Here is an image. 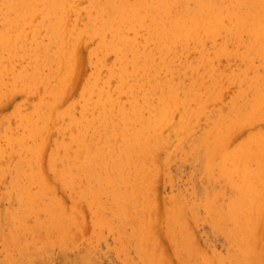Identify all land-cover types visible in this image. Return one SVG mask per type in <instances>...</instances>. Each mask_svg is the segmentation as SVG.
Listing matches in <instances>:
<instances>
[{"label":"rangeland","instance_id":"rangeland-1","mask_svg":"<svg viewBox=\"0 0 264 264\" xmlns=\"http://www.w3.org/2000/svg\"><path fill=\"white\" fill-rule=\"evenodd\" d=\"M9 1H11V2H9ZM0 0V8H1V6H2V8L0 9L1 11H0V17L2 18H0V24L1 25H6V24H3V22L5 23V21H12L13 19H11L12 17L14 18V16L13 15H16V11H18L19 9H20V6H21V8L23 9V11H24V9H25V11H24V13H25V18H23L22 17V15H20L21 14V12L23 13V11H20V14H18V12H17V14L18 15H16V18H17V16H21V17H19L20 18V25H21V30H22V32L20 31V34H22V35H24L25 33H26V37L23 39V37L25 36H21V35H19V36H21L22 38H20L19 40H20V44H21V46L22 47H19L20 48V50H21V53H20V50H19V53H17V55H19L20 54V56H16L15 57V59L16 60H14V61H12L11 62V65L13 66V69H12V66H11V70L13 71V74L12 75H14V74H18V72H20L21 70H23L24 69V67H25V71L26 72H35V71H38V70H40V71H38V73H39V75H48L47 77H48V79H46V78H44V77H42V78H44L45 80L43 81V82H41L40 81V79H38L39 80V82L41 83V86H43L44 87V90H43V88L40 86V83L38 82V80H37V84H39V86H38V90L37 91H35L36 89H34V91H33V89H32V87L30 88V86H29V88H30V91L32 90L33 92H30L29 91V89L27 88L26 89V87L24 86V91L23 90H21L20 88H23L22 86V84H24V83H22L21 84V86H19V84L20 83H18V82H15V89H16V87H17V89H16V91L14 90V88H13V86H11V84L13 83L12 82V80L11 79H9V76H10V72H8V74L9 75H6V77L4 76L3 77V83H5L7 80H8V83H9V81H10V83L8 84L7 82L5 83V84H1L0 85V87H1V91H2V93H1V91H0V99H1V96H2V99L0 100V106H1V104H2V106L0 107V224L2 225L3 224V227L2 228H0V230L1 229H3V230H1L0 231V264H92L93 262H95V263H93V264H208L209 262V264H239L240 262H241V264H245L248 260H249V262H247L246 264H250V263H252L253 262V264H259V262H260V264H264V262H263V260H264V245H262L263 243H264V234H262V231H264V191H263V189H264V182H263V180L262 179H259V180H257L256 178H257V175H258V178H262V177H264V171H262V170H260V169H263L264 168V144H262V142H264V139H262L261 141H259L258 139H260V138H258V136H260L259 135V133L258 134H255V133H252V134H254V136H256V137H252L251 138V133L250 132H258V131H260V133H261V136L260 137H262V138H264V134H263V130H264V111H262V113H261V115L259 116V112L258 111H256V110H254V107H253V109H251V106H252V102H255V100L258 98V93H259V91H260V89H261V87L262 86H264V65H263V63H264V54H261L263 51H264V49L263 48H261L260 49V47H262V43L261 44H259L258 43V39H260V40H262V36H260V37H258L257 35H256V32H258L256 29V24L254 25L255 26V33H254V30L252 29V28H254V26L252 27V25H251V27H250V25L249 24H251V23H247L248 25L246 26V22H245V24H244V22L242 21V23L243 24H239V28H238V25L236 24V21H234V23H232L231 21L232 20H234L232 17H230L229 19L231 20V18H232V20L230 21V20H228V16H226V14H227V11H228V13H230L231 12V14L230 15H232V11L233 10H235L236 12L237 11H239L237 8H238V6L236 7V9H235V7H233L234 6V4L235 5H239L240 4V6L242 5V8L241 9H245V7H246V9L247 10H249V6L247 5L246 6V4H245V6H244V8H243V1L244 0H240L239 2V4H236L237 2H236V0L235 1H232V0H230L231 2H232V4H231V2H229V0H222L223 2L221 3L220 2V0H215L216 2H214V1H210L209 3H213L214 5H215V9L216 10H218L219 8H217L218 6H220V5H222V6H224V7H222L221 6V8L219 9V13L222 15H220L219 13H216V14H218L219 15V19H221V17H222V25H223V22H224V25H225V27H220V28H218L217 30V32H215L214 34H212L211 35V37L209 36V37H204L203 36V40L201 39V38H199V39H191L190 38V40L188 41H185L184 40V42H182L183 41V38H182V40H179L180 42H178V43H180V45L178 44V43H175V40H174V36L173 35H171V33H168V34H170L172 37V39L174 40V44H176V45H173V40H171V41H167L166 40V38L165 37H169V35L167 36H165L164 37V39H165V41H164V39H162V38H158V37H156V41H154V42H152L153 41V38L152 37H148V36H146V35H148V34H152V29H151V33L150 32H146L145 33V31H148V26H149V30H150V28H151V23H150V25H148L149 24V20H150V16L151 15H153V14H155V13H160V9L157 7L158 5H155L154 7L151 5V6H149V9H148V6L146 7V6H144V5H147V4H143L145 1L144 0H127V2L124 0H121V2H120V0H117L118 2H120L121 3V5H124V7L123 6H121L118 2H116L117 4H118V6H115V5H117V4H115V2H114V0L112 1L113 3H114V6H112L113 4L111 3V1L110 0H101V1H99V2H95L99 7H98V9H97V5L96 4H94L93 3V5L94 6H92V7H90L91 6V4H92V1L91 0H76V2L74 1V3H78V4H73V2H69V0H67V5H69L68 7L70 8V9H67L66 10V8H65V11L67 12L68 10H71V11H68V13L69 14H67L66 12H64V9H63V7H61V9L63 10V12L61 11V9L59 10V8L57 9L58 11H57V13H59V14H57V15H54V14H56L55 13V10H56V8L53 10V9H51L50 8V10H51V12L50 11H47V10H49V8L46 10V8H42V6L41 5H43V3L41 2V0H36L35 2H34V0H29V1H27V0H24L25 1V3H24V1H20L21 2V4L22 5H20V3L18 2V4L17 5H19V8H17V9H15L16 11H15V13L13 12V10H14V8L15 7H11V5H8V4H10V3H12V0ZM15 0H13V2H14ZM71 1H73V0H71ZM79 1V2H78ZM80 1H82L81 3H80ZM93 1H98V0H93ZM107 1V2H106ZM110 1V3L112 4L111 5V7H110V3L106 6L105 5V3H108ZM116 1V0H115ZM132 1H136V2H134V3H137V5L139 6H135V4H134V6L132 5L133 3H132ZM142 1H144V2H142ZM167 0H165V2H166ZM172 0H168L167 1V5L166 6H168L169 5V7H167V11H166V13L164 14V15H166V16H168V18H170V20L172 19V15L174 16V18H176L177 17V15L179 14V12H180V14L184 11V10H186V9H189L191 6H193V8L194 9H196V10H199V8L198 7H200V5H201V3H202V1L203 0H196V2L198 3V1L200 2L201 1V3H200V5H199V3L197 4V3H195V5H196V7H195V5H193V0L191 1V0H189V1H187L186 0V2H188V5H189V7L187 8V3L185 2V0H176V1H172V5L170 6V2H171ZM183 1V2H182ZM249 0H247V1H245V3H247ZM9 2V3H8ZM16 2H17V0H16ZM102 2V3H101ZM125 2V3H124ZM129 2H131V3H129ZM139 2H141V3H139ZM146 2L148 3V1L146 0ZM175 2V3H174ZM195 2V1H194ZM203 2H205V1H203ZM206 2H207V0H206ZM217 2H220L219 4L217 3ZM226 2H228V3H226ZM2 3L3 4H5V5H2ZM69 3H71V4H69ZM83 3H86L85 5L83 4ZM127 3V4H126ZM129 3V4H128ZM186 3V4H185ZM226 3V4H225ZM230 3V4H229ZM249 3V2H248ZM13 4V3H12ZM14 4H15V2H14ZM33 4V5H32ZM126 4V5H125ZM140 4L141 5H143L142 7L140 6ZM164 4H166V3H164ZM176 4V5H175ZM180 4L181 5H184L185 4V6H180ZM216 4H218V5H216ZM228 4V5H227ZM7 5V6H6ZM30 5H31V7H30ZM67 5H66V7H67ZM73 5H74V7H73ZM75 5H79L78 7H81V9L82 10H80L78 7L76 8L75 7ZM83 5V6H82ZM88 5V6H87ZM119 5H120V7L122 8L123 7V11H124V8L126 9L127 8V10H125L126 12L125 13H127L126 15H125V13H124V15L126 16V19L125 18H123V19H125V20H123L122 21V17H125L121 12L119 13V14H121V15H123L122 17H120V18H118L122 23L121 24H118V23H120V21H118L117 20V15H118V12H119ZM129 5V6H128ZM175 5V6H174ZM199 5V6H198ZM233 5V6H232ZM6 6V7H5ZM14 6V5H13ZM16 6V5H15ZM23 6H26V7H23ZM44 6V5H43ZM71 6V7H70ZM131 6H133V8L134 9H132L131 8ZM174 6V7H173ZM177 6V7H176ZM178 6H180L179 8H178ZM217 6V7H216ZM232 6V7H231ZM9 7H11V9H13V10H11ZM41 7V8H40ZM129 7H130V9L131 10H129L128 11V9H129ZM156 7V8H155ZM174 9H173V8ZM204 7V6H203ZM228 7V8H227ZM7 9V10H5V9ZM72 8H75V10L76 9H79V11L78 10H76V11H73V9ZM86 9V12L84 11L85 9ZM87 8H89V10L90 11H88V9ZM102 8V9H101ZM112 8V9H111ZM137 8V12L135 11V13L138 15V12H139V16H140V14H141V16H143L144 17V19H145V25H144V23L142 22V24H141V27H140V23H141V21H142V17H140L141 18V21L140 22H138L139 20H137L136 19V21H135V17H133V15H131L133 18H131L133 21H131V22H129L130 20L128 19L129 17H127L129 14V12L131 11V13H132V11L133 10H135ZM146 8V9H145ZM151 8H153V9H151ZM185 8V9H184ZM232 8H234L233 10H232ZM84 9V10H83ZM97 9V11H96V13H95V10ZM99 9H101V13H103V12H105V13H103L102 15H101V13L99 12L100 10ZM110 9V10H109ZM114 9V10H113ZM145 10V12H144V10ZM154 9L156 10V12L154 13ZM168 9L170 10V11H172V9H173V14H170L171 12L169 11L168 12ZM180 9V10H179ZM183 9V10H182ZM191 9L192 8H190V10L188 11V13L189 12H191ZM228 9V10H227ZM245 9V12H247V10ZM9 10H10V12H9ZM43 10V11H42ZM104 10H106V11H104ZM122 10H120V11H122ZM150 11V13H151V15H150V13H149V15H148V12ZM159 10V11H158ZM174 10H175V13H174ZM177 10H179V12L177 11ZM193 10V9H192ZM196 10H193V12H191L192 14H194V12H196ZM225 10V11H224ZM232 10V11H231ZM5 11V12H4ZM8 11V14L6 13ZM122 11V12H123ZM141 11V12H140ZM148 11V12H147ZM153 11V12H152ZM158 11V12H157ZM200 11V10H199ZM222 11V12H221ZM241 11V10H240ZM251 11V10H250ZM63 14H62V13ZM77 12V13H76ZM79 12V13H78ZM81 12V13H80ZM187 12V11H186ZM234 12V11H233ZM244 11H242V13H243ZM4 13H5V15H4ZM52 13H54V14H52ZM66 15H65V14ZM73 13V14H72ZM84 13H86V14H84ZM87 13H90V14H87ZM143 13V14H142ZM145 13V14H144ZM162 13V12H161ZM160 13V14H161ZM169 13V14H168ZM185 13V12H184ZM183 13V14H184ZM191 13H189V15L191 14ZM225 13V14H224ZM250 13V12H249ZM64 15L65 17V19L63 20L64 21V24L67 22L66 20H69V22H68V26L67 27H65L64 25H63V27H65V29H71L72 31H74V29L76 28H78V30H76L75 29V31H74V34L72 33V31H71V34L72 35H70L71 37L69 38V40L67 41L66 40V42H64V40H60V39H58V40H60L59 42H57V46L56 45H54L53 43H49L50 42V39H48L47 41H49V42H47L46 41V38H49V36L50 35H52L50 32V26H52L51 24L53 23V21H56L55 23H59L60 25H61V22H63V21H61L62 20V15ZM94 14V15H93ZM117 14V15H116ZM133 14H134V11H133ZM168 14V15H167ZM178 15V19H180V17H181V15ZM236 14H240L241 15V13L240 12H237ZM244 14L245 13H243V16H244ZM4 17H3V16ZM7 15V16H6ZM8 15L11 17H8ZM12 15V16H11ZM46 15H47V18H46ZM50 15V16H49ZM54 15V17H52ZM69 15V17H67ZM79 15V16H78ZM88 15H90V17L88 18ZM108 17H107V16ZM170 15H171V17H170ZM176 15V16H175ZM184 15H187L186 13L184 14ZM184 15H182L183 17H184ZM217 15V16H218ZM228 15V14H227ZM247 15H250V14H247ZM247 15H246V17H247ZM24 16V15H23ZM72 16V17H71ZM78 16V17H77ZM96 16V17H95ZM105 16H106V18H105ZM110 16H111V19L113 20H111V19H108V20H110V22H112V24L110 23V29L112 28V25L114 26V24H118V25H115L116 27H115V29L114 30H116L117 28H120V29H118L121 33L123 32V35H124V39H125V42L126 41H132L131 43L129 42L128 44H126V43H124L123 42V44H122V41L120 42L119 41V39L117 40V41H115V42H117V44L115 43V42H113V39L114 40H116V38L112 35L113 34V30H112V32H109L110 30H108V29H106V28H108L107 26H108V24H109V22H108V24H107V22L106 23H104V21L106 20V21H108L107 20V18H110ZM148 17V19H147V17ZM180 16V17H179ZM51 17L53 18V19H51ZM60 17H62V18H59ZM70 17H71V19H70ZM77 17V23L79 24L78 26L76 25L75 27H74V29L72 28V26H74L75 25V23H76V20H75V18ZM79 17H80V19H79ZM112 17H116V19H113ZM119 17V16H118ZM146 17V18H145ZM183 17H181V18H183ZM245 17V16H244ZM18 18V19H19ZM21 18H23L22 20H21ZM46 18V19H45ZM173 18V19H174ZM227 18V19H226ZM49 19V20H48ZM58 19V20H57ZM93 19V20H92ZM96 19V20H95ZM98 19H100V20H98ZM103 19V20H102ZM228 21H226V20ZM239 19V18H238ZM42 20H43V22H42ZM72 20V21H71ZM75 20V21H74ZM114 20H117V21H115L114 22ZM128 20V21H127ZM146 20L148 21V22H146ZM165 20H168L169 21V19H167V17L165 18ZM177 19H175V20H173V22L174 21H176ZM245 20H247V19H245ZM244 20V21H245ZM57 21H59V22H57ZM81 21V23H79ZM90 21H91V23H90ZM95 21V22H94ZM125 21V22H124ZM167 21V22H168ZM230 21V22H229ZM241 21V20H240ZM13 22H15V21H13ZM45 22V23H44ZM75 22V23H74ZM49 23V24H48ZM76 23V24H77ZM96 23V24H95ZM99 23H100V26H99ZM132 23V24H131ZM136 23V24H135ZM229 25H233V27L234 28H236L237 29V31H238V36L236 35V31H233V30H235L232 26H229V27H227L228 26V24ZM8 24H9V22H8ZM63 24V23H62ZM102 24H104L105 25V27H103L104 25H102ZM134 24V25H133ZM166 24H168V23H166ZM226 24H227V26H226ZM235 24L237 25V26H235ZM263 24L264 23H262V24H259L260 26L262 25V27H259V29H263L264 30V28H263ZM40 25V26H39ZM42 25V26H41ZM47 25V26H46ZM50 25V26H49ZM81 25V26H80ZM124 25V26H123ZM245 25V27H243V26ZM258 25V24H257ZM258 25V26H259ZM38 26H39V28H38ZM86 26H88L87 27V29H86V31L85 30H83ZM129 28H128V27ZM134 26V27H133ZM136 26H138L139 27V29H138V27H136ZM240 26H241V29H242V27H243V29L246 31V30H248V31H252L251 33L253 34V36H254V38L253 37H251L252 36V34L249 32L248 33V31L247 32H245L244 30H239L240 29ZM257 26V27H258ZM1 27V26H0ZM37 27V28H36ZM40 27H43L42 29L40 28ZM45 27V28H44ZM227 27V28H226ZM232 27V28H231ZM248 27H250V29L248 28ZM24 28V29H23ZM96 28V29H95ZM127 28V29H126ZM142 28H145L144 29V31H143V29ZM1 29V28H0ZM36 29V30H35ZM47 29V30H46ZM61 29H62V25H61ZM64 29V30H65ZM103 29H105V30H103ZM123 29H124V31L126 32V34L124 33V31H123ZM132 29V30H131ZM136 29V30H135ZM140 29H141V31H140ZM252 29V30H251ZM43 30V31H42ZM63 30V29H62ZM61 30V31H62ZM88 30V31H87ZM106 30H108V31H106ZM130 30V31H129ZM138 30V31H137ZM228 30V31H227ZM230 30H232L233 32H232V34H230L231 32H230ZM19 31V30H18ZM46 31H48V33L46 32ZM66 31V30H65ZM68 32L66 33V34H69V30H67ZM99 33H98V32ZM103 31V32H102ZM128 31V32H127ZM135 31V32H134ZM244 31V33H241V32H243ZM38 32V33H37ZM64 32V31H63ZM80 33V35H79V37H80V39H81V37L82 36H84V37H82V40L81 41H83V42H81L78 38H76V37H78V36H76L77 34L76 33ZM86 32V33H85ZM115 32V31H114ZM132 32L134 33L133 35H132ZM143 34H142V33ZM220 32V33H219ZM222 32V33H221ZM224 32H226V35H223V33ZM241 34H240V33ZM261 32H264V31H261ZM34 33L35 34H37V36H35L34 35ZM50 33V34H49ZM91 33V34H90ZM103 33H105L104 35H103ZM110 33V34H109ZM135 33H139V37H137L138 35L136 34L135 35ZM141 33V34H140ZM228 33V34H227ZM233 33H235V35H236V38H235V35L233 34ZM247 33V34H246ZM41 34V35H40ZM47 34V35H46ZM85 34H87V35H85ZM109 34V35H108ZM128 34V35H127ZM221 34V35H220ZM225 34V33H224ZM250 34V35H249ZM28 35V36H27ZM42 35L44 36V35H46L45 37H42ZM91 35V36H90ZM135 35V36H134ZM141 35H143V36H141ZM231 35H233L232 37H233V39L235 40H233L232 39V37H231ZM240 35H241V37H240ZM69 36V35H68ZM67 35L65 36V33H64V36L61 38V39H63L64 37L65 38H67L68 37ZM97 36V37H96ZM141 36V37H140ZM151 36V35H150ZM152 36H154L153 34H152ZM217 36V37H216ZM229 36V38H227ZM258 37V39H256L255 40V37ZM43 38V40H42V38ZM90 39H89V38ZM91 37H94V38H92V40H94V41H92L91 40ZM113 39H112V38ZM143 37V38H142ZM148 37V38H147ZM215 37V38H214ZM221 37V38H220ZM225 37V38H224ZM247 39H246V38ZM252 38V40H251V38ZM19 38V37H18ZM32 38H33V42H32ZM35 38V39H34ZM41 38V39H40ZM64 38V39H65ZM75 38V39H74ZM104 40H103V39ZM129 38H131V39H129ZM135 38H137L136 40H138L139 41V43H138V41H136L135 40ZM142 38V39H141ZM152 38V39H151ZM158 38V39H157ZM176 38V40H178V38L177 37H175ZM210 39V41H209V39ZM241 38V39H240ZM242 38H243V41H242ZM38 39H40L39 41H36V40H38ZM87 41H86V40ZM106 39V40H105ZM111 40V46H110V40ZM128 39V40H127ZM133 39V40H132ZM144 39H147V41L146 40H144ZM152 41H151V40ZM180 39V38H179ZM201 39V40H200ZM223 39V40H222ZM225 39H227V40H225ZM236 39L238 40L237 41V43H236ZM25 40V41H24ZM28 40V41H27ZM74 40H75V43H74ZM79 40V41H78ZM90 40V41H89ZM141 40V41H140ZM159 40H162V42L161 41H159ZM168 40H170V37H169V39ZM194 40V41H193ZM215 40L216 41H218V42H215ZM221 40V41H220ZM228 40H230L229 42H228ZM240 40L242 41V44L240 43ZM257 41V42H255V41ZM259 40V41H260ZM27 41V42H26ZM31 41V42H30ZM44 41V42H43ZM47 43H46V42ZM77 41V42H76ZM86 41V42H85ZM98 41H100L99 43H101V44H99L98 43ZM107 41H109V43L107 42ZM142 41H145L144 43L142 42ZM164 41V42H163ZM198 41H199V43H198ZM202 41V42H201ZM204 41V42H203ZM232 41V42H231ZM247 41H248V44H250L249 46H248V44H247ZM251 41V42H250ZM40 42V43H39ZM43 42V43H42ZM68 42H70V44H68ZM80 44H79V43ZM94 42H96V43H94ZM135 42H137L136 43V45H132V44H135ZM141 42V43H140ZM166 42H167V45H164V43L166 44ZM172 43V44H169V43ZM201 42V43H200ZM214 42V43H213ZM227 42V43H226ZM244 42V43H243ZM253 42V43H252ZM29 43V44H28ZM65 43V45L63 46V44ZM84 43V44H83ZM115 43V45H113ZM153 43V44H152ZM154 43H155V45H154ZM157 43V44H156ZM165 46V48L167 49H164V51L167 53L169 50V52L167 53V54H165V52L163 51V48H164V46L162 45V44ZM184 43H188V45H190V46H188L187 44L185 45ZM190 43V44H189ZM202 43H204V44H202ZM211 43V44H210ZM218 43V44H217ZM236 43V44H235ZM23 44V45H22ZM34 44V46H31V45H33ZM51 44H53V46L51 45ZM74 44V45H73ZM78 44V45H77ZM95 44H96V46H95ZM106 44H109V45H106ZM118 44H120L119 46H118V49L115 47L116 45H118ZM147 44V45H146ZM150 44L152 45V46H150ZM184 44V45H183ZM199 44V45H198ZM201 44L203 45V46H201ZM214 46H213V45ZM227 44V45H226ZM255 44V45H254ZM260 46H259V45ZM42 45H44L45 47L44 48H47L46 46H48L49 47V49L47 48L46 50H50L49 52L50 53H52V52H58V50H59V57H57V61H56V58H53V57H51V59H52V61H51V59H50V61H47V60H45L44 58V56L42 55V52H43V47H42ZM60 45V46H59ZM62 45V46H61ZM68 45H70V46H68ZM77 45V57H75L74 55H75V52H76V50L74 49V47ZM80 45V46H79ZM103 45V48L101 47ZM138 45V46H137ZM144 45H146V46H144ZM149 45V46H148ZM169 45H172V46H170V48L172 47V48H178V49H176V50H174V49H170L169 48ZM195 45H196V47H195ZM204 45L206 46V47H204ZM208 45V46H207ZM211 45V46H210ZM216 45V46H215ZM237 45H238V47H237ZM246 45V46H245ZM257 45V46H256ZM20 46V45H19ZM24 46V47H23ZM36 46V47H35ZM39 48H38V47ZM94 46V47H93ZM110 46V47H109ZM122 46V47H121ZM128 46H129V48H128ZM132 46V47H131ZM143 46V47H142ZM148 46V47H147ZM155 46V47H154ZM157 46V47H156ZM162 46H163V48H162ZM184 46H186V47H188V48H184ZM201 48H200V47ZM218 46V48H216ZM220 46V47H219ZM242 46H244V47H242ZM25 47H26V49L27 50H25ZM28 47V48H27ZM51 47V48H50ZM55 47H58L57 49H54ZM61 47V48H60ZM63 47V48H62ZM67 49L66 51H68V52H66V54L64 53V54H62L63 53V50L65 51V48ZM69 47H70V49H69ZM97 47V48H96ZM152 47V48H151ZM159 47V48H158ZM204 47V48H203ZM232 48V50H231V48ZM18 48V49H19ZM32 48V49H31ZM76 48V47H75ZM95 48V49H94ZM139 48V49H138ZM144 48V49H143ZM151 48V49H150ZM155 48L157 49V51L155 50ZM182 48V49H181ZM191 48H193V50H195V51H193V50H191L190 52H189V50L191 49ZM195 48H198V50H196ZM230 48V49H229ZM237 48V49H236ZM242 48H243V50L245 51H243L242 50ZM245 48V49H244ZM257 48H259L260 50L259 51H261V53L260 52H258V53H256V51H258V49ZM23 49V50H22ZM41 49V50H40ZM52 49V50H51ZM63 49V50H62ZM91 49L93 50V51H91ZM103 51H102V50ZM116 49V50H115ZM119 49H120V52H119ZM124 49V50H123ZM129 49H131V51L129 50ZM141 49H143V50H141ZM153 49V50H152ZM169 49V50H168ZM185 49V50H184ZM201 49H203V50H201ZM219 49V50H218ZM227 49V51H225ZM237 51H236V50ZM241 49V50H240ZM248 49V50H247ZM251 49H253V50H251ZM257 49V50H256ZM33 50V51H32ZM61 50H62V52H61ZM69 50H70V52H69ZM74 50H75V52H74ZM122 50H123V52L124 53H122ZM138 52H137V51ZM141 50V51H140ZM151 52H150V51ZM173 50V53H171V51ZM209 50V51H208ZM214 50H217V52L215 51L214 52ZM238 50L240 51V52H238ZM34 52V53H32V52ZM106 51V52H105ZM115 51H116V53H115ZM134 53H133V52ZM135 51H136V53H135ZM145 51H147L146 52V54H145ZM152 51H153V54H152ZM159 51V52H158ZM174 51H177V52H175L174 53ZM198 51H200V53L198 52ZM234 51V52H233ZM253 51V52H252ZM18 52V51H17ZM22 52H23V54H22ZM25 52V53H24ZM30 52V53H29ZM89 52V53H88ZM92 52V53H91ZM99 52H100V54H99ZM108 52V53H107ZM112 52V53H111ZM126 52V53H125ZM141 52H143V53H141ZM149 52V53H148ZM158 52V53H157ZM184 52V53H183ZM205 52V53H204ZM219 52V53H218ZM224 52H226V54L224 55ZM231 52V53H230ZM236 52V53H235ZM242 52H243V54H242ZM30 54V55H28V54ZM94 53V54H93ZM104 53H106V54H104ZM122 53V54H121ZM133 53V54H132ZM137 53H138V55H140V57L141 58H139V60H138V57H137ZM148 53V54H147ZM160 53V54H159ZM169 53H170V55H169ZM183 54V56L185 57L186 55V57H185V59L183 58V56L182 55H179V54ZM216 53H218L217 55H216ZM228 53V54H227ZM239 53V54H238ZM245 53L247 54L248 53V57L245 55ZM251 53H253V56H254V54H255V56L253 57L252 56V54ZM28 56H27V55ZM62 54V55H61ZM70 54V55H69ZM80 56H79V55ZM135 54H136V56H135ZM144 54V55H143ZM150 54V55H149ZM159 54V55H158ZM171 54H173L174 56H172ZM213 54V55H212ZM221 54V55H220ZM223 54V55H222ZM235 54H238V55H236L235 56ZM251 54V55H250ZM258 56H257V55ZM259 54H260V56H259ZM89 55V57H87ZM95 55V56H94ZM108 55H109V59L108 60H106V57L108 58ZM117 55H118V58H117ZM121 55H123V56H120ZM124 55H125V58H123L124 57ZM126 55H127V57H126ZM131 57H130V56ZM146 55V56H145ZM153 55V56H152ZM155 55V56H154ZM178 55V56H177ZM205 55V57L204 58H202L203 56ZM228 56V58H226L227 56ZM239 55H240V57H239ZM4 56V55H3ZM36 56V57H35ZM69 56V57H68ZM150 58H149V57ZM152 56V57H151ZM199 56H201V59L199 60ZM215 56V58H213ZM224 56V57H223ZM226 56V57H225ZM242 56V57H241ZM245 56H246V58H245ZM86 57H87V59H86ZM105 57V58H104ZM134 57V58H133ZM137 57V58H136ZM153 57H155L154 58V60H153ZM174 57H176L175 59H174ZM179 57L181 58V59H179ZM216 57H217V59H216ZM251 57V58H250ZM256 57H258L257 59H256ZM39 58V60H37ZM64 58V59H63ZM70 58V59H69ZM74 58H76V59H74ZM94 58V59H93ZM121 58H122V60H121ZM136 58V59H135ZM145 58H148L147 60L145 59ZM174 59L173 61H172V59ZM206 58H207V60H206ZM245 58V61L243 60V59ZM253 58V59H252ZM32 59H36V60H32ZM60 59H63V61H65V62H62V64L60 65V62L59 61H61ZM67 59V60H66ZM71 60V63H69V64H67V62L69 61V60ZM105 59V60H104ZM113 59V60H112ZM124 59H126V61L124 60ZM128 59L130 60L129 61V63L127 64V61H128ZM134 59H135V61H137V63L138 64H135V61H134ZM150 59V60H149ZM159 59V61H157ZM170 59H171V61H172V63H171V61H170ZM213 59V60H212ZM247 59H249V61H247ZM19 60H21V61H19ZM73 60H74V62H73ZM90 60H92V61H90ZM96 60V61H95ZM124 60V61H123ZM142 60V61H141ZM148 60H149V62H148ZM199 60V61H198ZM216 60V61H215ZM228 60H229V62H231V63H229L228 62ZM8 61V60H7ZM25 61V62H24ZM35 61H36V63H35ZM41 61V62H40ZM89 61V62H88ZM98 61V62H97ZM123 61V62H122ZM131 61H132V63H131ZM144 61V62H143ZM178 61V62H177ZM188 62V64L186 63V62ZM206 61L208 62V63H206ZM213 61V62H212ZM243 63H242V62ZM253 61V62H252ZM259 61V62H258ZM263 61V62H262ZM32 62H33V64L34 65H32ZM38 62V63H37ZM53 62H58V64L56 63H53ZM77 64H76V63ZM97 62V63H96ZM142 62V63H141ZM152 62V63H151ZM155 62V63H154ZM159 62V63H158ZM182 62H184V63H182ZM202 62H204V63H202ZM248 62V63H247ZM17 63V64H16ZM41 65H40V64ZM114 63V64H113ZM175 65H174V64ZM178 63H179V65H178ZM180 63H182V64H180ZM193 63H194V65H193ZM200 63H202L201 65H200ZM226 63H227V65H228V63H229V66H227L226 65ZM237 63V64H236ZM245 63V64H244ZM254 63V65L253 66H251L252 64ZM260 63V64H259ZM10 64V63H9ZM14 64V65H13ZM20 66H19V65ZM26 64V65H25ZM38 64V65H37ZM63 64H64V67H63ZM71 64H75L74 65V71H73V69H72V66L73 65H71ZM106 64V65H105ZM118 64V65H117ZM120 64V65H119ZM122 64V65H121ZM126 64V65H125ZM130 64V65H129ZM141 64H143V65H140ZM146 64V65H145ZM151 64V65H150ZM154 64H156V65H154ZM191 64V66L189 67V65ZM43 65V66H42ZM46 65V66H45ZM51 65V66H50ZM54 65V66H53ZM68 65V66H67ZM77 65V66H76ZM105 65V66H104ZM129 65V66H128ZM149 65V66H148ZM174 66V70L172 69L173 68V66ZM181 65L183 66V68L181 67ZM201 67H200V66ZM212 65H214V66H212ZM218 67H217V66ZM238 65H240V66H238ZM248 66V69H247V67L246 66ZM258 65H260V66H258ZM19 66V67H18ZM58 66V67H57ZM69 66L71 67V68H69ZM126 66V67H125ZM131 66V67H130ZM146 66V67H145ZM150 66H152L151 68H150ZM177 66H178V68H177ZM194 66V67H193ZM199 66V67H198ZM207 66H209L208 67V69H207ZM227 66V67H226ZM235 66H236V68H238L237 69V71H236V68H235ZM98 68V69H95V68ZM111 67H113V68H111ZM123 67V68H122ZM136 67V68H135ZM145 67V68H144ZM158 67V68H157ZM187 67H188V69H187ZM221 67V68H220ZM242 67V68H241ZM244 67V68H243ZM257 67V68H256ZM263 67V68H262ZM102 68V70L100 71V69ZM109 68V69H108ZM111 68V69H110ZM128 68H130V70H128ZM134 68V71L136 70V72H135V74H134V71H132V69ZM148 68V69H147ZM190 68V69H189ZM202 68V69H201ZM211 70H210V69ZM214 68V69H213ZM216 68H217V70H216ZM239 68H241V69H239ZM250 68V69H249ZM14 69H16V71H18V72H16ZM28 69V70H27ZM63 69V70H62ZM123 69H124V71H123ZM125 69H127L128 70V72H127V70L125 71ZM141 69V70H140ZM143 69H145V70H143ZM178 69H180V70H178ZM198 69V70H197ZM232 69H233V71H232ZM35 70V71H34ZM53 70V71H52ZM55 70H56V72H55ZM59 70H60V72H59ZM100 71V73L99 72H97V71ZM111 70V71H110ZM113 70V71H112ZM137 70L139 71V72H137ZM176 70V71H175ZM185 70V71H184ZM193 70V71H192ZM209 70V73L207 72ZM215 70V71H214ZM221 70V71H220ZM228 70V71H227ZM236 72H235V71ZM241 70H243V71H241ZM258 72H257V71ZM52 71V72H51ZM78 71V75L77 76H75L76 75V72ZM110 71V72H109ZM117 71H119V72H117ZM122 71V72H121ZM192 71V72H191ZM195 71V72H194ZM197 71H198V73H197ZM213 71V72H212ZM252 71V72H251ZM54 72V73H53ZM59 72V74H56V73H58ZM68 72H71L70 73V76H69V73ZM73 72V73H72ZM82 72V73H81ZM107 72V73H106ZM117 72V73H116ZM122 73V75H123V78L120 76V74L119 73ZM148 72L150 73V74H148ZM181 72V73H180ZM184 72H186V73H184ZM207 72V73H206ZM223 72V73H222ZM227 72V73H226ZM240 72V73H239ZM262 73V76H261V73ZM41 73V74H40ZM75 73V74H74ZM97 73V75H93V74H96ZM99 73V74H98ZM114 73V74H113ZM125 73V74H124ZM225 73V75L226 76H228V78L224 75H222V74H224ZM239 73V74H238ZM56 74V75H55ZM71 74H73L72 76H71ZM101 74V77H99L98 75H100ZM103 74V75H102ZM131 74H133V75H131ZM145 74V75H144ZM213 74V75H212ZM228 74V75H227ZM232 74V75H231ZM233 74H235V77H237L236 78V80H235V77L233 76ZM254 74V75H253ZM255 74H257V75H255ZM38 75V74H37ZM37 75H34V76H36L35 78H39V75L37 76ZM67 75V77H68V79H67V77L66 78H63V77H65V76ZM105 75V76H104ZM108 75V76H107ZM117 77H116V76ZM126 75V76H125ZM129 75H131V76H129ZM135 75V76H134ZM142 75V76H141ZM147 75V76H146ZM172 75V76H171ZM212 75V76H211ZM240 75V76H239ZM259 75H260V78H258L259 77ZM55 76V77H54ZM61 76V77H60ZM80 76H81V78H80ZM90 76V77H89ZM99 77V79L97 78V77ZM139 76V77H138ZM144 79L145 78V81L141 78V77ZM200 76V77H199ZM222 76V77H221ZM231 76V77H230ZM239 76V77H238ZM245 76L247 77V78H249L248 80H247V78L245 79ZM17 77H19V75L17 76ZM70 77H72L73 79L75 78L76 79V77L78 78V79H76V81H74V82H70L69 80H70ZM113 77H114V79H113ZM131 77H132V79H131ZM180 77V78H179ZM216 77H218V79L220 78V81L217 79V81H215V79H216ZM244 79H243V78ZM6 78H8V79H6ZM11 78V77H10ZM63 78V79H62ZM71 78V79H72ZM89 78V79H88ZM96 78V79H95ZM102 78V79H101ZM105 78V79H104ZM116 78H118V79H116ZM123 80H122V79ZM130 78V79H129ZM153 78V79H152ZM225 78H227V79H225ZM231 78V79H230ZM233 78V79H232ZM66 79L69 81V82H67L66 81ZM74 79V80H75ZM81 79V80H80ZM103 79H104V81H103ZM110 79L112 80L113 79V82L111 81L110 82ZM119 79H121V80H119ZM212 79V80H211ZM222 79H224L223 80V82H222ZM251 79H252V81H251ZM49 80H50V83L51 84H49ZM53 80V81H52ZM55 80V81H54ZM60 80V81H59ZM93 80V81H92ZM95 80H97V81H95ZM116 80H118V81H116ZM138 80V81H137ZM142 80V81H141ZM205 80V81H204ZM227 80V81H226ZM231 80H235V81H232L231 82V84H230V81ZM72 81V80H71ZM87 81V82H86ZM101 81H103V82H101ZM133 81V82H132ZM140 81V82H139ZM143 81H144V84H143V86H141L142 85V83H143ZM178 81V82H177ZM215 81V82H217V83H213V82ZM219 81V82H218ZM243 82V85L241 84L242 82ZM244 81H245V83L247 84V86H245V83H244ZM261 81V83L263 84L262 86L260 85V89L258 88V86L257 85H259V84H257V82H260ZM12 82V83H11ZM46 82H48V83H46ZM61 84H60V83ZM95 82H96V84L97 85H95ZM99 82V83H98ZM111 84H110V83ZM123 82H125V83H123ZM132 82V83H131ZM136 82V83H135ZM137 82L139 83V84H137ZM213 83V85H212V83ZM54 83V84H53ZM69 85H68V84ZM71 83L73 84V85H71ZM74 83H75V85H74ZM103 83H106V84H103ZM146 83H148V84H146ZM152 84V86L154 87H150V85ZM179 83V84H178ZM194 83V84H193ZM196 83V84H195ZM220 83H221V86H223V88L220 86ZM234 83V84H233ZM254 83V84H253ZM26 84V83H25ZM45 84L47 85V86H45ZM65 84H66V86H65ZM100 84V85H99ZM110 84V85H109ZM115 84V85H114ZM117 84V85H116ZM176 84H178V86H180L178 89H177V85ZM182 84V85H181ZM192 84L194 85V86H192ZM223 84V85H222ZM251 84V85H250ZM255 84H256V86H255ZM6 85H7V87H6ZM8 85H10V86H8ZM13 85H14V83H13ZM50 85V86H49ZM59 85L60 86H62V88L61 87H59ZM71 85V86H70ZM120 85V86H119ZM145 85H147L146 87H145ZM155 85H156V87H155ZM209 85H210V87H209ZM217 85V86H216ZM227 85H228V87H227ZM240 85V86H239ZM255 87H254V86ZM4 86V87H3ZM64 86H65V88L67 87V88H69L68 90H67V88H66V91H68V92H66L65 91V88H64ZM69 86V87H68ZM88 86H91V89H90V87H88ZM103 86H104V89H103ZM177 86V87H176ZM213 86V87H212ZM214 86H216V88L214 87ZM10 87H12V89H10ZM20 87V88H19ZM36 86H34V88H35ZM48 88V90L46 89V88ZM54 88L55 87V91H52V89L51 88ZM57 87H59V89L57 88ZM72 87V88H71ZM85 87V88H84ZM93 87H94V89H93ZM111 87V88H110ZM113 87V88H112ZM133 87H135V88H133ZM160 87H162V88H160ZM188 87V88H187ZM194 87V88H193ZM199 89H198V88ZM212 87V88H211ZM225 87V88H224ZM241 87L243 88H245V90L244 89H242L241 90ZM249 87H250V89H249ZM37 88V87H36ZM86 88H88V89H86ZM107 88H109V89H107ZM130 88H131V90H130ZM141 88V90H139ZM144 88V89H143ZM148 88H150V89H148ZM192 88H193V90H195L194 92L195 93H197L196 94V96H193V98L191 97L193 94H194V92L193 93H191V90H192ZM195 88H197V89H195ZM207 88H208V90H207ZM214 88V89H213ZM218 88H219V90H218ZM228 88V89H227ZM239 88V89H238ZM257 88L259 89V91L257 92ZM64 89V90H63ZM90 89V90H89ZM99 89V90H98ZM143 89V90H142ZM164 91V92H162L161 93V91L162 90ZM222 89V90H221ZM224 89V90H223ZM225 89H226V92H225ZM247 89V90H246ZM253 89V90H252ZM5 90V91H4ZM7 90V91H6ZM41 90L42 91H45V90H47V95L50 93V95H49V97L47 96V95H44V93L43 94H41ZM59 90V91H58ZM85 90V91H84ZM88 90L89 91H91V93H92V95L91 94H89L90 92H88ZM95 90H97L96 92H95ZM103 90V91H102ZM108 90H109V92H108ZM114 90V91H113ZM136 90H138V91H136ZM159 90V91H158ZM213 92H212V91ZM239 90H240V92H239ZM13 91H15V92H19V93H16V94H14L13 95V93H15V92H13ZM93 91V92H92ZM101 91V92H100ZM118 91V92H117ZM121 91V92H120ZM136 91V92H135ZM156 91V92H155ZM212 93H214V94H212ZM216 91H218V92H216ZM220 91V92H219ZM228 91V92H227ZM246 91H247V93H246ZM24 93V94H22V93ZM27 92H28V94H27ZM36 92H37V95H36ZM65 92L67 93L66 95H65ZM100 92V93H99ZM106 92H108V93H106ZM113 92V93H112ZM126 92V93H125ZM134 92V93H133ZM152 92V93H151ZM199 92V93H198ZM207 92H210L212 95H213V97L214 96H216L217 98L219 97V96H221L220 97V100H219V98L218 99H214V102H212V100H213V98H206L207 96H208V94H207ZM242 92V94H240ZM253 94H252V93ZM254 92H255V94H254ZM256 92H257V94H256ZM26 93V94H25ZM34 93V94H33ZM55 95H57V93L59 94V96H58V101L55 99V96H54V94ZM87 93L89 94V95H91V96H89V95H87ZM104 93V94H103ZM110 93V94H109ZM118 93V94H117ZM132 93V94H131ZM158 95V96H156V94ZM204 94V95H201V94ZM216 93V94H215ZM217 93H219V94H217ZM222 93V95H220ZM226 93V94H225ZM239 93V94H238ZM11 94H12V96H11ZM62 94V95H61ZM98 94H99V96H98ZM102 94V95H101ZM121 94H122V96H121ZM141 94V95H140ZM165 94H168L169 96H170V94L171 95H173L172 96V98H173V101H176L175 103H177V104H175L176 105V109L177 110H175V108H174V106L172 107V112H170V113H172V114H170L169 113V115L170 116H168L169 118H171L170 119V121L172 122V123H168V117L167 118H164V120L162 121V122H164V124H168V125H170L171 127H169L168 125H167V127H165V126H162L161 124H160V126L158 127V128H155V127H148L149 125L150 126H152V124H154L153 122L155 121L154 119H155V117H153V114L155 113V111H157V109H158V104L159 103H157V102H160V100H159V98L161 99L162 97H164V95ZM238 94V95H237ZM244 94V95H243ZM246 94H247V96H246ZM251 94V95H250ZM6 97V98H4V96ZM8 95V96H7ZM35 95V96H34ZM43 95H44V97H46V98H44L43 99ZM61 95V96H60ZM83 95V96H82ZM96 95V97H97V99H96V97H94ZM153 95H155L154 97H153ZM197 95H200L199 97L200 98H197L198 96ZM234 95V96H233ZM240 98H238L237 96ZM243 95V96H242ZM9 96H11V99H9L10 97ZM62 96H63V99H62ZM104 96V97H103ZM119 96H121L120 98H119ZM137 98H136V97ZM152 96V97H151ZM166 96V95H165ZM205 98H204V97ZM211 96V95H210ZM255 96H257V97H255ZM8 97V98H7ZM39 97H41V98H39ZM51 97V98H50ZM60 97H61V100H63V101H61V100H59L60 99ZM116 97H117V99H116ZM148 97V98H147ZM151 97V98H150ZM234 97H236V98H234ZM246 97H248V98H246ZM249 97L251 98V99H249ZM254 97V99H252ZM38 98V99H37ZM49 98V99H48ZM92 98L94 99V101L92 100ZM107 98H110V99H107ZM114 98H115V100H120V101H118L119 103H116V107L113 109V104H110L109 102H114L115 100H114ZM144 98V99H143ZM147 98V99H146ZM234 98V99H233ZM241 98H244L243 100H242V102L243 101H245V103H243V106H244V104L246 105V106H241L240 105V101H241ZM43 99V100H42ZM106 99V100H105ZM122 99V100H121ZM152 99V100H151ZM195 99V100H194ZM223 101H222V100ZM233 99V100H232ZM246 99H247V101L249 100V102H247L246 101ZM41 100V101H40ZM55 100H56V102H55ZM92 100V101H91ZM108 100H111V101H108ZM132 100V101H131ZM147 100V101H146ZM156 100V101H155ZM158 100V101H157ZM172 100V99H171ZM197 100V101H196ZM216 100H219V101H216ZM228 102H227V101ZM251 100H253V101H251ZM8 101V102H7ZM50 101H51V104H52V106H50ZM61 101V102H60ZM91 101V102H90ZM102 101H105V102H102ZM135 101V103H133ZM149 101V102H148ZM153 101V102H152ZM172 101V102H173ZM196 101V102H195ZM207 101H208V103H207ZM215 101H216V103H215ZM223 102V104H222V102ZM226 101V102H225ZM229 101H233V102H229ZM234 101L236 102V103H234ZM239 102V105H238V102ZM5 102V103H4ZM40 103V102H46V104H47V106H46V104L44 105L46 108H45V110H46V112L48 113V119L46 120V126H47V124H48V126L50 125V128L48 127L47 129H49V131L48 130H46V126H45V130L47 131V133H44L43 135H47L46 137H45V139L43 138V135L42 136H39V137H35L36 139H37V141L38 142H36V141H34V140H36V139H33V141H31L32 140V137H31V139L30 138H28V137H30L31 135V133L33 134V131H32V126L35 124L36 125V121H33V120H30V115H32L33 113H34V107L33 106H35L36 105V103ZM48 102V103H47ZM58 102H60V103H58ZM88 102V103H87ZM115 102H117V101H115ZM145 102V103H144ZM211 102V103H210ZM87 103V104H86ZM131 103V104H130ZM148 103V104H147ZM152 103H154V104H152ZM157 103V104H156ZM181 103V104H180ZM210 103V104H209ZM224 103H228L227 105L228 106H230L231 107V109H230V107H228L227 108V106H225L226 104H224ZM234 103V104H233ZM4 104V105H3ZM53 104H55V105H57V106H55L54 108H52L54 105ZM95 104L97 105L96 107H95ZM104 104H106V108L105 109H107L106 111H104V107L105 106H102V105H104ZM110 104V105H109ZM119 104H121L120 106H118L117 107V105H119ZM134 104H136V105H134ZM150 104L152 105V106H150ZM229 104H231V105H229ZM251 104V105H250ZM38 105V104H37ZM36 105V106H37ZM123 105V106H122ZM131 105H134V106H132V109H131ZM147 105V106H146ZM177 105H180V107H178ZM234 105H236V106H234ZM85 106V107H84ZM91 106H92V108H91ZM103 108H102V107ZM145 106V107H144ZM153 106H155V110H154V107ZM158 106V107H157ZM232 106H234V108H232ZM250 106V107H249ZM33 107V108H32ZM88 107V108H87ZM89 107H90V111H89ZM124 107H125V109H124ZM150 107V108H149ZM184 109H183V108ZM235 107L237 108V107H240V108H237V109H241L240 111H237V112H239V114H237L236 113V109H235ZM20 108V109H19ZM49 108V109H48ZM99 109V111H98V109ZM110 108H112V109H110ZM123 108V109H122ZM129 108V109H128ZM149 110H148V109ZM151 108H153V110L151 109ZM179 108H181V110H179ZM220 108V109H219ZM244 108V109H243ZM17 109V110H16ZM87 110V112H88V115H89V117H88V115L85 117V115H86V111L85 110ZM91 109H93L94 110V113H93V110H91ZM120 109H121V113L120 112H118V110L120 111ZM127 109V110H126ZM145 109V110H144ZM183 109V110H182ZM194 112V113H192V114H195L194 116L196 117V122H191V123H193V125L191 124V123H189V121H195L194 119H191L190 117H192L193 115L192 114H190L191 113V110ZM210 111H209V110ZM233 109H235V112H234V110ZM21 110V111H20ZM53 110V111H52ZM103 110L104 111V114H103V112H102V114L103 115H101L100 113L98 114V112H101V111ZM117 110V111H116ZM126 110V111H125ZM129 110V111H128ZM219 110V111H218ZM220 110H222L221 111V113L224 115V118H225V116L226 115H229L228 117L230 118V117H233V118H230L231 119V121L233 122L232 124H231V122H230V126H229V128L231 127V131H230V129L229 128H227L228 129V132H227V137L226 138H223L224 137V134H226V133H224L225 131L224 130H227L226 129V127H225V129L223 130V128H221L220 129V127L222 126V125H220L219 127H218V129H219V132H220V130H223L224 132H223V135H221V132H220V138H217V140H219V139H221V137L223 138V139H227L226 141H227V144L224 142V140L223 139H221V140H219L220 142L223 140V143H225L226 144V146H225V148L227 149V148H229V150H231V153L229 152V150L227 151L226 149H222L221 147H222V144L219 142V141H216L218 144H216V145H218V148L220 147L219 146V144L221 145V147H220V149H222L223 151L224 150H226L227 152H229L228 154H230V157L229 158H227V157H223L225 154H227V152L224 154L223 152H222V150H219L218 148H217V150L216 151H220L221 152V154L223 155V156H221V154H219L218 152V154L216 153V155H215V153L213 154V150L211 149L212 148V146L214 145V142H213V140H211V137H212V139H214V137L213 136H217V134H219V132L217 131V134H215V132H213V130H214V128H215V120H217V119H215L216 118V114L219 112V116H217V118H218V120L220 121L221 119H220V116H222V115H220L221 113H220ZM229 110V111H228ZM233 110V111H232ZM92 111V112H91ZM111 111H113V112H111ZM151 111V112H150ZM180 111L181 112V114H182V111H183V116L182 115H180V112L178 113V112ZM213 111H214V113H213ZM218 111V112H217ZM232 111V112H231ZM105 112H109V114L111 115H106L105 114ZM124 112V114H122ZM126 112V113H125ZM184 112H187L188 114H190L189 116H188V114L187 113H184ZM209 112V113H208ZM217 112V113H216ZM227 114H226V113ZM245 113V114H243V113ZM257 112V113H256ZM81 113H83V114H81ZM90 113V114H89ZM95 114V116H90L91 114ZM119 113V114H118ZM130 113V114H129ZM142 114V117H139V116H141L140 114ZM150 113H153L152 115L150 114ZM179 114V117L180 116H182V117H184V119H185V115L184 114H187L186 116H188V118L186 117V120L184 121L183 119H182V117H180L179 119H182L184 122L183 123H186L185 125H187V124H190V125H188V126H182L183 125V123H182V125L180 126V129H179V131L178 130H175V132L176 131H178L179 133H177V136H173V134L174 133H172L171 132V130H172V128L174 127V128H179V127H177L176 126V124L178 125V121H180V120H176L177 118V116L176 115H178ZM216 113V114H215ZM231 113H233V115L236 113L237 115H232ZM254 113H255V115H257L256 117H258V118H256L255 117V115H254ZM51 114H52V117H51ZM62 114V115H61ZM115 114H117L116 116L117 117H115ZM125 114H128L129 115V117H125ZM150 114V115H149ZM156 114V113H155ZM252 114V115H251ZM263 114V115H262ZM26 115H28V117H26ZM50 115V116H49ZM81 115H83L85 118H80V117H82ZM100 115V116H99ZM113 115H114V117H113ZM133 116L132 117V119L130 118L131 116ZM192 115V116H191ZM243 115H245V116H248V117H245V116H243ZM254 115V116H253ZM58 116V117H57ZM72 116V117H71ZM97 116H99L100 118H102V120L100 119V120H98L99 118H97ZM102 116V117H101ZM106 116H107V118H106ZM121 116H122V118L123 119H125V118H130V120H127V121H125V124H122V123H124V122H122L123 120L121 119ZM239 116V117H238ZM241 116V117H240ZM23 117V119L22 120H20L21 118ZM24 117H26V118H24ZM91 117H94V118H96L95 120L94 119H91ZM125 117V118H124ZM152 117H153V120H152ZM235 117V118H234ZM237 117V118H236ZM242 117L244 118V119H242ZM254 117H255V119H254ZM259 117H261V118H259ZM55 118H57V120H55ZM59 118V119H58ZM72 118H74V119H72ZM76 118V119H75ZM79 118V119H78ZM86 118L88 119V122H91V121H94V123L92 122V124L90 125L87 121H86ZM110 118V119H109ZM120 118V119H119ZM142 118H143V121H142ZM150 118V119H149ZM223 118V117H222ZM224 118H223V120H224ZM229 118H227V116H226V120H221L219 123L220 124H224L225 122L226 123H228L229 122ZM246 118H253V119H250L251 121L253 120V122H250V120L249 119H246ZM90 119V120H89ZM104 119H107V120H104ZM112 119V120H111ZM141 119V120H140ZM165 119H166V122H165ZM175 119V120H174ZM188 119H191V120H189L188 121ZM213 119H215L214 120V124H213ZM232 119H234V120H232ZM238 119V120H237ZM261 120V121H259V120ZM25 120V121H24ZM27 120H29L28 122H26ZM104 120V122H102ZM109 120L111 121V122H109ZM114 120V121H113ZM118 121V123H117V125H119L120 123H121V125H123V126H121L120 127V125H119V128H118V126L116 127V129H115V131H117V133H119V134H116L117 135V137L119 136L120 138V140H121V136H120V134H123V132H124V128H125V134L127 135V136H124L125 134H123V136H122V138L123 137H125L126 139L124 140V141H130L131 143H134L135 144V142H136V144L137 143H140L139 141H137V140H139L140 139V141H142L141 142V144H140V146H139V144H135L134 145V147H133V144L131 145V143L130 142H124V141H120L119 139L117 140V142H115V143H117V144H114L113 143V145H112V143H111V141H116V136H115V134H109V133H115V132H111L112 130H113V128H115V123ZM126 120V119H125ZM149 120H152V121H149ZM168 120V121H167ZM208 120L210 121V123L212 124H210L209 122H208ZM240 120V121H239ZM241 120H242V122L244 123H242L241 122ZM257 120V121H256ZM21 121L22 122H26V125L23 123H21ZM76 121V122H75ZM98 121V122H97ZM108 121V122H107ZM169 121V122H170ZM174 121H176V122H174ZM234 121H238V123H237V125H236V123L234 124ZM255 121V122H254ZM96 122V123H95ZM127 122V123H126ZM133 122V123H132ZM180 122H182V121H180ZM224 122V123H223ZM250 122V123H249ZM29 125H28V124ZM50 123V124H49ZM77 123H79V124H77ZM98 123H100V124H98ZM108 123H110L109 125H107ZM111 123H113V128H111L112 130H108V128H110L109 126H111ZM131 125H130V124ZM217 123V122H216ZM241 123V124H240ZM248 123H249V127H248ZM20 124L23 126L22 128H20ZM86 124V125H85ZM94 124H95V126H94ZM137 124H139V125H137ZM163 124V125H164ZM174 126H173V125ZM233 124L234 125H236V126H234L233 127ZM243 124V125H242ZM252 124V125H251ZM17 125V126H16ZM98 125V126H97ZM107 125V126H106ZM128 125H130V126H128ZM144 125H146V126H144ZM180 125V124H179ZM214 125V126H213ZM217 125H219L218 123H217ZM227 126L229 125V124H226ZM225 124H224V126H226ZM240 127H239V126ZM19 126V127H18ZM27 126L31 129V131H30V129L29 128H27ZM77 126V127H76ZM81 126V127H80ZM94 126V127H93ZM97 126V127H96ZM126 126H127V128H126ZM141 126V127H140ZM146 127V130H145V128L144 127ZM154 126V125H153ZM162 126V127H161ZM173 126V127H172ZM176 126V127H175ZM95 127L97 128V130H98V127H100V131H102V134H100V135H104L103 137H105V135H108L107 136V138L108 137H110V138H112L111 137V135L113 136V138H116V139H114L113 140V138L111 139V141H109V139L110 138H106V141L105 140H101L102 138H101V136H100V140H99V143H98V141L96 142L95 140L96 139H98L99 138V133L98 134H96V133H94L93 132V130L92 129H94L95 130ZM108 127V128H107ZM112 127V126H111ZM147 127H148V129H147ZM190 128V129H188V130H186L185 128ZM206 127V128H205ZM211 129V131L209 130V128ZM239 127V128H238ZM80 128V129H79ZM101 128H103V130L101 129ZM104 128H106V130L104 129ZM140 130H139V129ZM161 128H162V131H161ZM163 128H164V130H163ZM167 128H169V130H170V132H169V130L167 129ZM208 128V129H207ZM217 128V127H216ZM234 128H237V130H235ZM25 129L27 130V131H25ZM78 129H79V131H82V130H86L85 132H83L84 134H85V136L87 137V140H86V144L88 145L89 143H88V140L90 141V136H94V138L93 139H91V141H90V145L89 146H91V149L89 148V147H87V149H86V146H84L83 147V145H79V143L80 142H78L79 141V138L80 137H78V135H82V132H81V134L79 133V131H78ZM127 129H129V130H127ZM137 131H136V130ZM156 130V131H152V130ZM160 131H159V130ZM166 129L168 130V132H169V138H168V132L166 133ZM204 129V130H203ZM208 130V133H209V131H210V135H211V137H209L210 138V141L209 142H211L210 143V146H209V142L207 141V139H208V137H207V134L208 133H206V135L204 134L205 132H207V131H205V130ZM21 130V131H20ZM25 131V133H24V131ZM91 130H92V132L95 134V135H93V134H90V133H92L91 132ZM97 130H95V131H97ZM109 131L107 134L105 133V131ZM119 130V131H118ZM123 132H122V131ZM144 130V131H143ZM158 130V131H157ZM191 130V131H190ZM257 130V131H256ZM99 131V132H100ZM103 131H104V133L105 134H103ZM114 131V130H113ZM148 131V132H147ZM121 132V133H120ZM138 132H140V133H138ZM149 132H152V134H153V137L157 134V136L159 137V136H161L160 138L163 140L164 138H162V137H164L165 135H166V139H169L170 141H169V143H166V142H164V140H163V142H159V140L158 139H156V141H153L152 139H151V136H150V139L148 138L147 139V137H149L148 135H149ZM161 132V133H160ZM212 132V133H211ZM236 132V133H235ZM77 133H78V135H77ZM129 133H131V134H129ZM143 133V134H142ZM146 133H147V135H146ZM163 133H164V136H163ZM187 133V134H186ZM250 133V134H249ZM90 134V135H89ZM140 134V135H139ZM151 134V133H150ZM162 134V135H161ZM179 134V135H178ZM233 134H236L235 136L236 137H233V136H231V135ZM30 135V136H29ZM72 135V136H71ZM89 135V136H88ZM170 135H171V137H170ZM175 135V134H174ZM203 135H204V142H203V140H202V143H201V141H200V139H203L202 137H203ZM210 135H208V136H210ZM230 135V136H229ZM26 136V137H25ZM28 136V137H27ZM74 136V137H73ZM75 136H77L78 137V141H76V137ZM95 136H97L98 138H95ZM147 136V137H146ZM172 136H173V138H172ZM202 136V137H201ZM206 136V137H205ZM226 136V135H225ZM247 136H249L250 137V140H249V138H246ZM73 137V138H72ZM89 137V138H88ZM128 137V138H127ZM152 137V138H153ZM201 137V138H200ZM75 138V139H74ZM139 138V139H138ZM207 138V139H206ZM253 138H258L257 139V141H258V143L256 142V140L255 139H253ZM12 139H13V141H12ZM27 139V140H26ZM56 139V142H60V140H61V145H63L62 143H64L65 144V146L66 147H71L70 148V150H69V148H66V147H62L61 145L60 146H58V143H56L54 140ZM72 139H74V141L72 140ZM104 139V138H103ZM124 139V138H123ZM128 139V140H127ZM142 139V140H141ZM145 139H147L146 140V144H149V140L150 141H153V143L154 142H156V144H158V146L157 145H155L154 147H157L158 149H156V150H158V151H154V149L155 148H153L152 146L153 145H151V146H147L146 144H145ZM216 139V138H215ZM228 139H229V141H228ZM248 139V140H247ZM10 140H11V142H10ZM23 140V141H22ZM24 140H26L25 142H24ZM58 140V141H57ZM242 140V141H241ZM31 143H29V142ZM46 141V142H45ZM56 143V144H54V142ZM63 141V142H62ZM93 141H94V143H96V145L95 146H93V145H91V142H92V144H93ZM102 141H103V144L104 143H106V142H108L109 143V145L106 143L105 144V146H101V144H102ZM105 141V142H104ZM143 141H144V143H143ZM173 141V142H172ZM197 141H200V145L202 146V148L200 147V145H198V143L199 142H197ZM243 141H245V142H247V143H249V144H246V143H244ZM21 142H23V143H25V145H23V143H21ZM32 142H35V143H32ZM73 142V143H72ZM101 142V143H100ZM121 143L122 142V144H119V143ZM123 142H124V144H126V146L124 145V147L122 146V148L125 150V149H127V150H129V151H127L126 150V152H124V150L122 149V148H120L121 147V145H123ZM158 142V143H157ZM167 142H168V140H167ZM172 142V143H171ZM197 143L196 145H195V143ZM239 142H241V143H239ZM243 142V143H242ZM259 142H261L260 144H261V146H259L258 144H259ZM10 143V144H9ZM19 144V145H17V144ZM44 143V144H43ZM76 143V144H75ZM130 143V144H129ZM152 143V142H151ZM152 143V144H153ZM166 143V144H165ZM203 143H204V146H205V144H208V146L206 145V147L207 148H209V149H207L206 147H203ZM213 143V145H211ZM241 144L242 146L244 145L245 147H246V149H245V147L243 146H241V145H239V144ZM257 143V144H256ZM27 144H29V145H27ZM33 144H34V146H35V144H36V148L33 146ZM55 146H54V145ZM67 144V145H66ZM77 144H78V146H80V149H79V147L77 146ZM81 144V143H80ZM100 145V148L102 149H100L99 148V145ZM119 144V149H117L118 148V145ZM155 144V143H154ZM165 144V145H164ZM169 144V145H168ZM246 144V145H245ZM23 145V146H22ZM33 146L34 147V149H32V147H30V148H26L27 146ZM69 145V146H68ZM128 145L130 146H132V150H131V148H128ZM144 145H145V147H144ZM150 145V144H149ZM164 145V146H163ZM192 145L193 146H195L194 148L192 147ZM230 145H231V148H230ZM235 145H237L238 147H232V146H235ZM247 145H251V146H248L247 147ZM23 147L22 149L20 148V147ZM39 146V147H38ZM42 146V147H41ZM107 146V147H106ZM108 146H110V147H108ZM112 146L113 147H115V150L112 148ZM147 146V147H146ZM163 146V147H162ZM240 146L242 147L241 149H240ZM5 147V148H4ZM60 147V148H59ZM62 147V148H61ZM83 147V148H82ZM117 147V148H116ZM149 147V148H148ZM223 147H224V145H223ZM250 147H251V149H252V151H253V154L256 152L255 150H258L257 152H256V154H252V152H251V150H250ZM257 147H259V149L257 148ZM263 148V149H260V148ZM25 148H26V150H27V152H26V150H25ZM38 148V149H37ZM42 148H43V150H42ZM64 148H66V149H64ZM107 148H111L112 149V151L113 152H111L110 150H108ZM138 148H140L139 150H144L142 153L143 154H145L144 155V157L146 156V158H147V155L148 156H154V157H149L150 159H148V161H147V159L145 160L144 159V161H143V159H141L142 158V154L140 153V156H138L139 155V150H138ZM141 148H143V149H141ZM153 148V149H152ZM244 148V149H243ZM248 148V149H247ZM257 148V149H256ZM5 149L6 150H8V151H5ZM29 149H32V151H34L35 149H36V153L37 154H35V153H33L32 151H30ZM56 149H59V150H56ZM82 149V150H81ZM95 149V150H94ZM108 150V151H105V150ZM134 149V150H133ZM146 149H148V150H146ZM153 151H152V150ZM193 149H194V151H193ZM199 149V150H198ZM204 149H207V150H204ZM235 149V150H234ZM238 149H240V150H243V151H241V153H245V152H249V150H250V152H251V154H250V152H249V156H251V157H249V156H245V158H247L246 160L244 159L243 160V158H244V156H243V154L240 156H238V154H241L239 151L240 150H238ZM40 150V151H39ZM53 150V151H52ZM61 150V151H60ZM196 150V151H195ZM234 150V151H233ZM237 150V151H236ZM244 150H245V152H244ZM247 150V151H246ZM6 153H4V152ZM28 151H30V152H28ZM42 151V152H41ZM59 151V154H57V152ZM67 151H68V153H67ZM71 151V152H70ZM77 151V152H76ZM82 151V152H81ZM87 151H88V153H87ZM94 151V152H93ZM116 151V152H115ZM119 151V152H118ZM131 151V152H130ZM132 151H133V153H132ZM137 151V152H136ZM150 151V152H149ZM197 151H198V153H197ZM207 151V152H206ZM261 151V152H260ZM262 151H263V153H262ZM15 152V153H14ZM25 152V153H24ZM52 152V153H51ZM65 152V153H64ZM69 152H70V154H71V156L69 155ZM104 152V153H103ZM109 152V153H108ZM141 152V151H140ZM152 152L154 153V155H152ZM209 152H212L211 154H212V156L213 155H215L214 157H211L210 156V159H211V161L212 160H215L213 163L215 164H213L212 166H211V161H209L208 159H209V155H210V153ZM234 152L236 153V155L237 156H235V154H234ZM248 152H247V155H248ZM14 153V154H13ZM77 154V157L75 156H73V154ZM90 153H91V155H92V153H93V155L92 156H90ZM96 153H98L97 155H96ZM99 153H103V154H105V155H103L102 156V158L105 156V159H101V161L99 160L100 159V155H102V154H99ZM147 153H149V154H147ZM157 153V154H156ZM262 155H261V154ZM3 154H5V155H3ZM9 154V155H8ZM10 154L12 155V156H10ZM20 154H22V155H20ZM25 154V155H24ZM51 154V155H50ZM60 154H61V157H59L60 156ZM63 154H65L64 156H63ZM95 154V155H94ZM109 154V156H108V158L109 159H107L106 160V158H107V155ZM120 154V155H119ZM138 154V155H137ZM147 154V155H146ZM234 154V155H233ZM258 154H260L259 156H257ZM7 155H8V158H7ZM30 155L34 158L33 160H31V158L32 157H30ZM39 156V159L37 158L38 156ZM40 155H42V157H40ZM71 157H69V156ZM134 155H136V157L134 156ZM157 155V156H156ZM220 155V156H219ZM231 155H233V162L235 163V165H232L233 163H230V162H228L229 161V159H231ZM24 158V160L22 159V157ZM27 156V157H26ZM29 156V157H28ZM49 156V157H48ZM85 156V157H84ZM93 156H95V157H93ZM97 156V157H96ZM137 156L139 157V159H140V161H141V163H143V165H141V163H140V161H137ZM226 156H228V155H226ZM236 158H235V157ZM243 156V157H242ZM253 156V157H252ZM254 156H256L255 158H254ZM62 157H64V158H62ZM68 157V158H67ZM94 158V161L95 160H97V162L96 163H93L92 161H93V158ZM124 160V164L122 163V159ZM135 157L136 159H133V158ZM143 157V158H144ZM220 157L222 158V159H220ZM241 157V158H240ZM259 157H260V159H259ZM11 158V159H10ZM29 158V159H28ZM52 158V159H51ZM70 158V159H69ZM81 158V159H80ZM84 158L85 159H88V158H90V159H88V162L90 163V164H88V162H87V160L85 161L84 160ZM111 158V159H110ZM128 158V159H127ZM131 158H132V160H133V163L135 164H132V163H130V160H131ZM153 159V161H151L152 159ZM207 158V159H206ZM212 158H214V159H212ZM227 158V160L225 161V159ZM240 158V159H239ZM249 158H251V159H249ZM252 158H253V161H252ZM36 159H38L37 161H39L40 162V160H41V165H42V168H44V169H41V167H40V163H38V164H36ZM53 159L55 160V162L56 163H54L55 164V169L56 170H54L53 171V169H52V166L54 165L53 164ZM68 159V160H67ZM78 159V160H77ZM119 160V165H118V160ZM138 159V160H139ZM156 159V160H155ZM220 159V160H219ZM236 159V160H235ZM29 160V161H28ZM46 160H47V162H46ZM63 160V161H62ZM74 160L75 161H77V162H74ZM82 160V161H81ZM84 160V161H83ZM92 160V161H91ZM99 160V161H98ZM103 160H106L105 162H107L106 164H109L110 166H108L107 165V169H108V173H107V171H105V168L106 167H104L103 166V164L104 165H106L105 164V162L103 161ZM132 160H131V162H132ZM218 160V161H217ZM221 160H222V162H221ZM232 160V159H231ZM249 160H250V162H249ZM258 160V161H257ZM30 162L31 161V163H29L28 164V162ZM67 161H69V162H67ZM80 163H79V162ZM91 161V162H90ZM121 161V162H120ZM128 161V163H126ZM138 162V163H136V162ZM208 161V162H207ZM240 161V162H239ZM244 161H246V162H244ZM12 162V163H11ZM44 162V163H43ZM73 162V163H72ZM86 162V163H85ZM146 162V163H145ZM218 162V163H217ZM227 162V163H226ZM236 162H238L237 163V165H241V163H244V164H242L241 166L243 167L242 168V170H239L240 169V166H238V170L237 169H235V167L237 168V166H236ZM248 162H249V164H248ZM259 162V163H258ZM261 162V163H260ZM34 163H35V165H34ZM76 163H77V165H78V167L76 166ZM85 163V164H84ZM99 163V165H97ZM101 163H103V164H101ZM145 163V164H144ZM150 163V167L148 166V164ZM155 163V164H154ZM222 163V164H221ZM247 163V164H246ZM258 163V164H257ZM84 164V165H83ZM92 164V165H91ZM95 164V165H94ZM100 164H101V167H100ZM130 164V165H129ZM137 164H139L140 165V167L142 166V168H139L138 169V165ZM157 164V165H156ZM207 164V165H206ZM209 164H210V166H209ZM258 165V166H256V165ZM259 164L261 165V166H259ZM263 164V165H262ZM28 165H30L32 168H30V166H28ZM50 165V166H49ZM66 165V166H65ZM80 165H82V167H80ZM89 165V166H88ZM120 165H122V167H124L123 169H122V167H120ZM130 167H129V166ZM154 165H156L155 166V169H156V171L155 170H153L154 169ZM221 165V166H220ZM246 165H248V166H246ZM251 167H250V166ZM254 165L256 166V168H252V167H254ZM37 166V167H36ZM44 166V167H43ZM63 166V167H62ZM68 166V167H67ZM132 166H135V168L134 167H132ZM147 166V167H146ZM153 168H152V167ZM213 166H215V167H213ZM219 168V167H221V169L219 168V169H217V167ZM223 166V167H222ZM228 166H229V168H228ZM230 166H232L233 167V169H232V167H230ZM245 166V167H244ZM62 167V168H61ZM65 167V169L66 170H64L63 168ZM72 169V170H70V168ZM84 167H85V169H84ZM89 167H91V168H89ZM95 167V168H94ZM99 167V168H98ZM109 167V168H108ZM145 167H146V169H145ZM158 167V168H157ZM209 167V168H208ZM213 167V168H212ZM247 167H248V169H247ZM260 168V169H258V172H257V168ZM15 168V169H14ZM23 170H22V169ZM35 168H39V170L38 169H35ZM80 168V169H79ZM97 168V169H96ZM100 168L101 169H103L102 171L100 170ZM129 168H131V169H129ZM144 168V170L142 171L141 169H143ZM227 168V169H226ZM232 170H231V169ZM244 168H246V169H244ZM249 168H252V170L254 171L253 173L254 174H252L251 172V169L249 170ZM30 169H32V170H30ZM33 169H35V170H33ZM87 169V170H86ZM90 169H92V170H90ZM106 169V170H107ZM136 170L135 172H134V170ZM151 169V170H150ZM209 169H211V170H209ZM223 169H226V171L224 170L223 171ZM244 169V170H243ZM90 170V171H89ZM100 170V171H99ZM130 170V171H129ZM141 170V173L139 172V171ZM148 170V171H147ZM150 170V171H149ZM204 170V171H203ZM218 170V171H217ZM229 170H231V171H229ZM236 170V171H235ZM247 170H249V174H250V178L252 179V176L254 177V179L252 180V181H254L255 180V182H253V185H252V181H251V187L253 186L254 187V185H256L257 186V189L255 188V190L254 189H252V191L254 192H251V189H249L250 191L248 192V196L246 197V195H245V190H243L242 188H240L239 189V187H241L242 186V184L243 183H241V181H240V176L244 179V177H245V175H241L240 173H242L241 171H243V172H245L246 173V171ZM41 171H43L44 173H42ZM66 171L68 172V173H66ZM70 171V172H69ZM80 171V173H78L77 174V172H79ZM84 171H88V172H85V174H84ZM130 172V174H129V172ZM132 171V172H131ZM137 171H138V174H137ZM146 172V173H143V172ZM207 171H208V174H206L207 173ZM215 171V172H214ZM235 171L236 172V175L237 174H239V176L237 175V177L235 176V174H233V172ZM261 171V172H260ZM17 172V173H16ZM19 172V173H18ZM32 172V173H31ZM36 172H37V175H36ZM38 172H40V173H38ZM54 172H55V175H54ZM66 173V174H64V173ZM92 172V173H91ZM99 172H101V173H99ZM127 172V173H126ZM133 172H134V174H133ZM150 174H149V173ZM152 172V173H151ZM155 172V173H154ZM203 172V173H202ZM212 172L214 173V174H212ZM223 172V173H222ZM227 172H228V174H227ZM229 172H232V174H233V176H232V174H230ZM234 172V173H235ZM257 172V173H256ZM60 173L62 174V175H60ZM70 173H71V176H72V174H73V176L72 177H74V178H69V176H66V175H70ZM117 173V174H116ZM126 173V174H125ZM220 173H222V174H224V173H226V174H224V175H222L221 174V176H224V179H222V178H218V179H216L217 177H221L220 176ZM255 173H256V175H255ZM258 173H260V175L258 174ZM80 174H82V175H80ZM90 174V176L88 177V175ZM106 174V175H105ZM107 174H109L108 176H107ZM123 175L124 177H129L128 178V180L130 181H128L127 180V182H126V180H124L123 181V177L122 176H120V175ZM125 174V175H124ZM132 174V175H131ZM135 174H137V176H135L136 178H140V179H142L143 180V182L142 181H140V182H137L136 180H138V179H135L134 178V181H133V177H134V175ZM152 174V175H151ZM248 174V171H247V173H246V175H249ZM252 174V175H251ZM17 175V176H16ZM21 175V176H20ZM64 175V176H63ZM80 175V176H79ZM113 175H115V176H117V177H115V179L117 180L118 179V176H119V178L120 179H118V182L120 183H122V181L125 183V184H118V182H117V187L115 186V184H116V180H114V179H112V180H114V182H112V180H111V178H113L112 176ZM127 175V176H126ZM129 175H131V177L129 176ZM139 175H141L140 177H138ZM207 175L209 176V178L210 179H208L207 178ZM228 175V176H227ZM262 175V176H261ZM36 176V177H35ZM44 176V179H40V178H42ZM66 176V177H65ZM84 176V177H83ZM95 176V177H94ZM99 176H100V178H99ZM150 176H152V177H150ZM215 176V177H214ZM234 177V178H232V177ZM260 176V177H259ZM17 177V178H16ZM38 177V178H37ZM82 177V178H81ZM92 178V181H90L91 180V178ZM106 177V178H105ZM109 177H111L110 178V180H108L107 178H109ZM148 177V178H147ZM231 177V178H230ZM239 177V178H238ZM19 178V179H18ZM34 178V179H33ZM84 178V179H83ZM85 178L88 180V181H86L85 180ZM89 178V179H88ZM102 178V179H101ZM242 178H241V180H242ZM95 179H97V180H95ZM101 179V180H100ZM132 179V180H131ZM139 179V180H140ZM18 180H19V182H18ZM81 180V181H80ZM122 180V181H121ZM210 180V181H209ZM214 180V181H213ZM232 182H231V181ZM236 181V183H234V181ZM256 180L258 181V183L256 184ZM263 182H261V181ZM33 181H35V182H33ZM84 181H85V183H84ZM110 181V182H109ZM239 183H238V182ZM37 182H39V185H38V183ZM83 182V183H82ZM90 182V183H89ZM128 182L129 183H132L131 185L130 184H128ZM225 182V183H224ZM231 184H230V183ZM243 182V181H242ZM114 183V184H113ZM140 185H139V184ZM236 184L235 185V187L237 188H235L234 187V184ZM238 183V184H237ZM255 183V184H254ZM262 183V184H261ZM30 184H32V185H30ZM90 184V185H89ZM97 184L98 185H100L99 187L97 186ZM127 184V185H126ZM140 187H142L143 189H140V190H138L139 189V187L137 186V185ZM144 184V185H143ZM230 184V185H229ZM85 185H86V187H85ZM89 185V186H88ZM124 185H126L125 187H124ZM143 185V186H142ZM241 185V186H240ZM42 186H44V187H42ZM83 186H84V188H83ZM131 186V187H130ZM27 187V188H26ZM91 187V188H90ZM119 187V188H118ZM123 187H124V189H123ZM243 188H244V185L242 186ZM252 187V188H253ZM21 188V189H20ZM23 188V189H22ZM86 188V189H85ZM95 188V191L93 190ZM96 188L98 189V190H96ZM99 188H100V191H99ZM125 188H127L128 189V193H132L131 194V197H130V194H129V196L126 194V192L125 191H127ZM131 188V190H132V188H134L133 190L135 191V193H137L136 195L139 197V199H138V201H136V200H134V196H136L133 192L134 191H132V192H129V189ZM247 187H245V189H246ZM260 188V189H259ZM37 189V190H36ZM40 191H39V190ZM41 189H44V190H42L45 194H47V197H45L46 195L44 194L43 195V192H41ZM52 190V193L53 192H55L56 194H51V190ZM85 189V190H84ZM92 189V190H91ZM124 191H123V190ZM145 189V190H144ZM148 189V190H147ZM149 189H150V191H149ZM30 191V193L29 194H31V195H29L28 194V192L27 191ZM56 190V191H55ZM103 190V193L101 192ZM116 190V191H115ZM119 190H121L123 193H124V195H123V193L120 191L119 192ZM130 190V191H131ZM145 192H144V191ZM244 191V193L242 192V191ZM247 190V189H246ZM35 191H36V193H35ZM38 191V192H37ZM85 191H87V192H85ZM93 192V194H92V192ZM141 191H143V193L141 192ZM239 191H241V192H239ZM248 191V190H247ZM246 191V192H247ZM98 194H97V193ZM101 192V193H100ZM115 192V193H114ZM28 194L29 196H27V195H25L24 196V194ZM42 193V194H41ZM77 193V194H76ZM112 193H114V194H112ZM118 193H122V195L120 194H118ZM145 193V194H144ZM240 193V194H239ZM34 194V195H33ZM37 194H39L38 196H37ZM51 194V195H50ZM118 194V195H117ZM125 194L128 196V198L125 196ZM247 194V193H246ZM252 194V195H251ZM257 194V195H256ZM33 195V196H32ZM58 195V197L56 198V196ZM86 195H88V196H86ZM97 195V196H96ZM105 195V196H104ZM112 195H113V197H112ZM155 197H154V196ZM241 195V196H240ZM245 195V197H246V199H245V197H243ZM256 195V196H255ZM27 196V199H25V197ZM42 196V197H41ZM126 197L124 200H123V198L124 197ZM151 196V197H150ZM240 196V197H239ZM252 197L255 201H253V199L251 198L250 199V197ZM22 197V198H21ZM30 197H33V198H30ZM53 197L55 198V199H53ZM77 197V198H76ZM112 197V198H111ZM117 197L118 198H121L120 200L119 199H117ZM148 197H150V198H148ZM153 197V198H152ZM243 197V198H242ZM256 197V198H255ZM258 197V198H257ZM48 198V199H47ZM71 198H73V200L71 199ZM74 198H76V199H74ZM89 198H91L90 200H89ZM97 198V199H96ZM103 198H105V199H103ZM112 200H111V199ZM114 198H116V200L114 199ZM147 198V199H146ZM155 198H157V199H155ZM240 198V199H239ZM31 199H33L34 201L31 203L30 201H31ZM36 199V200H35ZM51 199H52V201H51ZM58 199V200H57ZM92 199H94V201L92 200ZM115 201H114V200ZM135 199H137V197H135ZM145 199V200H144ZM152 199H153V202H152ZM241 199H245V200H247L249 203H250V200H251V203H254V204H249V206L250 205H252L251 206V211H252V209H253V211H256V213H257V215H256V213H254L253 211L251 212V211H247L246 209L247 208H249V206H248V203L246 202V204H244L245 202H243L242 203V201L243 200H241ZM42 200V201H41ZM53 203H51L50 201ZM76 200V201H75ZM78 200H80V202L78 201ZM100 200V202H102V203H100V202H98ZM104 202H103V201ZM108 200V201H107ZM119 200V202H116V201H118ZM133 200V201H132ZM145 202H144V201ZM149 200V201H148ZM239 200H241V202H239ZM258 202H257V201ZM262 200H263V204L261 203L260 205L261 206H259V203H260V201L262 202ZM26 201V202H25ZM46 201H47V203H46ZM57 203V204H55V202ZM60 201L61 202H63L62 204L60 203ZM72 201L74 202V204H72ZM78 201V202H77ZM89 201H90V203H91V205H90V203H89ZM34 202H36V204L34 203ZM95 202V203H94ZM134 202V203H133ZM135 202H136V204L138 203L139 205H136V207H138V209H136V210H139L140 211V213H139V211H136L134 208H135ZM154 202H156V203H154ZM257 202V203H256ZM27 203V204H26ZM29 203H31V205H28ZM43 203V204H42ZM118 203H119V205H118ZM123 204V206H122V204ZM132 203H133V206H134V208H133V206H132ZM144 203V205H142ZM153 203H154V206H156V208L155 207H153L152 205H153ZM240 203H241V205L242 204H244V205H242L241 207H240ZM39 206H38V205ZM45 204V205H44ZM141 204V205H140ZM256 204V205H255ZM55 207H54V206ZM58 205V206H57ZM61 205V206H60ZM101 205H103V206H101ZM110 205V206H109ZM117 205V206H116ZM149 205H151V206H149ZM237 205V206H236ZM247 205V206H246ZM263 205V206H262ZM26 206H28V207H26ZM43 206V207H42ZM98 206H99V208H98ZM119 206H122V207H124V209L121 211V212H119L118 210L121 208V207H119ZM128 208H127V207ZM167 206H169L171 209H172V211L170 210V209H168V207ZM244 206V207H243ZM255 206V207H254ZM258 207V209H257V207ZM38 207V208H37ZM48 207V208H47ZM93 207H95V208H93ZM129 210V212H128V214L127 215H124V213L126 214L127 212L126 211H124V210H126V208ZM147 207H150L149 209H147ZM152 207V208H151ZM159 207V208H158ZM167 207V208H166ZM237 207V208H236ZM261 207H263L262 208V210L261 209H259V208H261ZM30 208H31V210H30ZM44 208V209H43ZM93 210V212H94V214H93V212H92V210ZM96 208H98V209H96ZM111 208V209H110ZM113 208V209H112ZM119 208V209H118ZM142 208H144V210L142 209ZM146 208V209H145ZM154 208V209H153ZM160 209V210H158L157 212H159L158 214H157V212H155L156 210L155 209ZM240 208V209H239ZM246 208V209H245ZM150 209H152V212L150 213ZM164 209H166V210H169V211H166V210H164ZM241 209L243 210V209H245V211H243L244 213L243 214H245V216L247 217H242V212H241ZM250 209H248V210H250ZM11 210V211H10ZM12 210H14V212L12 211ZM39 210V211H38ZM142 210H143V212H142ZM145 210H148L147 212H149L150 213V217H148V214H147V212H146V214H145ZM164 210V211H163ZM236 210H240V212H239V214L241 215H239V218L240 219H242V221H243V218H246V219H249V218H251V216L252 215H254V217L253 218H251V220H249V222L248 223H251V221L253 220V226H251L252 224H248L249 226H251L252 227V230H250V227H249V230L251 231H249L250 232V234L249 235H252L253 237H250V238H252L253 239V241L252 240H250V239H248V241L250 240V242H247V240L245 241V240H243V238L245 239V237H246V239L248 238V234L246 233V232H248V231H242L241 229H239L240 228V226H239V228H238V225H239V223L241 224V222H236V221H234V220H236L238 217H237V215L238 214H236L235 216L237 217L236 219H234V220H232L233 218V215L235 214L234 213V211L235 212H237ZM258 210V211H257ZM259 210H260V213H263V214H260L259 213ZM17 211V212H16ZM25 211V212H24ZM27 211V212H26ZM32 213H31V212ZM46 211V212H45ZM153 211H154V214H155V216L153 215ZM172 212V213H170L171 214V216H170V214L169 215H167L169 212ZM10 212V213H9ZM34 212H35V214H34ZM112 212V213H111ZM124 212V213H123ZM162 212H163V214H162ZM165 212L167 213V214H165ZM246 212L248 213V212H250V213H248V214H246ZM8 213V214H7ZM24 213V214H23ZM28 213V214H27ZM70 213V214H69ZM73 213V214H72ZM129 213L130 214H132V218L130 217V216H128L129 215ZM144 214V219H145V221H143L144 219H143V214ZM252 213V214H251ZM5 214V215H4ZM6 214H7V216H6ZM10 214V215H9ZM18 214V216H16ZM22 214H23V219H25V220H23L22 219ZM66 214H67V217H68V219H67V217H66ZM69 214V215H68ZM157 214V215H156ZM159 214H160V216H159ZM260 214V215H259ZM9 215V216H8ZM14 215V216H13ZM57 215V216H56ZM61 215V217H62V219L59 221V219H58V217ZM73 216V218H72V216ZM74 215L76 216V218L74 219ZM147 215V216H146ZM165 215V216H164ZM248 215V216H247ZM259 215V220L258 219H256L255 217H257ZM3 216V218H1ZM4 216H6L9 220V223H11V225L8 223V228H7V222H4L5 220V218H4ZM13 216V217H12ZM125 216H126V218L127 219H125ZM128 216V217H127ZM139 216H141V217H139ZM162 216V217H161ZM167 216H170L171 217V219L170 218H168ZM173 216H176V218H174ZM232 216V217H231ZM250 216V217H249ZM260 216L262 217V218H260ZM15 217V218H14ZM25 217V218H24ZM61 217H59V218H61ZM138 217V218H137ZM153 217H157V220L159 221V222H157V221H154L153 220ZM166 217V218H165ZM177 217L181 220L182 219V222L179 220V221H175V220H173V218L174 219H177ZM181 217V218H180ZM221 217H225L224 219L225 220H223V219H221ZM7 218H6V220H7ZM17 218V219H16ZM134 218V221L135 220H137V221H133L132 219ZM137 218V219H136ZM149 218H151V219H149ZM165 218V219H164ZM235 218V217H234ZM58 219V220H57ZM131 220V222H130V220ZM139 219L140 220H142L143 221V223L145 222V225H147V222L146 221H148L149 223H150V225H151V230H150V228H149V224L146 226V228H148L147 230H146V228H145V233H143V230H144V224L141 222V226H139L138 225V223H140L139 222ZM155 220H156V218H154ZM169 219V220H168ZM221 219V220H220ZM256 219V220H255ZM260 219H262V220H260ZM2 220H3V222H2ZM21 220V221H20ZM57 221V222H55V223H53L54 221ZM64 220V221H63ZM69 220V221H68ZM163 220H165L166 222H164ZM169 221V223H167L168 221ZM245 220V219H244ZM73 221H74V223L75 224H73ZM152 221H154V222H157V223H155V226H154V224L152 225ZM161 221H162V223H161ZM171 221V222H170ZM224 221V222H223ZM233 221V222H232ZM258 221V222H257ZM14 222V223H13ZM19 222H20V224H19ZM27 222V223H26ZM174 222H175V224H174ZM244 222H246V221H243V223ZM256 222V223H255ZM259 222H261V224H259ZM26 223V224H25ZM63 223V224H62ZM135 223V224H134ZM136 223H137V225L140 227V230H139V232H142L144 235H145V237H147L146 236V233L148 232V231H150V232H148L147 234H148V236L150 235V236H152V238H150V236H149V238H150V240H147V239H149V238H147V239H145V237H144V235L142 234H140V233H136V231L138 230V226L136 227L135 225H136ZM178 225H180V226H178L179 228H182V230H179V228L177 227V224ZM235 223H237V225L235 224ZM243 223L241 224V227H242V225H243ZM13 224V225H12ZM133 224H134V226H135V228L137 229L136 231L134 230L135 228H134V226H133ZM159 224H160V226L161 227H159V229H156L155 227H157V226H159ZM222 224V225H221ZM235 224V225H234ZM245 225H246V223H244ZM25 225H26V228H25ZM43 225V226H42ZM54 225H56V226H54ZM172 225H174V226H172ZM262 225V226H261ZM10 227V228H9ZM12 227L14 228V229H12ZM50 227H52V228H50ZM233 227V228H232ZM236 227H237V229H236ZM243 227H245L244 225H243ZM242 227V228H243ZM253 227H256V228H254L253 229ZM257 227H259V229L257 228ZM17 228H19V229H17ZM153 228H155V234H154V236H153V234H151L152 232H153ZM235 228V229H234ZM11 229H12V231H11ZM225 229V230H224ZM239 229V230H238ZM247 229V227H245V229L244 230H246ZM9 232H8V231ZM20 231V233L21 234H17L19 237H17V235H15V231H16V233H17V231ZM21 230H23V231H21ZM158 230V231H157ZM183 230H185V231H183ZM224 230V231H223ZM231 230H233V232H230ZM257 230H259L258 232H257ZM261 230V231H260ZM14 231V232H13ZM18 231V232H19ZM135 231V232H134ZM147 231V232H146ZM235 231H236V233L238 234H234L235 233ZM239 231H242V233L240 234L239 233ZM2 232V233H1ZM6 233L4 236H3V234L4 233ZM49 232V233H48ZM188 233V234H186V233ZM248 232V233H249ZM252 232H254V233H252ZM70 233H72L71 235H70ZM226 233L228 234V236L226 235ZM232 233H233V237H236L237 236V239L236 238H234V241L232 240L233 239V237H232ZM264 233V232H263ZM13 234H14V236H13ZM49 234V235H48ZM63 234V235H62ZM66 234V235H65ZM158 234V235H157ZM230 234H231V236H230ZM242 234H244L245 235V237L242 235ZM258 234V235H257ZM263 236H262V235ZM8 235V236H7ZM48 235V236H47ZM188 235V236H187ZM243 237H242V236ZM256 235V236H255ZM259 235H260V237H259ZM2 236V237H1ZM62 236V237H61ZM134 236H138V237H134ZM144 238H143V237ZM239 236H241V237H239ZM261 236H262V238H261ZM5 237V238H4ZM13 237V238H12ZM16 237V238H15ZM21 237V238H20ZM48 237V238H47ZM64 237V238H63ZM139 237H142L143 238V240H142V238H141V240L143 241H139ZM157 239L156 241H155V238ZM160 237H161V239H160ZM191 237V238H190ZM228 237V238H227ZM232 237V238H231ZM51 238H52V240H51ZM55 238H56V240H55ZM63 238V239H62ZM154 238V239H153ZM184 238H186V239H184ZM187 238H188V241L186 242V244H188V245H186L185 244V242H184V240H187ZM230 238H231V240H230ZM240 238H241V241L243 240V242H247V243H250V245L251 246H253V247H251L250 245H249V247H251V249L250 248H248V250H246L247 249V245H244V244H242V249H241V246L239 245L240 243H239V241H240ZM255 238H256V241H255ZM15 241H14V240ZM19 239V240H18ZM47 239H49V241L47 240ZM62 239V240H61ZM138 239V240H137ZM172 239V240H171ZM239 239V240H238ZM258 239V240H257ZM260 239H261V241H260ZM12 240V241H11ZM17 240V241H16ZM144 240H147V243L149 244L148 246H146V244H144L145 243V241ZM154 240V241H153ZM63 241H65V242H63ZM149 241V242H148ZM151 241H153V242H151ZM157 241H159V242H157ZM171 241V242H170ZM173 241V242H172ZM233 241V242H232ZM237 241V242H236ZM252 241V242H251ZM262 242V243H258V242ZM155 242V243H154ZM156 242H157V244H156ZM161 242V243H160ZM254 242V243H253ZM4 243V244H3ZM14 243V244H13ZM15 243H17V244H15ZM64 243V244H63ZM158 243H160L159 245H158ZM232 245H231V244ZM236 243H238V244H236ZM257 243V244H256ZM152 244V245H151ZM156 244V245H155ZM162 244V245H161ZM229 244V245H228ZM236 244V245H235ZM246 244V243H245ZM259 244V245H258ZM9 245V246H8ZM258 245V246H257ZM261 245V247H259ZM153 246H155V247H153ZM162 246V247H161ZM188 246V247H187ZM238 246V247H237ZM245 246V247H244ZM254 246H255V248H254ZM157 247H158V249H157ZM160 247V248H159ZM243 248L247 251V253L249 254V253H251L250 255H249V257H247L248 256V254H246V252H243L245 255H241V251H243ZM252 248H253V250H252ZM154 249V250H153ZM161 249H162V251L164 252H162L161 253ZM228 251H227V250ZM249 249H250V251L251 252H249ZM259 249V250H258ZM157 250V251H156ZM231 250V251H230ZM235 250V251H234ZM244 250V251H245ZM230 251V252H229ZM233 251V252H232ZM239 253H238V252ZM254 251H255V253H254ZM235 252V253H234ZM259 252V253H258ZM151 253L155 256H158V257H156V260H157V258H158V260L156 261L155 260V258H154V256H152L151 255ZM158 255H157V254ZM229 253V254H228ZM237 253V254H236ZM150 254V255H149ZM162 254V255H161ZM233 254V255H232ZM257 254V255H256ZM261 254V255H260ZM167 257H166V256ZM211 255V256H210ZM214 255H215V257L216 258H214ZM232 255V256H231ZM234 255L236 256V258H234ZM253 255H256L255 257L253 256ZM263 255V256H262ZM150 256V257H149ZM239 256H241V257H239ZM262 256V257H261ZM152 257L154 258V259H152ZM218 257V258H217ZM237 257H238V261H236V259H237ZM243 257V258H242ZM244 257H246L247 259H245V260H247L245 263H243L242 262V259L244 260ZM254 257V258H253ZM261 257V258H260ZM242 258V259H241ZM161 259H162V261H161ZM206 259H208V262L206 261ZM211 259V260H210ZM221 259V260H220ZM223 259V260H222ZM234 259V260H233ZM241 259V261L239 262V260ZM256 259H260L259 261L258 260H256ZM86 260V261H85ZM91 262H89V261ZM210 260V261H209ZM244 260V261H245ZM4 261V262H3ZM88 261V262H87ZM220 261H221V263H220ZM257 261V262H256ZM6 262V263H5ZM239 262V263H238ZM262 262V263H261Z\"/></svg>","mask_w":264,"mask_h":264},{"label":"bare ground","instance_id":"bare-ground-1","mask_svg":"<svg viewBox=\"0 0 264 264\" xmlns=\"http://www.w3.org/2000/svg\"><path fill=\"white\" fill-rule=\"evenodd\" d=\"M1 1H2V0H1ZM8 1H9V0H8ZM20 1H21V0H17V2H16V0H15V1H14L15 4H14V2H13V0H12V3H13V4H12V3L8 4V5H11L12 8L15 7L14 10L11 9V7H9L11 10H13L14 13H15V11H16L15 9L19 8V5H17L18 2L20 3V5L23 4V3L21 4ZM22 1H24V0H22ZM27 1H29V0H27ZM35 1H36V0H34V2H35ZM74 1L76 2V0H73V1L69 0V2H73V4H78V3H74ZM82 1H83V0H82ZM82 1H80V3H81ZM85 1H86V0H85ZM91 1H92V4H91L90 7L94 6L93 3L96 4L95 2H99V1H101V0H98V1H93V0H91ZM110 1H111V3H112L113 5L110 3ZM110 1H109L108 3H105V5L107 6V5L110 3V4H109L110 7H111V5L114 6V3L112 2L113 0H110ZM123 1H124V0H123ZM125 1L127 2V0H125ZM144 1H145V2H144ZM144 1H142V2H144L143 4H147V5H144V6L147 7L148 5H149V6L152 5V6L154 7L155 5H158L157 7L161 10L160 13L162 12V13L160 14V13L158 12V11H159V10H158V11H157L158 13H155L156 10L154 9V13H155V14L151 15L150 11H149V10H148L149 12L147 11V12H148V15H149V13H150V15H151V16H150V17H151L150 20H149L148 17L146 16L147 19L150 21L148 25H150V23H151V28H150V30H149V26H148V31H145V33H146V32H147V33L150 32L151 29H152V34H153L154 36H152V34H148V35H146V36H148V37H152V38L154 37V38H153V41L151 40L152 38L150 39L152 42L156 41V40H155L156 37H158L159 39H160V38L164 39V37H165L166 35H167V36L169 35V37H170V40H168L169 37H165L167 41H171V40H173V39L171 38V37H172L171 35H173V36H174L175 43L180 42L179 40H182V38H183V41H182V42H184V40H185V41H187V40L189 41L190 38H191V39H199V38L202 37L201 39L203 40V36H204V37H209V36L211 37L212 34H214L215 32H217V31L219 30L218 28H220V27H221V28H222V27H225L224 22H223V25H222V23H221V22H222V21H221V20H222V17H221V19H219V18H220L219 15L216 14V13H219L218 11H219V9L221 8V6H222L223 4L220 5V6H218V7L216 6L217 8L220 7L218 10H216V9L214 8L215 5L213 4L214 2H216L215 0H212V1H214L213 3H209L211 0H207V2H206V0H203V1H205V2L202 1V3H201V1H200V2L198 1L199 5H200V3H201L200 7H198L200 11H199V10H196L197 8L194 9L193 6H191L190 8H192L193 10H196V12H194V14H192L191 12H193V10L191 9V12H189V13H191V14L189 15L188 11L190 10V8H189V9H186V10H184V11L181 13L182 15H184L185 13L187 14V15H184V17L180 14V12H179L180 9H179V10H177V11L179 12V14L181 15V17H183V18H181V17L179 16L180 19H178V18H177L178 15H179V14H178L176 18H174V16L172 15V19H171V20H170V18H168V16L164 15V14L166 13V11H167V7H169V5L166 6V5L169 3V2L167 3L168 0H167L166 2H165V0H147L148 3L146 2V0H144ZM172 1H173V0H172ZM172 1L170 2V6L172 5ZM174 1H176V0H174ZM187 1H189V0H187ZM191 1H192V0H191ZM194 1H195V2H194ZM212 1H211V2H212ZM223 1H224V0H223ZM223 1L220 0L221 3H222ZM232 1H235V0H232ZM239 1H240V0H236V2H237L236 4H239V3L241 2V1H240V2H239ZM245 1H247V0H244V1H243V3H244V4H243V8H244L245 4H246V6L248 5V6H249V10H247L246 7H245V9L247 10V12H245V9H241V8H242V5L240 6V4H239V5H235V4H234V6H233V5H232V6H233V7H235V6L237 7V6H238L237 9H238L239 11H237V12H240L241 15H240V14H236L237 12H236L235 10H233L234 8H232V10L234 11V12H233V11L231 10V11H232V15H230L231 12L228 13L229 10L227 9V10H228V11H227V14H228V15L226 14V16H228V20H230L229 18L232 17L234 20H232V18H231L232 21H231V20H230V21H231L232 23H234V21H236V24L238 25V28H239V24H240V23L243 24L242 21L244 22V24H245V22L247 21V22H246V26H247L249 23H251V24H249L250 27H251L252 24H253L252 27L256 24V25H255L256 28H257L256 30L258 31V32H256V35H257L258 37L262 36V40H260L261 38L258 39L257 36L255 37V40L258 39V43H259V44L262 43V47H260V49H261V48L264 49V32H261V31H264V30H263V29H259V27H262V25L260 26L259 24L264 23V0H249V1H248L249 3H248V2L245 3ZM9 2H11V1H9ZM9 2H8V3H9ZM41 2H42L43 5H44V6L41 5L42 8H43V7H44V8L47 7L46 10L49 8V10H47V11H50V12H51L50 8L53 9V10L56 8V10H55V13H56V14L52 13V14H54V15L59 14V13H57V11H58L57 9H58V8H59V10H60L61 7H63L64 12H66V11H65V8H66V10H67V9H70V8L68 7L69 5H67V0H41ZM78 2H79V1H78ZM106 2H107V1H106ZM114 2H115V4H117L116 2H118V1H117V0H116V1L114 0ZM120 2H121V0H120ZM120 2H118V3L121 5L122 2H121V3H120ZM134 2H136V1H132V3H133L132 5L134 6V4H135V6L137 7V6H138L137 3H134ZM182 2H183V1H182ZM185 2H186V0H185ZM189 2H190V1H189ZM220 2H217V3L219 4ZM229 2H231V1L229 0ZM24 3H25V1H24ZM99 3H100V2H99ZM101 3H102V2H101ZM124 3H125V2H124ZM129 3H131V2H129ZM129 3H128V4H129ZM139 3H141V2H139ZM164 3H166V4H164ZM174 3H175V2H174ZM186 3H187V4H186ZM186 3H185V4L187 5V8H188L190 4L188 5V2H186ZM195 3H197L196 0H193V5H195ZM198 3H197V4H198ZM221 3H220V4H221ZM226 3H228V2H226ZM226 3H225V4H226ZM25 4H26V3H25ZM69 4H71V3H69ZM83 4L85 5L86 3H83ZM126 4H127V3H126ZM126 4H125V5H126ZM185 4H184V5H181V4H180V6L183 7V6H185ZM197 4H196V5H197ZM218 4H216V5H218ZM229 4H230V3H229ZM231 4H232V2H231ZM2 5H5V4L2 3ZM13 5H14V6H13ZM15 5H16V6H15ZM32 5H33V4H32ZM66 5H67V7H66ZM96 5H97V4H96ZM120 5H119V8H120V9H119L118 15L116 14V15H117V20H118V21H120L118 18L122 17V16L124 15V13L126 12L125 10H127V8H126V9L124 8V11H123L122 9H123L124 5H121V6H123L122 8L120 7ZM175 5H176V4H175ZM175 5H174V6H175ZM196 5H195V7H196ZM199 5H198V6H199ZM227 5H228V4H227ZM6 6H7V5H6ZM6 6H5V7H6ZM78 6H79V5H75L76 8H77ZM82 6H83V5H82ZM87 6H88V5H87ZM115 6H118V4L115 5ZM128 6H129V5H128ZM133 6H131L132 9H134ZM140 6L142 7L143 5L140 4ZM149 6H148V9H149ZM174 6H173V7H174ZM180 6H178V8H179ZM203 6H204V7H203ZM232 6H231V7H232ZM16 7H17V8H16ZM23 7H26V6H23ZM30 7H31V5H30ZM70 7H71V6H70ZM73 7H74V5H73ZM96 7H97V9H98L99 6L97 5ZM138 7H139V6H138ZM173 7H172V8H173ZM176 7H177V6H176ZM222 7H224V6H222ZM236 7H235V9H236ZM1 8H2V6H1ZM1 8H0V9H1ZM40 8H41V7H40ZM78 8H79L80 10H82L81 7H78ZM92 8H93V7H92ZM92 8H91V9H92ZM99 8H100V7H99ZM155 8H156V7H155ZM169 8H170V7H169ZM227 8H228V7H227ZM4 9H5V8H4ZM20 9H21V10H20ZM20 9H19L20 11H23V9L21 8V6H20ZM72 9H73V11H76V10L79 11V9H76V10H75V8H72ZM84 9H85V8H84ZM84 9H83V10H84ZM87 9H88V11L91 10V9L89 10V8H87ZM93 9H94V8H93ZM97 9L95 10V13H96ZM101 9H102V8H101ZM101 9H99V10H100V11H99L100 13L102 12ZM111 9H112V8H111ZM145 9H146V8H145ZM151 9H153V8H151ZM173 9H174V8H173ZM173 9H172V11H170L171 9H170V10L168 9V12L170 11V12H171L170 14H173ZM184 9H185V8H184ZM5 10H7V9H5ZM19 10H18V11H19ZM109 10H110V9H109ZM113 10H114V9H113ZM120 10H122L123 12L120 11ZM129 10H131L130 7H129L128 11H129ZM136 10H137V8H136L135 10H133V11H134V14H133V11H132V13H131V11H130V12L128 13L129 15H128L127 17H129L128 19L130 20L131 18H133V17L136 16L134 19H135V21H136V19L138 18V19H137V20H139L138 22L141 21V18H140V17H142L143 19H142V21H141V23H140V27H141L142 22H143L144 25H145V19H144L143 16H141V14H140V16H139V12H138V15H137V14L135 13ZM138 10H139V9H138ZM138 10H137V11H138ZM143 10H144V9H143ZM182 10H183V9H182ZM240 10H241V11H240ZM250 10H251V11H250ZM0 11H1V10H0ZM18 11H16V15L20 14V11H19V12H18ZM24 11H25V9H24ZM24 11H23V13L21 12V14H20V15H22L23 18H25V13H24ZM42 11H43V10H42ZM61 11L63 12L62 9H61ZM68 11H71V10H68ZM68 11L66 12L67 14H69ZM84 11L86 12V9H85ZM104 11H106V10H104ZM137 11H136V12H137ZM186 11H187V12H186ZM224 11H225V10H224ZM242 11H244L243 13H245V14H244L245 17L243 16ZM4 12H5V11H4ZM9 12H10V10H9ZM17 12H18V14H17ZM62 12H61V13H62ZM71 12H72V11H71ZM120 12H121L123 15L119 14ZM140 12H141V11H140ZM144 12H145V10H144ZM152 12H153V11H152ZM184 12H185V13H184ZM221 12H222V11H221ZM249 12H250V13H249ZM6 13L8 14V11H7ZM76 13H77V12H76ZM78 13H79V12H78ZM80 13H81V12H80ZM103 13H105V12H103ZM103 13H101V15H102ZM174 13H175V10H174ZM183 13H184V14H183ZM62 14H63V13H62ZM62 14H61V15H62ZM64 14H65V13H64ZM72 14H73V13H72ZM84 14H86V13H84ZM87 14H90V13H87ZM96 14H97V13H96ZM126 14H127V13H125V15H126ZM142 14H143V13H142ZM144 14H145V13H144ZM168 14H169V13H168ZM168 14H167V15H168ZM219 14H220V13H219ZM221 14H222V13H221ZM221 14H220V15H221ZM224 14H225V13H224ZM247 14H250V15H247ZM4 15H5V13H4ZM16 15H13L14 18H13V17L11 18V17L8 15V17H10V18L13 19V20H12V21H11V20H10V21H5V23L3 22V24H6V25H1V24H0V26H1V27H0V28H1V29H0V85L4 82V81H3V77H4V76L6 77V75H9V74H10L9 79H11L12 82L14 83V85H13V83L11 82V83H12L11 86H13V88H14L15 91H16V89H17V87H18V86H17L16 89H15V85H16L15 82L20 83L19 86H21V84L24 83V84H22V85H23V86H22L23 88H20V87H19V88H20L21 90H23V91H24V86L26 87V89L28 88L29 91H30V88H31V87H32L33 91H34V89H36L35 91H37V90H38V86H39V84H37V83L39 82L38 79H40V81L43 82V81L45 80L44 78L48 79V77H47L48 75H46V74H45V75H44V74H43V75H39L38 71H40V70H38V71H35V70H34L35 72H26V71H25V67H24V69L21 70L20 72H18V71H16V69H14L16 72H18V74L16 73V74L12 75V74H13V71L11 70V66H12V65H11V62L14 61V60H16V59H15L16 56H17V57L20 56V54L17 55V53H19V50H20L19 47H22L21 44H20V40H19V39L22 38L21 36H24V35H25V36L23 37V39L26 37V33H25L24 35L20 34V31L22 32V30H21V25H20V23H19V22H20V18H19V17H21V16L19 15V16H17V18H16ZM23 15H24V16H23ZM54 15H53L52 17H54ZM65 15H66V14H65ZM93 15H94V14H93ZM125 15H124V16H125ZM131 15H133V17H132ZM217 15H218V16H217ZM246 15H247V17H246ZM2 16H3V15H2ZM6 16H7V15H6ZM11 16H12V15H11ZM49 16H50V15H49ZM78 16H79V15H78ZM78 16H77V17H78ZM106 16H107V15H106ZM106 16H105V18H106ZM118 16H119V17H118ZM175 16H176V15H175ZM221 16H222V15H221ZM3 17H4V16H3ZM52 17H51V19H53ZM62 17H63V18H62ZM62 17H60V18H62L61 21H63V20L65 19V18H64V17H65L64 15H62ZM67 17H69V15H68ZM71 17H72V16H71ZM71 17H70V19H71ZM77 17H76V18L74 17L75 20H76V23H77ZM89 17H90V15H88V18H89ZM95 17H96V16H95ZM107 17H108V16H107ZM146 17H145V18H146ZM166 17H167V19H169V21H168V20H165ZM170 17H171V15H170ZM0 18H1V17H0ZM18 18H19V19H18ZM23 18H21V20H22ZM46 18H47V15H46ZM46 18H45V19H46ZM58 18H59V17H58ZM60 18H59V19H60ZM112 18H113V19H116V17H112ZM123 18L126 19V16H125V17H122V21L125 20V19H123ZM173 18H174V19H173ZM238 18H239V19H238ZM1 19H2V18H1ZM79 19H80V17H79ZM108 19H111V16H110V18H107V20H108ZM175 19H177V20L173 22V20H175ZM226 19H227V18H226ZM226 19H225V20H226ZM245 19H247V20H245ZM48 20H49V19H48ZM57 20H58V19H57ZM75 20H74V21H75ZM92 20H93V19H92ZM95 20H96V19H95ZM98 20H100V19H98ZM102 20H103V19H102ZM111 20H112V19H111ZM117 20H114V22L117 21ZM240 20H241V21H240ZM244 20H245V21H244ZM13 21H15V22H13ZM66 21H67V22H66L65 24H64V21L61 22V25H62V29H63V30L61 29V25H60L59 23H55L56 21H53V23L51 24L52 26L49 25V26H50L49 28L51 29V30H50V31H51L50 33H51L52 35H50L49 38H46V41H47L48 39H50V42H49V41H47V42H49V43H53L54 45L57 46V42H59L60 40H61V41L64 40V42H66V40H67V41L69 40V38L71 37L70 35H72V34H71V31H72V30H71V29H68V28L65 29V27L68 26V22H69V20H66ZM71 21H72V20H71ZM112 21H113V20H112ZM118 21H117V22H118ZM127 21H128V20H127ZM131 21H133V20L131 19L129 22H131ZM167 21H168V22H167ZM226 21H227V20H226ZM230 21H229V22H230ZM8 22H9V24H8ZM42 22H43V20H42ZM57 22H59V21H57ZM94 22H95V21H94ZM106 22H107V24H108V22H109V24H108V26H107L108 28H106L105 25L102 24V25H104L103 27H105L106 29L110 30L109 32H112V30H113V34H112V35H113L115 38L117 37V38L119 39L120 42L123 40V41H122V44H123V42L126 43V44H128V43L130 42V41H129V42H128V41L125 42L123 32L121 33V32L118 30V29H120V28H117L116 30H114L115 27H116L115 25L121 24V23H122L121 21H120V23H118V24H114V26L112 25V28H111L112 30L109 28V27H110V23L112 24V22H110V20H108V21L105 20L104 23H106ZM124 22H125V21H124ZM133 22H134V21H133ZM146 22H148V21L146 20ZM227 22H228V21H227ZM248 22H249V23H248ZM44 23H45V22H44ZM62 23H63V24H62ZM74 23H75V22H74ZM76 23H75L74 26H72L73 29H74V27H75L76 25H77V26L79 25L78 23H77V24H76ZM79 23H81V21H80ZM90 23H91V21H90ZM166 23H168V24H166ZM247 23H248V24H247ZM48 24H49V23H48ZM95 24H96V23H95ZM131 24H132V23H131ZM135 24H136V23H135ZM227 24H228V23H227ZM227 24H226V26H227ZM236 24H235V26H237ZM241 24H240V25H241ZM257 24H258L259 26H258ZM63 25H64L65 27H63ZM133 25H134V24H133ZM39 26H40V25H39ZM39 26H38V28H39ZM41 26H42V25H41ZM46 26H47V25H46ZM80 26H81V25H80ZM99 26H100V23H99ZM123 26H124V25H123ZM229 26H232V27H233V25H229V24H228L227 27H229ZM242 26H243V25H242ZM255 26H254V28H252V29L254 30V33H255ZM257 26H258V27H257ZM68 27H69V26H68ZM87 27H88V26H86L83 30L86 31ZM100 27H101V26H100ZM127 27H128V26H127ZM133 27H134V26H133ZM136 27H138V26H136ZM227 27H226V28H227ZM232 27H231V28H232ZM243 27H245V25H244ZM243 27H242V29H241V26H240V29H239V30H244ZM250 27H248V28L250 29ZM36 28H37V27H36ZM40 28L42 29L43 27H40ZM44 28H45V27H44ZM78 28H79V27H78ZM78 28H77V29L75 28V29L78 30ZM128 28H129V27H128ZM233 28H234V27H233ZM263 28H264V24H263ZM23 29H24V28H23ZM64 29H65L66 31H65ZM75 29H74V31H75ZM95 29H96V28H95ZM126 29H127V28H126ZM138 29H139V27H138ZM142 29H143V31H144L145 28H142ZM217 29H218V30H217ZM234 29H235V30H233V31H236V35H237V34H238V31H237L236 28H234ZM252 29H251V30H252ZM18 30H19V31H18ZM35 30H36V29H35ZM46 30H47V29H46ZM61 30H62V31H61ZM67 30H69V34H66V33L68 32ZM70 30H71V31H70ZM103 30H105V29H103ZM108 30H106V31H108ZM131 30H132V29H131ZM135 30H136V29H135ZM220 30H221V29H220ZM220 30H219V31H220ZM42 31H43V30H42ZM63 31H64V32H63ZM74 31H72L73 34H74ZM87 31H88V30H87ZM114 31H115V32H114ZM123 31H124V29H123ZM125 31H126V30H125ZM125 31H124V33L126 34ZM129 31H130V30H129ZM137 31H138V30H137ZM140 31H141V29H140ZM227 31H228V30H227ZM233 31L230 30V32H231L230 34H232ZM244 31H245V30H244ZM244 31L241 32V33H244ZM247 31H248V30H246L245 32H247ZM23 32H24V31H23ZM23 32H22V33H23ZM46 32L48 33V31H46ZM97 32H98V31H97ZM102 32H103V31H102ZM127 32H128V31H127ZM134 32H135V31H134ZM249 32L251 33L252 31H248V33H249ZM37 33H38V32H37ZM50 33H49V34H50ZM64 33H65V36H66V35H67V36L69 35V36H68L67 38L64 37L65 39H64V38L61 39V38L64 36ZM80 33H81V32H80ZM80 33H79V32L76 33V34H77L76 36H78V37H76V38H78V39L81 41V40H82V37H84V36H82L81 39H80V37H79ZM85 33H86V32H85ZM98 33H99V32H98ZM141 33H142V32H141ZM141 33H140V34H141ZM150 33H151V32H150ZM168 33H171V35L168 34ZM219 33H220V32H219ZM221 33H222V32H221ZM224 33H225V34H224ZM224 33H223V35H226V32H224ZM239 33H240V32H239ZM241 33H240V34H241ZM78 34H79V35H78ZM81 34H82V33H81ZM90 34H91V33H90ZM104 34H105V33H103V35H104ZM109 34H110V33H109ZM109 34H108V35H109ZM133 34H134V33L132 32V35H133ZM136 34H137V33H135V35H136ZM142 34H143V33H142ZM227 34H228V33H227ZM233 34L235 35V33H233ZM246 34H247V33H246ZM251 34H252V33H251ZM19 35H21V36H19ZM34 35L37 36V34H35V33H34ZM40 35H41V34H40ZM46 35H47V34H46ZM46 35H44V36L42 35V37H45ZM85 35H87V34H85ZM127 35H128V34H127ZM135 35H134V36H135ZM137 35H138L137 37H139V33H138ZM150 35H151V36H150ZM220 35H221V34H220ZM236 35H235V38H236ZM249 35H250V34H249ZM27 36H28V35H27ZM90 36H91V35H90ZM104 36H105V35H104ZM141 36H143V35H141ZM141 36H140V37H141ZM212 36H213V35H212ZM232 36H233V35H231V37H232ZM237 36H238V35H237ZM18 37H19V38H18ZM42 37H41V38H42ZM96 37H97V36H96ZM148 37H147V38H148ZM175 37H177L178 40H176ZM216 37H217V36H216ZM240 37H241V35H240ZM251 37L254 38L253 34H252ZM251 37H250V38H251ZM41 38H40V39H41ZM88 38H89V37H88ZM92 38H94V37H91V40H92ZM111 38H112V37H111ZM117 38H116V40H114V39L112 38V39H113V42L117 41V40H118ZM142 38H143V37H142ZM142 38H141V39H142ZM158 38H157V39H158ZM179 38H180V39H179ZM214 38H215V37H214ZM220 38H221V37H220ZM224 38H225V37H224ZM227 38H229V36H228ZM245 38H246V37H245ZM34 39H35V38H34ZM40 39H38V40H36V41H39ZM58 39H60V40H58ZM74 39H75V38H74ZM89 39H90V38H89ZM94 39H95V38H94ZM102 39H103V38H102ZM129 39H131V38H129ZM136 39H137V38H135V40H136ZM201 39H200V40H201ZM208 39H209V38H208ZM232 39H233V37H232ZM240 39H241V38H240ZM246 39H247V38H246ZM42 40H43V38H42ZM79 40H78V41H79ZM85 40H86V39H85ZM103 40H104V39H103ZM105 40H106V39H105ZM109 40H110V39H109ZM127 40H128V39H127ZM132 40H133V39H132ZM144 40L147 41V39H144ZM174 40H173L172 43H173V45H176V44H174ZM222 40H223V39H222ZM225 40H227V39H225ZM233 40H234V39H233ZM251 40H252V38H251ZM255 40H254V41H255ZM259 40H260V41H259ZM24 41H25V40H24ZM27 41H28V40H27ZM27 41H26V42H27ZM46 41H45V42H46ZM86 41H87V40H86ZM86 41H85V42H86ZM89 41H90V40H89ZM92 41H94V40H92ZM136 41H138V40H136ZM140 41H141V40H140ZM148 41H149V40H148ZM148 41H147V42H148ZM159 41L162 42V40H159ZM164 41H165V39H164ZM164 41H163V42H164ZM177 41H178V42H177ZM193 41H194V40H193ZM209 41H210V39H209ZM220 41H221V40H220ZM229 41H230V40H228V42H229ZM234 41H235V40H234ZM237 41H238V40L236 39V43H237ZM242 41H243V38H242ZM242 41L240 40V43H241V44H242ZM252 41H253V40H252ZM30 42H31V41H30ZM32 42H33V38H32ZM34 42H35V41H34ZM34 42H33V43H34ZM43 42H44V41H43ZM43 42H42V43H43ZM47 42H46V43H47ZM76 42H77V41H76ZM81 42H83V41H81ZM99 42H100V41H98V43H99ZM107 42L109 43V41H107ZM131 42H132V41H131ZM131 42H130V43H131ZM142 42L144 43L145 41H142ZM201 42H202V41H201ZM201 42H200V43H201ZM203 42H204V41H203ZM215 42H218V41L215 40ZM231 42H232V41H231ZM250 42H251V41H250ZM255 42H257V41H255ZM39 43H40V42H39ZM74 43H75V40H74ZM78 43H79V42H78ZM94 43H96V42H94ZM115 43L117 44V42H115ZM115 43H114L113 45H115ZM136 43H137V42H135V44H132V45H136ZM138 43H139V41H138ZM140 43H141V42H140ZM172 43L170 42L169 44H172ZM180 43H181V42H180ZM180 43H178V44L180 45ZM198 43H199V41H198ZM213 43H214V42H213ZM226 43H227V42H226ZM236 43H235V44H236ZM243 43H244V42H243ZM252 43H253V42H252ZM28 44H29V43H28ZM53 44H51V45L53 46ZM68 44H70V42H68ZM75 44H76V43H75ZM79 44H80V43H79ZM83 44H84V43H83ZM99 44H101V43H99ZM152 44H153V43H152ZM156 44H157V43H156ZM161 44H162V43H161ZM181 44H182V43H181ZM184 44H185V45H186V44L188 45V43H184ZM184 44H183V45H184ZM189 44H190V43H189ZM202 44H204V43H202ZM202 44H201V46H203ZM210 44H211V43H210ZM217 44H218V43H217ZM247 44H248V41H247ZM259 44H258V45H259ZM19 45H20V46H19ZM22 45H23V44H22ZM64 45H65V43L63 44V46H64ZM73 45H74V44H73ZM77 45H78V44H77ZM77 45L75 46L76 48L74 47V49L76 50V52H75V50H74V52H75V55H74V56H75V57H77L76 54L78 53V52H77V50H78V49H77ZM106 45H109V44H106ZM111 45H112V44H111V40H110V46H111ZM119 45H120V44L116 45L115 47L118 49V46H119ZM146 45H147V44H146ZM146 45H144V46H146ZM154 45H155V43H154ZM162 45H163V44H162ZM164 45H167V42H166V44L164 43ZM164 45H163V46H164ZM198 45H199V44H198ZM212 45H213V44H212ZM226 45H227V44H226ZM242 45H243V44H242ZM249 45H250V44H248V46H249ZM254 45H255V44H254ZM31 46H34V44L31 45ZM59 46H60V45H59ZM61 46H62V45H61ZM68 46H70V45H68ZM79 46H80V45H79ZM95 46H96V44H95ZM110 46H109V47H110ZM137 46H138V45H137ZM148 46H149V45H148ZM148 46H147V47H148ZM150 46H152V45L150 44ZM163 46H162V48H163ZM170 46H172V45H169V48H170ZM188 46H190V45H188ZM207 46H208V45H207ZM210 46H211V45H210ZM213 46H214V45H213ZM215 46H216V45H215ZM245 46H246V45H245ZM256 46H257V45H256ZM259 46H260V45H259ZM23 47H24V46H23ZM35 47H36V46H35ZM37 47H38V46H37ZM42 47H43V49H44L43 52H42V55L45 57V58H44L45 60L50 61L51 57H53V58H56V61H57V57H59V55H60V54H59V50H58L59 48H58V47H55V48H54V49H57V48H58V49H57L58 52L56 51V52H52V53L49 52L50 50H46L47 48L49 49L48 46H46L47 48H44L45 46L42 45ZM93 47H94V46H93ZM101 47L103 48V45H102ZM121 47H122V46H121ZM131 47H132V46H131ZM142 47H143V46H142ZM154 47H155V46H154ZM156 47H157V46H156ZM195 47H196V45H195ZM199 47H200V46H199ZM204 47H206V46L204 45ZM204 47H203V48H204ZM219 47H220V46H219ZM237 47H238V45H237ZM242 47H244V46H242ZM18 48H19V49H18ZM27 48H28V47H27ZM38 48H39V47H38ZM50 48H51V47H50ZM60 48H61V47H60ZM62 48H63V47H62ZM64 48H65V47H64ZM96 48H97V47H96ZM128 48H129V46H128ZM151 48H152V47H151ZM151 48H150V49H151ZM158 48H159V47H158ZM175 48H176V47H175ZM175 48H172V47H171L170 49H174V50L178 49V48H176V49H175ZM184 48H188V47L184 46ZM200 48H201V47H200ZM216 48H218V46H217ZM230 48H231V47H230ZM230 48H229V49H230ZM31 49H32V48H31ZM69 49H70V47H69ZM94 49H95V48H94ZM138 49H139V48H138ZM143 49H144V48H143ZM143 49H141V50H143ZM164 49H166L165 46H164V48H163V51H164ZM181 49H182V48H181ZM195 49L198 50V48H195ZM236 49H237V48H236ZM236 49H235V50H236ZM244 49H245V48H244ZM257 49H258V51H256V53H258V52L261 53V51H259L260 49H259V48H257ZM257 49H256V50H257ZM22 50H23V49H22ZM25 50H27L26 47H25ZM40 50H41V49H40ZM51 50H52V49H51ZM62 50H63V49H62ZM62 50H61V52H62ZM66 50H67V49L65 48V51L63 50V53H62V54H64V53L66 54V52H68V51H66ZM101 50H102V49H101ZM115 50H116V49H115ZM123 50H124V49H123ZM123 50H122V53H124ZM129 50L131 51V49H129ZM141 50H140V51H141ZM152 50H153V49H152ZM155 50L157 51L156 48H155ZM166 50H167V49H166ZM168 50H169V49H168ZM184 50H185V49H184ZM191 50H193V48H191V49L189 50V52H190ZM201 50H203V49H201ZM218 50H219V49H218ZM231 50H232V48H231ZM240 50H241V49H240ZM242 50H243V48H242ZM247 50H248V49H247ZM251 50H253V49H251ZM17 51H18V52H17ZM32 51H33V50H32ZM32 51H31V52H32ZM91 51H93V50L91 49ZM102 51H103V50H102ZM136 51H137V50H136ZM136 51H135V53H136ZM138 51H139V50H138ZM138 51H137V52H138ZM149 51H150V50H149ZM169 51H170V50H169ZM169 51H168V52H169ZM193 51H195V50H193ZM208 51H209V50H208ZM215 51L217 52V50H214V52H215ZM225 51H227V49H226ZM236 51H237V50H236ZM243 51H244V50H243ZM69 52H70V50H69ZM105 52H106V51H105ZM119 52H120V49H119ZM132 52H133V51H132ZM146 52H147V51H145V54H146ZM150 52H151V51H150ZM158 52H159V51H158ZM158 52H157V53H158ZM164 52H165V51H164ZM168 52H167V53H168ZM175 52H177V51H174V53H175ZM198 52L200 53V51H198ZM233 52H234V51H233ZM238 52H240V51L238 50ZM244 52H245V51H244ZM252 52H253V51H252ZM20 53H21V50H20ZM24 53H25V52H24ZM29 53H30V52H29ZM32 53H34V52H32ZM88 53H89V52H88ZM91 53H92V52H91ZM107 53H108V52H107ZM111 53H112V52H111ZM115 53H116V51H115ZM122 53H121V54H122ZM125 53H126V52H125ZM133 53H134V52H133ZM133 53H132V54H133ZM141 53H143V52H141ZM148 53H149V52H148ZM148 53H147V54H148ZM167 53L165 52V54H167ZM171 53H173V50L171 51ZM183 53H184V52H183ZM204 53H205V52H204ZM218 53H219V52H218ZM218 53H216V55H217ZM230 53H231V52H230ZM235 53H236V52H235ZM22 54H23V52H22ZM27 54H28V53H27ZM27 54H26V55H27ZM34 54H35V53H34ZM62 54H61V55H62ZM93 54H94V53H93ZM99 54H100V52H99ZM104 54H106V53H104ZM116 54H117V53H116ZM152 54H153V51H152ZM159 54H160V53H159ZM159 54H158V55H159ZM225 54H226V52H224V55H225ZM227 54H228V53H227ZM238 54H239V53H238ZM238 54H235V56L238 55ZM242 54H243V52H242ZM251 54H252V56H253V53H251ZM251 54H250V55H251ZM261 54H264V51H263ZM3 55H4V56H3ZM28 55H30V54H28ZM28 55H27V56H28ZM69 55H70V54H69ZM78 55H79V54H78ZM140 55H141V54H140ZM140 55H138V53H137V57L139 56V57H138V60H139V58H141ZM143 55H144V54H143ZM149 55H150V54H149ZM169 55H170V53H169ZM171 55L174 56L173 54H171ZM179 55H182V56H183L182 53L179 54ZM212 55H213V54H212ZM220 55H221V54H220ZM222 55H223V54H222ZM245 55L248 57V53H247V54L245 53ZM256 55H257V54H256ZM79 56H80V55H79ZM94 56H95V55H94ZM119 56H120V55H119ZM121 56H123V55H121ZM121 56H120V57H121ZM129 56H130V55H129ZM135 56H136V54H135ZM141 56H142V55H141ZM145 56H146V55H145ZM152 56H153V55H152ZM152 56H151V57H152ZM154 56H155V55H154ZM177 56H178V55H177ZM186 56H187V55H186ZM186 56H185V57H186ZM217 56H218V55H217ZM226 56H227V55H226ZM226 56H225V57H226ZM246 56H245V58H246ZM254 56H255V54H254ZM254 56H253V57H254ZM257 56H258V55H257ZM259 56H260V54H259ZM35 57H36V56H35ZM68 57H69V56H68ZM87 57H89V55H88ZM87 57H86V59H87ZM126 57H127V55H126ZM130 57H131V56H130ZM137 57H136V58H137ZM148 57H149V56H148ZM185 57L183 56L184 59H185ZM199 57H200V58H199V60H200V59H201V56H199ZM204 57H205V55H204L202 58H204ZM223 57H224V56H223ZM239 57H240V55H239ZM241 57H242V56H241ZM260 57H261V56H260ZM53 58H52V59H53ZM77 58H78V57H77ZM104 58H105V57H104ZM117 58H118V55H117ZM123 58H125V55H124ZM133 58H134V57H133ZM136 58H135V59H136ZM149 58H150V57H149ZM154 58H155V57H153V60H154ZM175 58H176V57H174V59H175ZM213 58H215V56H214ZM226 58H228V56H227ZM245 58H244V59L242 58V59L245 61ZM250 58H251V57H250ZM257 58H258V57H256V59H257ZM52 59H51V61H52ZM63 59H64V58H63ZM63 59H60V60H61V61H59V62H60V65L62 64V62H65V61H63ZM69 59H70V58H69ZM69 59H68V60H69ZM74 59H76V58H74ZM93 59H94V58H93ZM108 59H109V55H108V58L106 57V60H108ZM135 59H134V61H135ZM145 59L147 60L148 58H145ZM155 59H156V58H155ZM171 59H172V58H171ZM171 59H170V61H171ZM174 59H172V61H173ZM179 59H181V58L179 57ZM216 59H217V57H216ZM252 59H253V58H252ZM7 60H8V61H7ZM32 60H36V59H32ZM37 60H39V58H38ZM66 60H67V59H66ZM71 60H72V59H71ZM71 60H69V61L67 62V64L71 63ZM104 60H105V59H104ZM112 60H113V59H112ZM121 60H122V58H121ZM124 60L126 61V59H124ZM124 60H123V61H124ZM149 60H150V59H149ZM149 60H148V62H149ZM185 60H186V59H185ZM199 60H198V61H199ZM206 60H207V58H206ZM212 60H213V59H212ZM19 61H21V60H19ZM90 61H92V60H90ZM95 61H96V60H95ZM123 61H122V62H123ZM129 61H130V60L128 59L127 64L129 63ZM141 61H142V60H141ZM157 61H159V59H158ZM172 61H171V63H172ZM207 61H208V60H207ZM207 61H206V63H208ZM215 61H216V60H215ZM247 61H249V59H247ZM24 62H25V61H24ZM40 62H41V61H40ZM73 62H74V60H73ZM88 62H89V61H88ZM97 62H98V61H97ZM97 62H96V63H97ZM143 62H144V61H143ZM159 62H160V61H159ZM159 62H158V63H159ZM177 62H178V61H177ZM185 62H186V61H185ZM212 62H213V61H212ZM228 62H229V60H228ZM241 62H242V61H241ZM245 62H246V61H245ZM252 62H253V61H252ZM258 62H259V61H258ZM262 62H263V61H262ZM9 63H10V64H9ZM35 63H36V61H35ZM37 63H38V62H37ZM53 63H55V62H53ZM56 63L58 64V62H56ZM56 63H55V64H56ZM75 63H76V62H75ZM77 63H78V62H77ZM77 63H76V64H77ZM131 63H132V61H131ZM141 63H142V62H141ZM151 63H152V62H151ZM154 63H155V62H154ZM182 63H184V62H182ZM182 63H180V64H182ZM186 63L188 64V62H186ZM202 63H204V62H202ZM202 63H200V65H201ZM229 63H231V62H229ZM229 63H228V65H227V63H226V65L229 66ZM242 63H243V62H242ZM247 63H248V62H247ZM16 64H17V63H16ZM39 64H40V63H39ZM113 64H114V63H113ZM135 64H138L137 61H135ZM173 64H174V63H173ZM236 64H237V63H236ZM244 64H245V63H244ZM259 64H260V63H259ZM13 65H14V64H13ZM18 65H19V64H18ZM25 65H26V64H25ZM32 65H34L33 62H32ZM37 65H38V64H37ZM40 65H41V64H40ZM71 65H73V64H71ZM74 65H75V64H74ZM74 65L72 66L73 71H74ZM105 65H106V64H105ZM105 65H104V66H105ZM117 65H118V64H117ZM119 65H120V64H119ZM121 65H122V64H121ZM125 65H126V64H125ZM129 65H130V64H129ZM129 65H128V66H129ZM139 65H140V64H139ZM141 65H143V64H141ZM141 65H140V66H141ZM145 65H146V64H145ZM150 65H151V64H150ZM154 65H156V64H154ZM174 65H175V64H174ZM178 65H179V63H178ZM193 65H194V63H193ZM200 65H199V66H200ZM253 65H254V63H253L251 66H253ZM263 65H264V63H263ZM19 66H20V65H19ZM19 66H18V67H19ZM42 66H43V65H42ZM45 66H46V65H45ZM50 66H51V65H50ZM53 66H54V65H53ZM67 66H68V65H67ZM76 66H77V65H76ZM148 66H149V65H148ZM172 66H173V65H172ZM190 66H191V64L189 65V67H190ZM199 66H198V67H199ZM212 66H214V65H212ZM216 66H217V65H216ZM227 66H226V67H227ZM238 66H240V65H238ZM245 66H246V65H245ZM258 66H260V65H258ZM57 67H58V66H57ZM63 67H64V64H63ZM125 67H126V66H125ZM130 67H131V66H130ZM141 67H142V66H141ZM145 67H146V66H145ZM145 67H144V68H145ZM151 67H152V66H150V68H151ZM181 67L183 68L182 65H181ZM193 67H194V66H193ZM200 67H201V66H200ZM208 67H209V66H207V69H208ZM217 67H218V66H217ZM246 67H247V69H248V66H246ZM260 67H261V66H260ZM69 68H71V67L69 66ZM94 68H95V67H94ZM111 68H113V67H111ZM111 68H110V69H111ZM122 68H123V67H122ZM135 68H136V67H135ZM157 68H158V67H157ZM177 68H178V66H177ZM220 68H221V67H220ZM235 68H236V66H235ZM241 68H242V67H241ZM241 68H239V69H241ZM243 68H244V67H243ZM256 68H257V67H256ZM262 68H263V67H262ZM12 69H13V66H12ZM95 69H98V68H95ZM108 69H109V68H108ZM147 69H148V68H147ZM151 69H152V68H151ZM172 69H173V70L175 69L174 66H173ZM187 69H188V67H187ZM189 69H190V68H189ZM201 69H202V68H201ZM209 69H210V68H209ZM211 69H212V68H211ZM211 69H210V70H211ZM213 69H214V68H213ZM237 69H238V68H236V71H237ZM249 69H250V68H249ZM263 69H264V68H263ZM27 70H28V69H27ZM62 70H63V69H62ZM98 70H99V69H98ZM101 70H102V68L100 69V71H101ZM126 70H127V69H125V71H126ZM128 70H130V68H128ZM128 70H127V72H128ZM140 70H141V69H140ZM143 70H145V69H143ZM178 70H180V69H178ZM197 70H198V69H197ZM216 70H217V68H216ZM52 71H53V70H52ZM52 71H51V72H52ZM96 71H97V70H96ZM100 71H97V72L100 73ZM110 71H111V70H110ZM110 71H109V72H110ZM112 71H113V70H112ZM123 71H124V69H123ZM130 71H131V70H130ZM132 71H134V68L132 69ZM175 71H176V70H175ZM184 71H185V70H184ZM192 71H193V70H192ZM192 71H191V72H192ZM214 71H215V70H214ZM220 71H221V70H220ZM227 71H228V70H227ZM232 71H233V69H232ZM234 71H235V70H234ZM236 71H235V72H236ZM241 71H243V70H241ZM256 71H257V70H256ZM8 72H10V73L8 74ZM55 72H56V70H55ZM59 72H60V70H59ZM59 72L56 73V74H59ZM117 72H119V71H117ZM117 72H116V73H117ZM121 72H122V71H121ZM121 72H120L119 74H120V76L123 78V75H122ZM135 72H136V70L134 71V74H135ZM137 72H139V71L137 70ZM194 72H195V71H194ZM207 72L209 73V70H208ZM207 72H206V73H207ZM212 72H213V71H212ZM251 72H252V71H251ZM257 72H258V71H257ZM53 73H54V72H53ZM68 73H69V76H70V73H71V72H68ZM72 73H73V72H72ZM77 73H78V71L76 72V75H75V76L78 75ZM81 73H82V72H81ZM99 73H98V74H99ZM106 73H107V72H106ZM150 73H151V72H150ZM150 73L148 72V74H150ZM180 73H181V72H180ZM184 73H186V72H184ZM197 73H198V71H197ZM222 73H223V72H222ZM226 73H227V72H226ZM239 73H240V72H239ZM239 73H238V74H239ZM260 73H261V72H260ZM37 74L39 75V78H35L36 76H34V75H37ZM40 74H41V73H40ZM56 74H55V75H56ZM74 74H75V73H74ZM113 74H114V73H113ZM124 74H125V73H124ZM263 74H264V73H263ZM18 75H19V77H17ZM38 75H37V76H38ZM72 75H73V74H71V76H72ZM93 75H97V73H96V74H93ZM102 75H103V74H102ZM131 75H133V74H131ZM131 75H129V76H131ZM135 75H136V74H135ZM135 75H134V76H135ZM144 75H145V74H144ZM212 75H213V74H212ZM212 75H211V76H212ZM222 75L224 76L225 73L222 74ZM227 75H228V74H227ZM231 75H232V74H231ZM253 75H254V74H253ZM255 75H257V74H255ZM44 76H45V77H44ZM64 76H65V75H64ZM78 76H79V75H78ZM98 76L101 77V74L98 75ZM104 76H105V75H104ZM107 76H108V75H107ZM115 76H116V75H115ZM125 76H126V75H125ZM141 76H142V75H141ZM141 76H140V77H141ZM146 76H147V75H146ZM171 76H172V75H171ZM225 76H226V75H225ZM233 76L235 77V74H233ZM239 76H240V75H239ZM239 76H238V77H239ZM261 76H262V73H261ZM10 77H11V78H10ZM42 77H44V78H42ZM54 77H55V76H54ZM60 77H61V76H60ZM66 77H67V75H66L65 77H63V78H66ZM89 77H90V76H89ZM96 77H97V76H96ZM99 77H97V78L99 79ZM116 77H117V76H116ZM138 77H139V76H138ZM199 77H200V76H199ZM221 77H222V76H221ZM226 77L228 78V76H226ZM230 77H231V76H230ZM63 78H62V79H63ZM71 78H72V77H70V80H69L70 82H74V81H76V79H78L77 77H76V79L74 78L75 80H74L73 78H72V79H71ZM80 78H81V76H80ZM122 78H121V79H122ZM141 78H142V77H141ZM179 78H180V77H179ZM227 78H225V79H227ZM236 78H237V77H235V80H236ZM242 78H243V77H242ZM246 78H247V77L245 76V79H246ZM258 78H260V75H259ZM6 79H8V78H6ZM36 79L38 80V82H37ZM67 79H68V77H67ZM67 79H66V81L69 82ZM88 79H89V78H88ZM95 79H96V78H95ZM101 79H102V78H101ZM104 79H105V78H104ZM104 79H103V81H104ZM113 79H114V77H113ZM113 79H112V80L110 79V82H111V81L113 82ZM116 79H118V78H116ZM121 79H119V80H121ZM129 79H130V78H129ZM131 79H132V77H131ZM142 79H143V78H142ZM152 79H153V78H152ZM217 79H218V77H216L215 81H217ZM228 79H229V78H228ZM230 79H231V78H230ZM232 79H233V78H232ZM243 79H244V78H243ZM248 79H249V78H247V80H248ZM71 80H72V81H71ZM80 80H81V79H80ZM122 80H123V79H122ZM143 80L145 81V78H144ZM211 80H212V79H211ZM218 80L220 81V78H219ZM223 80H224V79H222V82H223ZM235 80H231V81H230V84H231L232 81H235ZM52 81H53V80H52ZM54 81H55V80H54ZM59 81H60V80H59ZM92 81H93V80H92ZM95 81H97V80H95ZM103 81H101V82H103ZM116 81H118V80H116ZM137 81H138V80H137ZM141 81H142V80H141ZM144 81H143V83H142L141 86H143ZM204 81H205V80H204ZM215 81H214V82H215ZM219 81H218V82H219ZM226 81H227V80H226ZM236 81H237V80H236ZM251 81H252V79H251ZM263 81H264V80H263ZM6 82L8 83V80H7ZM6 82H5V83H6ZM86 82H87V81H86ZM110 82H109V83H110ZM132 82H133V81H132ZM132 82H131V83H132ZM139 82H140V81H139ZM177 82H178V81H177ZM212 82H213V81H212ZM212 82H211V83H212ZM214 82H213V83H214ZM241 82H242V81H241ZM5 83H3V84H5ZM9 83H10V81H9ZM9 83H8V84H9ZM25 83H26V84H25ZM39 83H40V82H39ZM46 83H48V82H46ZM59 83H60V82H59ZM98 83H99V82H98ZM123 83H125V82H123ZM135 83H136V82H135ZM213 83H212V85H213ZM215 83H217V82H215ZM244 83H245V81H244ZM259 83H260V84H259ZM49 84H51V83H50V80H49ZM53 84H54V83H53ZM60 84H61V83H60ZM67 84H68V83H67ZM69 84H70V83H69ZM69 84H68V85H69ZM103 84H106V83H103ZM110 84H111V83H110ZM110 84H109V85H110ZM137 84H139V83L137 82ZM146 84H148V83H146ZM150 84H151V83H150ZM152 84H153V83H152ZM152 84L150 85L151 88L153 87ZM178 84H179V83H178ZM178 84H176V85L178 86ZM193 84H194V83H193ZM193 84H192V86H194ZM195 84H196V83H195ZM217 84H218V83H217ZM233 84H234V83H233ZM241 84L243 85V82H242ZM253 84H254V83H253ZM257 84H259V85H257L258 88L260 87V85H261V86L263 85V84L261 83V81H260V82H257ZM71 85H73V84L71 83ZM71 85H70V86H71ZM74 85H75V83H74ZM95 85H97L96 82H95ZM99 85H100V84H99ZM114 85H115V84H114ZM116 85H117V84H116ZM181 85H182V84H181ZM222 85H223V84H222ZM250 85H251V84H250ZM8 86H10V85H8ZM29 86H30V88H29ZM34 86H36L37 88H36V87L34 88ZM40 86H41V83H40ZM45 86H47V85L45 84ZM49 86H50V85H49ZM65 86H66V84H65ZM65 86H64V88H65ZM119 86H120V85H119ZM146 86H147V85H145V87H146ZM177 86H176V87H177ZM216 86H217V85H216ZM216 86H214V87L216 88ZM220 86H221V83H220ZM239 86H240V85H239ZM245 86H247L246 83H245ZM253 86H254V85H253ZM255 86H256V84H255ZM255 86H254V87H255ZM257 86H256V87H257ZM1 87H2V86H1ZM1 87H0V89H1ZM3 87H4V86H3ZM6 87H7V85H6ZM41 87H42L43 90H44V87H43V86H41ZM59 87L62 88V86H60V85H59ZM59 87H57V88L59 89ZM68 87H69V86H68ZM88 87H90V89H91V86H88ZM155 87H156V85H155ZM179 87H180V86H178L177 89H178ZM209 87H210V85H209ZM212 87H213V86H212ZM212 87H211V88H212ZM221 87L223 88V86H221ZM227 87H228V85H227ZM45 88H46V87H45ZM50 88H51V87H50ZM66 88H67V87H66ZM66 88H65V91H66ZM71 88H72V87H71ZM84 88H85V87H84ZM110 88H111V87H110ZM112 88H113V87H112ZM133 88H135V87H133ZM153 88H154V87H153ZM160 88H162V87H160ZM187 88H188V87H187ZM193 88H194V87H193ZM193 88H192V90H191V93H193V92L195 91V90H193ZM197 88H198V87H197ZM197 88H195V89H197ZM224 88H225V87H224ZM258 88H257V92H258L259 89H260V88H259V89H258ZM10 89H12V87H10ZM46 89L48 90V88H46ZM51 89H52V91H55V87H54V88H51ZM68 89H69V88H67V90H68ZM86 89H88V88H86ZM90 89H89V90H90ZM93 89H94V87H93ZM103 89H104V86H103ZM107 89H109V88H107ZM143 89H144V88H143ZM143 89H142V90H143ZM148 89H150V88H148ZM198 89H199V88H198ZM213 89H214V88H213ZM227 89H228V88H227ZM238 89H239V88H238ZM242 89L245 90L244 87H243V88L241 87V90H242ZM249 89H250V87H249ZM17 90H18V89H17ZM47 90H45V91H42V90H41V94L44 93V95H47ZM63 90H64V89H63ZM89 90H88V92H90L89 94L92 95L91 91H89ZM98 90H99V89H98ZM130 90H131V88H130ZM139 90H141V88H140ZM161 90H162V89H161ZM207 90H208V88H207ZM218 90H219V88H218ZM221 90H222V89H221ZM223 90H224V89H223ZM246 90H247V89H246ZM250 90H251V89H250ZM252 90H253V89H252ZM0 91H1V90H0ZM4 91H5V90H4ZM6 91H7V90H6ZM15 91H13V92H15ZM33 91L31 90L30 92H33ZM58 91H59V90H58ZM84 91H85V90H84ZM96 91H97V90H95V92H96ZM102 91H103V90H102ZM113 91H114V90H113ZM136 91H138V90H136ZM136 91H135V92H136ZM158 91H159V90H158ZM211 91H212V90H211ZM211 91H210V92H211ZM242 91H243V90H242ZM55 92H56V91H55ZM66 92H68V91H66ZM66 92H65V95L67 94ZM92 92H93V91H92ZM100 92H101V91H100ZM100 92H99V93H100ZM108 92H109V90H108ZM108 92H106V93H108ZM117 92H118V91H117ZM120 92H121V91H120ZM155 92H156V91H155ZM162 92H164V91L162 90L161 93H162ZM210 92H207L208 96H207V97L205 96L206 98H210V97L213 98L212 102H214V99H218V98H219V100H220V97H221V96H219L218 98H217L216 96L213 97V95H212V94H214V93H212L213 91L211 92L212 94H211ZM216 92H218V91H216ZM219 92H220V91H219ZM225 92H226V89H225ZM227 92H228V91H227ZM239 92H240V90H239ZM257 92H256V94H257ZM1 93H2V91H1ZM16 93H19V92L17 91V92H15V93H13V95L16 94ZM21 93H22V92H21ZM96 93H97V92H96ZM112 93H113V92H112ZM125 93H126V92H125ZM133 93H134V92H133ZM151 93H152V92H151ZM198 93H199V92H198ZM246 93H247V91H246ZM251 93H252V92H251ZM22 94H24V93H22ZM25 94H26V93H25ZM27 94H28V92H27ZM33 94H34V93H33ZM53 94H54V93H53ZM89 94L87 93V95H89ZM103 94H104V93H103ZM109 94H110V93H109ZM117 94H118V93H117ZM131 94H132V93H131ZM155 94H156V93H155ZM196 94H197V93L194 92V94H193L191 97L193 98V96H196ZM215 94H216V93H215ZM217 94H219V93H217ZM225 94H226V93H225ZM238 94H239V93H238ZM238 94H237V95H238ZM240 94H242V92H241ZM252 94H253V93H252ZM254 94H255V92H254ZM36 95H37V92H36ZM44 95H43V99L46 98V97H44ZM49 95H50V93H49L47 96L49 97ZM57 95L59 96L58 93H57ZM57 95L54 94L55 99L58 101V96H57ZM61 95H62V94H61ZM61 95H60V96H61ZM91 95H89V96H91ZM101 95H102V94H101ZM140 95H141V94H140ZM158 95H159V94H158ZM158 95L156 94V96H158ZM165 95H166V96H165ZM165 95H164V97H162L161 99L159 98L160 102H157V103H159V104H158L159 107L157 106L158 109H157V111H155L156 114H155V113H154V114H153V113H150L151 115L153 114V117H155V119H154L155 121L153 120V117H152V120L154 121V122H153L154 124H152V126L149 125V126H148L149 128H150V127L158 128V127L160 126V124H161L162 126H165V125H166L165 127H167V125H168V124H164V122H162V121L164 120V118H167L168 116H170L169 113L172 112V107H173L175 104H177V103H175L176 101H173V98H172L173 95H171V94H170V96H169L168 94H165ZM201 95H204V94L202 93ZM210 95H211V96H210ZM220 95H222V93H221ZM237 95H236V96H237ZM243 95H244V94H243ZM243 95H242V96H243ZM250 95H251V94H250ZM3 96H4V95H3ZM7 96H8V95H7ZM11 96H12V94H11ZM11 96H9V97H10L9 99H11ZM34 96H35V95H34ZM50 96H51V95H50ZM82 96H83V95H82ZM98 96H99V94H98ZM121 96H122V94H121ZM121 96H119V98H120ZM154 96H155V95H153V97H154ZM197 96H198L197 98H200V97H199L200 95H197ZM222 96H223V95H222ZM233 96H234V95H233ZM246 96H247V94H246ZM94 97H96V95H95ZM103 97H104V96H103ZM135 97H136V96H135ZM151 97H152V96H151ZM151 97H150V98H151ZM203 97H204V96H203ZM205 97H204V98H205ZM237 97H238V96H237ZM255 97H257V96H255ZM4 98H6V97L4 96ZM7 98H8V97H7ZM39 98H41V97H39ZM50 98H51V97H50ZM136 98H137V97H136ZM147 98H148V97H147ZM147 98H146V99H147ZM234 98H236V97H234ZM234 98H233V99H234ZM238 98H239V97H238ZM246 98H248V97H246ZM1 99H2V96H1ZM1 99H0V100H1ZM37 99H38V98H37ZM43 99H42V100H43ZM48 99H49V98H48ZM62 99H63V96H62ZM96 99H97V97H96ZM107 99H110V98H107ZM116 99H117V97H116ZM143 99H144V98H143ZM171 99H172V100H171ZM233 99H232V100H233ZM239 99H240V98H239ZM243 99H244V98H241V101H240V105L242 104L241 106H243V103H245V101L242 102ZM249 99H251V98L249 97ZM252 99H254V97H253ZM56 100H55V102H56ZM59 100H61V97H60ZM92 100L94 101L93 98H92ZM92 100H91V101H92ZM105 100H106V99H105ZM114 100H115V98H114ZM121 100H122V99H121ZM151 100H152V99H151ZM194 100H195V99H194ZM219 100H216V101H219ZM221 100H222V99H221ZM40 101H41V100H40ZM61 101H63V100H61ZM61 101H60V102H61ZM91 101H90V102H91ZM108 101H111V100H108ZM115 101H117V102H115ZM115 101H114V102H109L110 104H113V105H112V106H113V109L116 107V103H119L118 101H120V100H115ZM131 101H132V100H131ZM146 101H147V100H146ZM155 101H156V100H155ZM157 101H158V100H157ZM172 101H173V102H172ZM196 101H197V100H196ZM196 101H195V102H196ZM216 101H215V103H216ZM222 101H223V100H222ZM222 101H221V102H222ZM226 101H227V100H226ZM226 101H225V102H226ZM246 101H247V99H246ZM251 101H253V100H251ZM7 102H8V101H7ZM60 102H58V103H60ZM102 102H105V101H102ZM148 102H149V101H148ZM152 102H153V101H152ZM227 102H228V101H227ZM229 102L231 103V102H233V101H229ZM237 102H238V101H237ZM247 102H249V100H248ZM4 103H5V102H4ZM47 103H48V102H47ZM87 103H88V102H87ZM87 103H86V104H87ZM133 103H135V101H134ZM144 103H145V102H144ZM157 103H156V104H157ZM207 103H208V101H207ZM210 103H211V102H210ZM210 103H209V104H210ZM234 103H236V102L234 101ZM234 103H233V104H234ZM37 104H38V105H37ZM45 104H46V102H40V103L38 102V103H36L37 106H36V105L33 106V107L35 108V109L33 110L34 113H33L32 115H30L31 117L29 116V117H30V120L36 121V125L34 124V125L32 126L33 134L31 133V134H30L31 136L29 135L30 137L27 136V137L30 138V139H31V137H32V140H31V141H33V139H36L35 137H39V136H42L44 133H47L46 130L49 131V129H47V128H48V127L50 128V125L48 126V124H47V126H46V120L48 119V113L46 112L47 109L45 110V108H46V107L44 106ZM110 104H109V105H110ZM130 104H131V103H130ZM147 104H148V103H147ZM152 104H154V103H152ZM180 104H181V103H180ZM222 104H223V102H222ZM224 104H226L225 106H227V108L230 107V106L227 105L228 103H224ZM245 104H246V103H245ZM245 104H244V106H246ZM251 104H252L251 109H253V107H254V110L258 111V112H259V116H260L261 113H262V111H264V86L261 87V89H260V91H259V93H258V98L255 100V102H252ZM251 104H250V105H251ZM3 105H4V104H3ZM53 105H54V106H53L52 108H54L55 106H57V105H55V104H53ZM97 105H98V104H97ZM97 105L95 104V107H96ZM120 105H121V104L117 105V107L120 106ZM134 105H136V104H134ZM134 105H131V109H132V106H134ZM229 105H231V104H229ZM238 105H239V102H238ZM240 105H239V106H240ZM1 106H2V104H1ZM1 106H0V107H1ZM46 106H47V104H46ZM50 106H52L51 101H50ZM98 106H99V105H98ZM102 106H105V107H104V111H106V110H107V109H105V108H106V104H104V105H102ZM102 106H101V107H102ZM114 106H115V107H114ZM122 106H123V105H122ZM146 106H147V105H146ZM150 106H152V105L150 104ZM177 106L180 107V105H177ZM234 106H236V105H234ZM234 106H232V108H234ZM244 106H243V107H244ZM33 107H32V108H33ZM47 107H48V106H47ZM84 107H85V106H84ZM99 107H100V106H99ZM144 107H145V106H144ZM153 107H154V110H155V106H153ZM249 107H250V106H249ZM87 108H88V107H87ZM91 108H92V106H91ZM102 108H103V107H102ZM149 108H150V107H149ZM174 108H175V110H177V109H176V105L174 106ZM182 108H183V107H182ZM237 108H240V107H237ZM237 108L235 107V109H236V113L239 114V112H237V111H240L241 109L239 110V109H237ZM19 109H20V108H19ZM48 109H49V108H48ZM97 109H98V108H97ZM110 109H112V108H110ZM122 109H123V108H122ZM124 109H125V107H124ZM128 109H129V108H128ZM147 109H148V108H147ZM151 109L153 110V108H151ZM183 109H184V108H183ZM183 109H182V110H183ZM219 109H220V108H219ZM230 109H231V107H230ZM235 109H233L234 112H235ZM243 109H244V108H243ZM16 110H17V109H16ZM84 110H85V109H84ZM91 110H93V109H91ZM114 110H115V109H114ZM126 110H127V109H126ZM126 110H125V111H126ZM132 110H133V109H132ZM144 110H145V109H144ZM148 110H149V109H148ZM179 110H181V108H179ZM190 110H191V109H190ZM208 110H209V109H208ZM233 110H232V111H233ZM20 111H21V110H20ZM52 111H53V110H52ZM85 111L87 112V110H85ZM89 111H90V107H89ZM98 111H99V109H98ZM100 111H101V110H100ZM104 111L102 110L101 112H98V114L100 113L101 115H103V114H104ZM116 111H117V110H116ZM128 111H129V110H128ZM209 111H210V110H209ZM218 111H219V110H218ZM218 111H217V112H218ZM221 111H222V110H220V113H221ZM228 111H229V110H228ZM232 111H231V112H232ZM91 112H92V111H91ZM102 112H103V114H102ZM111 112H113V111H111ZM118 112L121 113V109H120V111L118 110ZM150 112H151V111H150ZM177 112H178V111H177ZM179 112H180V111H179ZM179 112H178V113H179ZM217 112H216V113H217ZM93 113H94V110H93ZM93 113H92L90 116H92V115L95 116V114H93ZM106 113H107V114H106ZM125 113H126V112H125ZM178 113H177V114H178ZM184 113H187V112H184ZM192 113H194V112L191 110V113H190V114H192ZM208 113H209V112H208ZM213 113H214V111H213ZM216 113H215V114H216ZM225 113H226V112H225ZM227 113H228V112H227ZM227 113H226V114H227ZM236 113H235L234 115H237ZM242 113H243V112H242ZM256 113H257V112H256ZM81 114H83V113H81ZM89 114H90V113H89ZM105 114L108 115L109 112H105ZM110 114H111V113H110ZM110 114H109V115H110ZM118 114H119V113H118ZM122 114H124V112H123ZM129 114H130V113H129ZM139 114H140V113H139ZM150 114H149V115H150ZM170 114H172V113H170ZM182 114H183V111H182ZM182 114H181V112H180V115H182ZM187 114H188V113H187ZM187 114H184V115H185V119H184V117H182L183 115L180 116V117H182V119L185 121V120H186V117L188 118V116L190 115V114H188V116H186ZM231 114L233 115V113H231ZM243 114H245V113H243ZM61 115H62V114H61ZM87 115H88V112L86 113L85 117H86ZM116 115H117V114H115V117H117ZM140 115H141V116H139V117H142V114H140ZM192 115H193V116H192ZM192 115H191L192 117H190V116H189V117H190L191 119H194V120H195V119H196V117L194 116L195 114H192ZM216 115L219 116V112H218ZM220 115H222V116H220V119L223 120L224 115H223L222 113H221ZM234 115H233V116H234ZM239 115H240V114H239ZM251 115H252V114H251ZM254 115H255V113H254ZM254 115H253V116H254ZM262 115H263V114H262ZM49 116H50V115H49ZM81 116H82V117H80V118H82V119L85 118L83 115H81ZM99 116H100V115H99ZM99 116H97V118H99L98 120H100V119L102 120V118H100ZM110 116H111V115H110ZM126 116L129 117L128 114H125V117H126ZM130 116H131V115H130ZM176 116H177V117H176V118H177L176 120H177V121L180 120V121H182V122L178 121V125L176 124V126L179 127V128H174V127H173L174 125L172 124V125H173V126H172L173 128H172L171 132L175 134V135L173 134V136H177V133H179L178 131H179V129H180V126H181L182 123L184 122L182 119H179V118H180V117H179V114L176 115ZM217 116H216V118H215V119H217V120L213 119V121H212L213 124H214V120L219 124V125H217V123L215 122V125H216V126H215V128H214V130H213V132H215V134H217V131L219 132L218 127H219L220 125H222V126L220 127V129L223 128V130H224L225 127H226V129H227V128H229V126L233 123V122L231 121V119H230V118H233V117H230V118H229V117H228L229 115H226L227 118H229V122H228V123H226V122L224 123V122H223V123H224L225 125H226V124H229V125H228V126H227V125L224 126V124H220V123H219L221 120L219 121L218 118H217ZM226 116H225V118H226ZM243 116H245V115H243ZM256 116H257V115H255V117H256ZM26 117H28V115H26ZM26 117H24V118H26ZM29 117H28V118H29ZM51 117H52V114H51ZM57 117H58V116H57ZM71 117H72V116H71ZM88 117H89V115H88ZM101 117H102V116H101ZM113 117H114V115H113ZM125 117H124V118H125ZM132 117H133V116H131L130 118L132 119ZM222 117H223V118H222ZM238 117H239V116H238ZM240 117H241V116H240ZM245 117H248V116H245ZM245 117H244V118H245ZM255 117H254V119H255ZM106 118H107V116H106ZM130 118H128V119L125 118V119H126V120H125V119H123L122 116H121V119L123 120L122 122H124V123H122V124H125V121L130 120ZM171 118H172V117H171ZM171 118L168 117L167 119L170 121ZM225 118H224V120H226ZM234 118H235V117H234ZM236 118H237V117H236ZM244 118L242 117V119H244ZM256 118H258V117H256ZM259 118H261V117H259ZM22 119H23V117H22L20 120H22ZM26 119H27V118H26ZM58 119H59V118H58ZM72 119H74V118H72ZM75 119H76V118H75ZM78 119H79V118H78ZM91 119H94V120H95L96 118L91 117ZM109 119H110V118H109ZM119 119H120V118H119ZM149 119H150V118H149ZM191 119H188V121L191 120ZM246 119H249V120H250V119H253V118H246ZM254 119H253V120H254ZM55 120H57V118H55ZM89 120H90V119H89ZM104 120H107V119H104ZM104 120H103L102 122H104ZM111 120H112V119H111ZM140 120H141V119H140ZM152 120H149V121H152ZM168 120H167V121H168ZM174 120H175V119H174ZM196 120H197V119H196ZM196 120H195V121H193V120H192V121H189V123H191V122L194 123V122H196ZM224 120H223V121H224ZM232 120H234V119H232ZM237 120H238V119H237ZM253 120H252V121L250 120V122H253ZM258 120H259V119H258ZM24 121H25V120H24ZM28 121H29V120H27L26 122H28ZM86 121L88 122V119H87V118H86ZM95 121H96V120H95ZM113 121H114V120H113ZM116 121H117V120H116ZM142 121H143V118H142ZM169 121H168L169 124L172 123L171 121H170V122H169ZM218 121H219V122H218ZM239 121H240V120H239ZM256 121H257V120H256ZM259 121H261V120H259ZM26 122L24 123V122L21 121V123H22V124L24 123L25 125H26ZM75 122H76V121H75ZM92 122L94 123V121H91V122H88V123L91 125ZM97 122H98V121H97ZM107 122H108V121H107ZM109 122H111V121L109 120ZM165 122H166V119H165ZM174 122H176V121H174ZM208 122L210 123L209 120H208ZM230 122H231V124H230ZM241 122H242V120H241ZM250 122H249V123H250ZM254 122H255V121H254ZM95 123H96V122H95ZM117 123H118V121H117V122L115 123V125H114L115 128H113V123H111V126H112V127H111V126H109L110 128L107 127L108 130H109V129L112 130L111 128H113L114 131L112 130L111 132H115V133H109V134H115V136H116V138H117V139H116V138H113V136L111 135V137L113 138V140L116 139V141L113 142V141H111L112 138L108 137V138H110L109 141H111L112 145H113V143H114V144H117V143H115V142H117V140L120 138L119 136L117 137V135H116V134H119V133H117V131H115L116 127L118 126V128H119V125H120V127L123 126V125H121V123H120L119 125H117ZM126 123H127V122H126ZM132 123H133V122H132ZM166 123H167V122H166ZM193 123H191V124L193 125ZM235 123H236V125H237L238 121H234V124H235ZM242 123H243V122H242ZM249 123H248V127L250 126ZM27 124H28V123H27ZM49 124H50V123H49ZM77 124H79V123H77ZM98 124H100V123H98ZM109 124H110V123H108L107 125H109ZM129 124H130V123H129ZM163 124H164V125H163ZM179 124H180V125H179ZM185 124H186V123H183L182 126H188V125H190V124H187V125H185ZM210 124H211V123H210ZM234 124H233V127L236 126V125H234ZM240 124H241V123H240ZM243 124H244V123H243ZM243 124H242V125H243ZM28 125H29V124H28ZM85 125H86V124H85ZM92 125H93V124H92ZM107 125H106V126H107ZM116 125H117V126H116ZM130 125H131V124H130ZM130 125H128V126H130ZM137 125H139V124H137ZM153 125H154V126H153ZM211 125H212V124H211ZM251 125H252V124H251ZM16 126H17V125H16ZM45 126H46V130H45ZM94 126H95V124H94ZM94 126H93V127H94ZM97 126H98V125H97ZM97 126H96V127H97ZM144 126H146V125H144ZM144 126H143V127H144ZM162 126H161V127H162ZM168 126L171 127L170 125H168ZM176 126H175V127H176ZM213 126H214V125H213ZM238 126H239V125H238ZM18 127H19V126H18ZM22 127H23V126L20 124V128H22ZM76 127H77V126H76ZM80 127H81V126H80ZM96 127H95V130H97ZM140 127H141V126H140ZM148 127H147V129H148ZM216 127H217V128H216ZM231 127H232V126H231ZM231 127L229 128L230 131H231ZM239 127H240V126H239ZM239 127H238V128H239ZM27 128H29V127L27 126ZM126 128H127V126H126ZM144 128H145V130H146V127H144ZM205 128H206V127H205ZM208 128H209V127H208ZM208 128H207V129H208ZM29 129H30V128H29ZM79 129H80V128H79ZM79 129H78V131H79ZM99 129H100V127H98V130H97V131H95L94 129H92L94 133H96V134L99 133V138H98L97 136H95V138H98V139L95 140L96 142L98 141V143H99V140H100V136H101V138L104 136V135H100V134H102V131H100ZM101 129L103 130V128H101ZM104 129L106 130V128H104ZM138 129H139V128H138ZM150 129H151V128H150ZM167 129L169 130V128H167ZM167 129H166V133L168 132ZM185 129L188 130V129H190V128L188 127V128H185ZM207 129L205 130V131H207V132L204 133L205 135H206V133H208V130H207ZM234 129L237 130V128H234ZM92 130H91V132H92ZM108 130L105 131V133H106V132L108 133V132H109ZM116 130H117V129H116ZM127 130H129V129H127ZM135 130H136V129H135ZM139 130H140V129H139ZM158 130H159V129H158ZM158 130H157V131H158ZM163 130H164V128H163ZM175 130H178V131L175 132ZM203 130H204V129H203ZM209 130L211 131L210 128H209ZM216 130H217V131H216ZM223 130H220L221 135H223V132L225 131L224 133H226V134H224V137H223V136H222V137H223V138H226V137L228 136V135H227L228 129H227V130H224V131H223ZM20 131H21V130H20ZM23 131H24V130H23ZM25 131H27V130L25 129ZM25 131H24V133H25ZM30 131H31V129H30ZM85 131H86V130L79 131L80 134H81V132H82V135H78V133H77L78 137H80V138H79V141H78V137L75 136V137L77 138L76 141H78V142L81 143V144L79 143L80 146L83 145V147L86 146V149H87V147H89V148L91 149V146H89V145H90V141H91V139H93L94 136H90V141L88 140V143H89V144L87 145V144H86L87 137H86L85 134L83 133V132H85ZM99 131H100V132H99ZM118 131H119V130H118ZM121 131H122V130H121ZM136 131H137V130H136ZM143 131H144V130H143ZM152 131H156V130L153 129ZM159 131H160V130H159ZM161 131H162V128H161ZM190 131H191V130H190ZM210 131H209V133H210ZM256 131H257V130H256ZM260 131H261V130H260ZM260 131H258L257 133H256V132H250L251 134H250V133H249V134L251 135V138H252V137H256V136H254V134H252V133H255V134H258V133H259V135L261 136V133H262V132L260 133ZM263 131H264V130H263ZM93 132L90 133V134L95 135ZM122 132H123V131H122ZM125 132H126V131H125V128H124V132H123V134H125ZM147 132H148V131H147ZM169 132H170V130H169ZM169 132H168V138H169ZM171 132H170V133H171ZM220 132H219V134H217L216 137L213 136L214 139H212V137H211V135H210L209 133L207 134V137H208V139L206 138L207 141L209 142V141H210V138H209V137H211V140H213V142H214V145H213V143L211 144V145H213L212 148H211V149L213 150V154H214L215 152H216V153H217V152H218V153L220 152V151H216L217 148H218V145H216V144H218V143L220 142L219 140L223 139V138L221 137V139L217 140V138H220V137H219V136H220ZM105 133H104V131H103V134H105ZM107 133H106V134H107ZM120 133H121V132H120ZM138 133H140V132H138ZM150 133H151V134H150ZM160 133H161V132H160ZM211 133H212V132H211ZM235 133H236V132H235ZM90 134H89V135H90ZM123 134H120V136H121V140H122V141H124V140L126 139L125 137H123L124 139L122 138ZM129 134H131V133H129ZM142 134H143V133H142ZM179 134H180V133H179ZM179 134H178V135H179ZM186 134H187V133H186ZM263 134H264V132H263ZM89 135H88V136H89ZM127 135H128V134H127ZM127 135L125 134L124 136H127ZM139 135H140V134H139ZM146 135H147V133H146ZM161 135H162V134H161ZM208 135H210V136H208ZM225 135H226V136H225ZM230 135H231V134H230ZM230 135H229V136H230ZM235 135H236V134H234V135L232 134L231 136L236 137ZM46 136H47V135H43V138L45 139ZM71 136H72V135H71ZM107 136H108V135H105L106 138H107ZM148 136H149V137L146 136L147 139H148V138L150 139V136H151V139H152V140L154 139L153 141H156V139H158L159 142H163V140H164V142L169 143V141H170L169 139H166V138H165L166 135L164 136V133H163V136H164V137H162V138H164L163 140L160 138L161 136L158 137L157 134L153 137L152 132H149V135H148ZM173 136H172V138H173ZM260 136H258V138H260V139L257 138L259 141H261L262 139H264V138H262V137H260ZM25 137H26V136H25ZM73 137H74V136H73ZM73 137H72V138H73ZM92 137H93V138H92ZM105 137H103L104 139L102 138L101 140H105V141H106V138H105ZM152 137H153V138H152ZM170 137H171V135H170ZM201 137H202V136H201ZM201 137H200V138H201ZM205 137H206V136H205ZM88 138H89V137H88ZM108 138H107V139H108ZM127 138H128V137H127ZM202 138H203V139H200L201 143H202V140H203V142H204V140H205V139H204V135H203ZM215 138H216V139H215ZM246 138H249V140H250V137H249V136H247ZM74 139H75V138H74ZM74 139H72V140L74 141ZM138 139H139V138H138ZM147 139H145V144H146V140H147ZM151 139H150V140H151ZM253 139H255L256 142L258 143V141H257L256 138H253ZM26 140H27V139H26ZM26 140H24V142H25ZM119 140H120V139H119ZM121 140H120V141H121ZM127 140H128V139H127ZM141 140H142V139H141ZM150 140L148 141L150 145H149V144H146V145H147V146H151V145H153L152 147L155 148L154 151H158L159 149H158L157 147H154V146H155V145L158 146L159 143L157 142L158 144H156V142H154V143H155V144H154L153 141H150ZM167 140H168V142H167ZM223 140H224V142L227 144V141H226L227 139H223ZM223 140L220 142L221 144L223 143ZM247 140H248V139H247ZM12 141H13V139H12ZM22 141H23V140H22ZM34 141L38 142L37 139L34 140ZM54 141L56 142V139H55ZM54 141H53V142H54ZM57 141H58V140H57ZM105 141H104V142H105ZM109 141H108V142H109ZM137 141L140 142V143H137V144H139V146H140V144H141L142 141H140V139L137 140ZM200 141H197V142H199L198 145L201 144ZM216 141H219V142L217 143ZM228 141H229V139H228ZM241 141H242V140H241ZM262 141H263V140H262ZM262 141H261V142H262ZM10 142H11V140H10ZM26 142H27V141H26ZM28 142H29V141H28ZM45 142H46V141H45ZM55 142H54V144L58 143V146L61 145V143H60L61 140H60V142H59V141L56 142V143H55ZM62 142H63V141H62ZM108 142H106V143L109 145L110 142H109V143H108ZM124 142H127V143H128V142H130V141H124ZM124 142H123V145H121L120 148H122V146L124 147V145L126 146V144H124ZM151 142H152L153 144H152ZM172 142H173V141H172ZM172 142H171V143H172ZM205 142H206V141H205ZM205 142H204V143H205ZM243 142L246 143V144H249V143H247V142H245V141H243ZM243 142H242V143H243ZM261 142H259V144H258L259 146H261V144H260ZM21 143H23V142H21ZM29 143H30V142H29ZM32 143H35V142H32ZM72 143H73V142H72ZM100 143H101V142H100ZM106 143L103 144V141H102L101 146H102V147L105 146ZM118 143H119V142H118ZM130 143H131V142H130ZM130 143H129V144H130ZM143 143H144V141H143ZM166 143H165V144H166ZM194 143H195V142H194ZM204 143H203V147H206V145L208 146V144H205V146H204ZM206 143H207V142H206ZM210 143H211V142H209V146H210ZM225 143L222 144V147H221L220 144H219V146H220L222 149H223V148L226 149V148H225V146H226ZM239 143H241V142H239ZM239 143H238V144H239ZM257 143H256V144H257ZM9 144H10V143H9ZM16 144H17V143H16ZM19 144H20V143H19ZM19 144H17V145H19ZM30 144H31V143H30ZM43 144H44V143H43ZM54 144H53V145H54ZM62 144H63V145H61L62 147H66L64 143H62ZM75 144H76V143H75ZM119 144H122V142L119 143ZM119 144L117 145L118 148L116 147L117 149H119ZM132 144H133V147H134V145L136 144V142H135V144H134V143H131V145H132ZM137 144H136V145H137ZM165 144H164V145H165ZM196 144H197V143H195V145H196ZM246 144H245V145H246ZM262 144H264V142H262ZM23 145H25V143H23ZM23 145H22V146H23ZM27 145H29V144H27ZM66 145H67V144H66ZM91 145L95 146L96 143H94V141H93V144H92V142H91ZM98 145H99V144H98ZM131 145H130V146L128 145V148H131V150H132V146H131ZM164 145H163V146H164ZM168 145H169V144H168ZM223 145H224V147H223ZM239 145H241V144H239ZM22 146L20 147L21 149L23 148ZM33 146H34V144H33ZM33 146H32V145H31V146H27L26 148H27V149L30 148V147H32V149H34V147L36 148V144H35L34 147H33ZM54 146H55V145H54ZM68 146H69V145H68ZM77 146H78V144H77ZM80 146H78L79 149H80ZM113 146H114V145H113ZM113 146H112V148L115 150V147H113ZM137 146H138V145H137ZM147 146H146V147H147ZM163 146H162V147H163ZM241 146H242V145H241ZM241 146H240V149H241L244 145H243L242 147H241ZM248 146H251V145H247V147H248ZM38 147H39V146H38ZM41 147H42V146H41ZM62 147H61V148H62ZM83 147H82V148H83ZM102 147H101V148H102ZM106 147H107V146H106ZM108 147H110V146H108ZM140 147H141V146H140ZM144 147H145V145H144ZM192 147L194 148L195 146L192 145ZM200 147L202 148L201 145H200ZM220 147H219L218 149H219V150H222V149H220ZM232 147L235 148V147H238V146L235 145V146H232ZM244 147H245V146H244ZM4 148H5V147H4ZM26 148H25V150H26ZM59 148H60V147H59ZM66 148H69V147H66ZM66 148H64V149H66ZM70 148H71V147H70ZM70 148H69V150H70ZM99 148H100V145H99ZM101 148H100V149H101ZM148 148H149V147H148ZM153 148H152V149H153ZM206 148H207V147H206ZM230 148H231V145H230ZM257 148L259 149V147H257ZM257 148H256V149H257ZM32 149H29V150L32 151ZM37 149H38V148H37ZM102 149H103V148H102ZM102 149H101V150H102ZM107 149L110 150L111 148H110V149L107 148ZM122 149H123V148H122ZM139 149H140V148H138V150H139ZM141 149H143V148H141ZM152 149H151V150H152ZM156 149H158V150H156ZM207 149H209V148H207ZM207 149H204V150H207ZM227 149L229 150V148H227ZM227 149H226V150H227ZM235 149H236V148H235ZM235 149H234V150H235ZM240 149H238V150H240ZM243 149H244V148H243ZM245 149H246V147H245ZM247 149H248V148H247ZM260 149H263V148L261 147ZM42 150H43V148H42ZM56 150H59V149H56ZM66 150H67V149H66ZM81 150H82V149H81ZM87 150H88V149H87ZM94 150H95V149H94ZM104 150H105V149H104ZM108 150H105V151H108ZM123 150H124V149H123ZM126 150H127V149H125L124 152H126ZM133 150H134V149H133ZM146 150H148V149H146ZM198 150H199V149H198ZM226 150H224V151L222 150V152L225 154V153L228 151V150H227V151H226ZM234 150H233V151H234ZM250 150H251V152H252V154H253V151H252L251 147H250ZM250 150H249V152H250ZM5 151H8V150L5 149ZM30 151H28V152H30ZM39 151H40V150H39ZM52 151H53V150H52ZM60 151H61V150H60ZM110 151L113 152L112 149H111ZM127 151H129V150H127ZM140 151H141V152H140ZM143 151H144V150H143ZM143 151H142V150H139V155H138V154H137V155L140 156V153H141V154H142V155H141V156H142L141 159H143V161H144V159H145V160L147 159V161H148V159H150L149 157H150L151 155L148 156L147 154H149V153H147V154H146V155H147V158H146V156L144 157L145 154H143V153H144ZM152 151H153V150H152ZM193 151H194V149H193ZM195 151H196V150H195ZM236 151H237V150H236ZM241 151H243V150H240L239 152L241 153ZM246 151H247V150H246ZM255 151L257 152L258 150H255ZM263 151H264V150H263ZM263 151H262V153H263ZM3 152H4V151H3ZM26 152H27V150H26ZM32 152L35 153V154L38 153V152L36 153V149H35L34 151H32ZM41 152H42V151H41ZM70 152H71V151H70ZM70 152H69V155L71 156ZM76 152H77V151H76ZM81 152H82V151H81ZM93 152H94V151H93ZM115 152H116V151H115ZM118 152H119V151H118ZM130 152H131V151H130ZM136 152H137V151H136ZM142 152H143V153H142ZM149 152H150V151H149ZM158 152H159V151H158ZM206 152H207V151H206ZM229 152L231 153V150H229ZM229 152H227V154H225L224 156L221 154V152H220L219 154H221V156H223V157H227V158H229V157H230V154H228ZM244 152H245V150H244ZM247 152H248V151H247ZM247 152H245L244 154H243V153L238 154V156H239V155L241 156L242 154H243V156H244V155L246 154L245 156L247 157V156H249V152H248V155H247ZM251 152H250V154H251ZM256 152H255L254 154H256ZM260 152H261V151H260ZM4 153H5V152H4ZM14 153H15V152H14ZM14 153H13V154H14ZM24 153H25V152H24ZM51 153H52V152H51ZM64 153H65V152H64ZM67 153H68V151H67ZM87 153H88V151H87ZM103 153H104V152H103ZM103 153H99V154H102V155H100V159H99L100 161H101V159H105V156L102 158V156L105 155V154H103ZM108 153H109V152H108ZM132 153H133V151H132ZM197 153H198V151H197ZM209 153H210V155L208 156V157H209L208 160L211 161L210 156H211V157H214V156L216 155V153H215V155H213V156H212V154H211L212 152H209ZM218 153H217V154H218ZM257 153H258V152H257ZM5 154H6V153H5ZM5 154H3V155H5ZM13 154H12V155H13ZM57 154H59V151L57 152ZM72 154H73V153H72ZM88 154H89V153H88ZM97 154H98V153H96V155H97ZM156 154H157V153H156ZM231 154H232V153H231ZM234 154H235V156H237L235 152H234ZM234 154H233V155H234ZM252 154H251V155H252ZM254 154H253V155H254ZM260 154H261V153H260ZM260 154H258L257 156H259ZM8 155H9V154H8ZM8 155H7V158H8ZM12 155L10 154V156H12ZM20 155H22V154H20ZM24 155H25V154H24ZM50 155H51V154H50ZM64 155H65V154H63V156H64ZM69 155H68V156H69ZM74 155L77 157V154H73V156H74ZM92 155H93V153H92ZM92 155H91V153H90V156H92ZM94 155H95V154H94ZM119 155H120V154H119ZM152 155H154L153 152H152ZM226 155H228V156H226ZM233 155H231V159H232V160L229 159L228 162L233 163L232 165H235V163L233 162V161H234V160H233ZM261 155H262V154H261ZM0 156H1V155H0ZM5 156H6V155H5ZM37 156H38V155H37ZM70 156H69V157H70ZM75 156H74V157H75ZM97 156H98V155H97ZM97 156H96V157H97ZM108 156H109V154L107 155L106 160L109 159ZM134 156L136 157V155H134ZM138 156H137V161H140V159H139ZM156 156H157V155H156ZM216 156H217V155H216ZM219 156H220V155H219ZM235 156H234V157H235ZM243 156H242V157H243ZM245 156H244L243 160H244V159H245V160L247 159V158H245ZM21 157H22V156H21ZM26 157H27V156H26ZM28 157H29V156H28ZM30 157H32V156L30 155ZM40 157H42V155H40ZM48 157H49V156H48ZM59 157H61V154H60ZM71 157H72V156H71ZM71 157H70V158H71ZM84 157H85V156H84ZM93 157H95V156H93ZM93 157H92V158H93ZM109 157H110V156H109ZM135 157H134V158L132 157V158H133V159H136ZM143 157H144V158H143ZM151 157H154V156H151ZM249 157H251V156H249ZM252 157H253V156H252ZM255 157H256V156H254V158H255ZM34 158H35V157H34ZM34 158L32 157L31 160H33ZM37 158L39 159V156H38ZM62 158H64V157H62ZM67 158H68V157H67ZM70 158H69V159H70ZM120 158H121V157H120ZM132 158H131V160H132ZM154 158H155V157H154ZM154 158H153V159H154ZM227 158L225 159V161L227 160ZM235 158H236V157H235ZM240 158H241V157H240ZM240 158H239V159H240ZM8 159H9V158H8ZM10 159H11V158H10ZM22 159L24 160L23 157H22ZM28 159H29V158H28ZM38 159H36V161H37ZM51 159H52V158H51ZM80 159H81V158H80ZM88 159H90V158H88ZM88 159H85V158H84V160H85V161L87 160V162H88ZM110 159H111V158H110ZM121 159H122V158H121ZM127 159H128V158H127ZM138 159H139V160H138ZM151 159H152V158H151ZM153 159H152L151 161H153ZM206 159H207V158H206ZM212 159H214V158H212ZM220 159H222V158L220 157ZM220 159H219V160H220ZM249 159H251V158H249ZM259 159H260V157H259ZM67 160H68V159H67ZM77 160H78V159H77ZM84 160H83V161H84ZM99 160H98V161H99ZM106 160H103V161L105 162ZM117 160H118V159H117ZM119 160H120V159H119ZM119 160H118V165L120 164V163H119ZM131 160H130V163L134 164V163H133V160H132V162H131ZM155 160H156V159H155ZM235 160H236V159H235ZM28 161H29V160H28ZM28 161H27V162H28ZM62 161H63V160H62ZM81 161H82V160H81ZM91 161H92V160H91ZM91 161H90V162H91ZM212 161L214 162L215 160H212ZM212 161L210 162V163H211V166L215 163V162L213 163ZM217 161H218V160H217ZM252 161H253V158H252ZM257 161H258V160H257ZM40 162H41V160H40ZM40 162L37 161L36 164H38V163H40ZM46 162H47V160H46ZM52 162H53V164H54V163H56L57 161L55 162V160L53 159ZM67 162H69V161H67ZM74 162H77V161L74 160ZM78 162H79V161H78ZM92 162H93V163H96L97 160L94 161V158H93V161H92ZM101 162H102V161H101ZM120 162H121V161H120ZM123 162H124V160L122 159V163H123ZM135 162H136V161H135ZM207 162H208V161H207ZM221 162H222V160H221ZM223 162H224V161H223ZM223 162H222V163H223ZM239 162H240V161H239ZM244 162H246V161H244ZM249 162H250V160H249ZM249 162H248V164H249ZM11 163H12V162H11ZM29 163H31V161L28 162V164H29ZM43 163H44V162H43ZM72 163H73V162H72ZM79 163H80V162H79ZM85 163H86V162H85ZM85 163H84V164H85ZM106 163H107V162H105V164H106ZM126 163H128V161H127ZM136 163H138V162H136ZM140 163H141V161H140ZM145 163H146V162H145ZM145 163H144V164H145ZM212 163H213V164H212ZM217 163H218V162H217ZM222 163H221V164H222ZM224 163H225V162H224ZM226 163H227V162H226ZM237 163H238V162H236V166H237V168L235 167V169L238 170V166H240V169H239V170H242L243 167H242L241 165L244 164V163H241V165H237ZM258 163H259V162H258ZM258 163H257V164H258ZM260 163H261V162H260ZM84 164H83V165H84ZM88 164H90V163L88 162ZM101 164H103V163H101ZM101 164H100V167H101ZM109 164H110V163H109ZM109 164H106V165L103 164V166L106 167V168H105V171H107V173H108L107 165L110 166ZM123 164H124V163H123ZM154 164H155V163H154ZM246 164H247V163H246ZM34 165H35V163H34ZM39 165H40L41 169H44V168H42L41 163H40ZM91 165H92V164H91ZM94 165H95V164H94ZM97 165H99V163H98ZM129 165H130V164H129ZM129 165H128V166H129ZM134 165H135V164H134ZM137 165L139 166L138 169H139V168H142V166L140 167L139 164H137ZM141 165H143V163H141ZM156 165H157V164H156ZM156 165H154V169H153V170H155V171H156V169H155V166H156ZM206 165H207V164H206ZM214 165H215V164H214ZM244 165H245V164H244ZM255 165H256V164H255ZM255 165H254V167H252V168H256V166H258V165H256V166H255ZM262 165H263V164H262ZM28 166H30V165H28ZM49 166H50V165H49ZM54 166H55V164L52 166L53 171L56 170ZM65 166H66V165H65ZM76 166L78 167L77 163H76ZM88 166H89V165H88ZM143 166H144V165H143ZM148 166L150 167V163L148 164ZM209 166H210V164H209ZM220 166H221V165H220ZM246 166H248V165H246ZM249 166H250V165H249ZM259 166H261V165L259 164ZM263 166H264V165H263ZM36 167H37V166H36ZM43 167H44V166H43ZM62 167H63V166H62ZM62 167H61V168H62ZM67 167H68V166H67ZM80 167H82V165H80ZM120 167H122V165H120ZM129 167H130V166H129ZM132 167L135 168V166H132ZM146 167H147V166H146ZM146 167H145V169H146ZM151 167H152V166H151ZM213 167H215V166H213ZM213 167H212V168H213ZM216 167H217V166H216ZM222 167H223V166H222ZM230 167H232V166H230ZM244 167H245V166H244ZM250 167H251V166H250ZM30 168H32V167L30 166ZM69 168H70V167H69ZM89 168H91V167H89ZM94 168H95V167H94ZM98 168H99V167H98ZM108 168H109V167H108ZM123 168H124V167H122V169H123ZM152 168H153V167H152ZM157 168H158V167H157ZM208 168H209V167H208ZM219 168L221 169V167H219ZM219 168L217 167V169H219ZM228 168H229V166H228ZM252 168H249V170L251 169V171H252L251 173L254 174V173H253L254 171L252 170ZM14 169H15V168H14ZM21 169H22V168H21ZM23 169H24V168H23ZM23 169H22V170H23ZM35 169H38V170H39V168H35ZM35 169H33V170H35ZM63 169L66 170L65 167H64ZM79 169H80V168H79ZM84 169H85V167H84ZM96 169H97V168H96ZM106 169H107V170H106ZM129 169H131V168H129ZM226 169H227V168H226ZM226 169H223V171H224V170L226 171ZM230 169H231V168H230ZM232 169H233V167H232ZM232 169H231V170H232ZM244 169H246V168H244ZM244 169H243V170H244ZM247 169H248V167H247ZM258 169H260V168L258 167V168L256 169L257 172H258ZM30 170H32V169H30ZM70 170H72V169L70 168ZM86 170H87V169H86ZM90 170H92V169H90ZM90 170H89V171H90ZM100 170L102 171L103 169L100 168ZM100 170H99V171H100ZM133 170H134V169H133ZM141 170L143 171L144 168L141 169ZM141 170H140V171L138 170V171L141 173ZM150 170H151V169H150ZM150 170H149V171H150ZM209 170H211V169H209ZM231 170H229V171H231ZM249 170H247V171H248V174H249ZM260 170L264 171V168H263V169H260ZM35 171H36V170H35ZM92 171H93V170H92ZM129 171H130V170H129ZM129 171H128V172H129ZM135 171H136V170H134V172H135ZM138 171H137V174H138ZM147 171H148V170H147ZM203 171H204V170H203ZM217 171H218V170H217ZM235 171H236V170H235ZM235 171H234V172H235ZM245 171H246V170H245ZM247 171H246V173H247ZM41 172L44 173L43 171H41ZM69 172H70V171H69ZM85 172H88V171H84V174H85ZM131 172H132V171H131ZM134 172H133V174H134ZM214 172H215V171H214ZM232 172H233V171H232ZM232 172H229V173L232 174ZM234 172H233V174H235L236 177H237V175L239 176V174L236 175V172H235V173H234ZM241 172H242V173H240V174H241L242 176L245 175V177L243 176L244 179L240 176V181H241V183H243L242 186L244 185V188L240 185L241 187H239V189L242 188L243 190H245V195H246V197H247V196L249 195V194H248V192L250 191L249 189H251V192H253V191L255 190V188L257 189V186H256V185H254V187L256 186L255 188H254L253 186H252L253 188L251 187V181L254 179L255 176H254V177L252 176V179H251V178L249 177L250 174H249V175H246L245 172H243V171H241ZM257 172H256V173H257ZM260 172H261V171H260ZM16 173H17V172H16ZM18 173H19V172H18ZM31 173H32V172H31ZM38 173H40V172H38ZM63 173H64V172H63ZM66 173H68V172L66 171ZM66 173H64V174H66ZM78 173H80V171L77 172V174H78ZM91 173H92V172H91ZM99 173H101V172H99ZM126 173H127V172H126ZM126 173H125V174H126ZM143 173H146V172L144 171ZM148 173H149V172H148ZM151 173H152V172H151ZM154 173H155V172H154ZM202 173H203V172H202ZM222 173H223V172H222ZM222 173H220V176H221ZM256 173H255V175H256ZM263 173H264V172H263ZM116 174H117V173H116ZM125 174H124V175H125ZM129 174H130V172H129ZM137 174L134 175V177H133V181H134V178H135V179H138V180H136L137 182H140V181L143 182V180L140 179V178H141V177H140L141 175L138 176V177H140V178H136V177H135V176H137ZM149 174H150V173H149ZM206 174H208V171H207ZM212 174H214V173L212 172ZM224 174H226V173H224ZM224 174H222V175H224ZM227 174H228V172H227ZM233 174H232V176H233ZM252 174H251V175H252ZM258 174L260 175V173H258ZM36 175H37V172H36ZM54 175H55V172H54ZM60 175H62V174L60 173ZM80 175H82V174H80ZM80 175H79V176H80ZM85 175H86V174H85ZM105 175H106V174H105ZM108 175H109V174H107V176H108ZM119 175H120V174H119ZM131 175H132V174H131ZM131 175H129V176L131 177ZM151 175H152V174H151ZM263 175H264V174H263ZM16 176H17V175H16ZM20 176H21V175H20ZM63 176H64V175H63ZM66 176H69V178H70V177H71V178H74V177H72L73 174H72V176H71V173H70V175H66ZM66 176H65V177H66ZM89 176H90V174L88 175V177H89ZM114 176H115V175L112 176L113 178L109 177V178H107V179L110 180V178H111V180H112V179L116 180L115 177H117V176H115V177H114ZM120 176L123 177V181L126 180V182H127V180H128L129 177H124L123 175H120ZM126 176H127V175H126ZM227 176H228V175H227ZM232 176H231V177H232ZM261 176H262V175H261ZM35 177H36V176H35ZM83 177H84V176H83ZM94 177H95V176H94ZM150 177H152V176H150ZM214 177H215V176H214ZM231 177H230V178H231ZM259 177H260V176H259ZM16 178H17V177H16ZM37 178H38V177H37ZM81 178H82V177H81ZM90 178H91V177H90ZM99 178H100V176H99ZM105 178H106V177H105ZM131 178H132V177H131ZM147 178H148V177H147ZM207 178L210 179L208 175H207ZM218 178H222V179H224V176L217 177L216 179H218ZM232 178H234V177H232ZM238 178H239V177H238ZM241 178H242V180H241ZM18 179H19V178H18ZM33 179H34V178H33ZM40 179H44V176H43L42 178H40ZM83 179H84V178H83ZM88 179H89V178H88ZM101 179H102V178H101ZM101 179H100V180H101ZM118 179H120L119 176H118ZM118 179L116 180V184H115V186L117 185ZM139 179H140V180H139ZM256 179H257V180L262 179L263 182H264V177H262V178H258V175H257V178H256ZM85 180L88 181L86 178H85ZM95 180H97V179H95ZM114 180H112V182H114ZM131 180H132V179H131ZM257 180H256V184L258 183ZM80 181H81V180H80ZM90 181H92V178H91ZM121 181H122V180H121ZM123 181H122V183L125 184V183H124L125 181H124V182H123ZM128 181H129V180H128ZM209 181H210V180H209ZM213 181H214V180H213ZM230 181H231V180H230ZM233 181H234V180H233ZM242 181H243V182H242ZM260 181H261V180H260ZM18 182H19V180H18ZM33 182H35V181H33ZM109 182H110V181H109ZM129 182H130V181H129ZM129 182H128V184H130V185L133 183V182H132V183H129ZM231 182H232V181H231ZM237 182H238V181H237ZM253 182H255V180L252 181V185H253ZM261 182H262V181H261ZM263 182H262V183H263ZM37 183H38V185H39V182H37ZM82 183H83V182H82ZM84 183H85V181H84ZM89 183H90V182H89ZM122 183H121V182H120V183L118 182V184H122ZM140 183H141V182H140ZM143 183H144V182H143ZM224 183H225V182H224ZM229 183H230V182H229ZM234 183H236V181H234ZM234 183H233V184H234ZM238 183H239V182H238ZM238 183H237V184H238ZM262 183H261V184H262ZM85 184H86V183H85ZM113 184H114V183H113ZM138 184H139V183H138ZM230 184H231V183H230ZM230 184H229V185H230ZM254 184H255V183H254ZM30 185H32V184H30ZM89 185H90V184H89ZM89 185H88V186H89ZM100 185H101V184H100ZM100 185L97 184L98 187H99ZM126 185H127V184H126ZM126 185H124V187H125ZM136 185H137V184H136ZM139 185H140V184H139ZM143 185H144V184H143ZM143 185H142V186H143ZM235 185H236V184H234V187H235ZM137 186H138V185H137ZM42 187H44V186H42ZM85 187H86V185H85ZM116 187H117V186H116ZM124 187H123V189H124ZM130 187H131V186H130ZM138 187H139V186H138ZM245 187H247L246 189H247L248 191L245 189ZM263 187H264V186H263ZM26 188H27V187H26ZM83 188H84V186H83ZM90 188H91V187H90ZM118 188H119V187H118ZM235 188H236V187H235ZM20 189H21V188H20ZM22 189H23V188H22ZM85 189H86V188H85ZM85 189H84V190H85ZM123 189H122V190H123ZM125 189L127 190V191H125L126 194L129 196L130 193H128V189H127V188H125ZM133 189H134V188H132V190H131V188H130V189H129V192L134 191ZM140 189H143V188L140 186L138 190H140ZM236 189H237V188H236ZM252 189H254V190L252 191ZM259 189H260V188H259ZM36 190H37V189H36ZM38 190H39V189H38ZM42 190H44V189H41V192H43ZM50 190H51V189H50ZM91 190H92V189H91ZM93 190L95 191V188H94ZM96 190H98V189L96 188ZM130 190H131V191H130ZM144 190H145V189H144ZM144 190H143V191H144ZM147 190H148V189H147ZM257 190H258V189H257ZM26 191H27V190H26ZM39 191H40V190H39ZM55 191H56V190H55ZM99 191H100V188H99ZM115 191H116V190H115ZM120 191H121V190H119V192H120ZM123 191H124V190H123ZM143 191H141V192L143 193ZM149 191H150V189H149ZM241 191H242V190H241ZM241 191H239V192H241ZM246 191H247V192H246ZM263 191H264V189H263ZM27 192H28V194L30 193V191H27ZM37 192H38V191H37ZM50 192H51V194H53V193L56 194L55 192L52 193V190H51ZM85 192H87V191H85ZM91 192H92V191H91ZM101 192L103 193V190H102ZM101 192H100V193H101ZM121 192H122V191H121ZM144 192H145V191H144ZM242 192L244 193V191H242ZM242 192H241V193H242ZM35 193H36V191H35ZM96 193H97V192H96ZM114 193H115V192H114ZM114 193H112V194H114ZM122 193H123V192H122ZM122 193H118V194H119V195H120V194L122 195ZM133 193L136 195L138 192L135 193V191H134ZM246 193H247V194H246ZM253 193H254V192H253ZM28 194L25 193L24 196H25V195H27V196L31 195V194H29V195H28ZM41 194H42V193H41ZM44 194H45V193L43 192V195H44ZM47 194H48V193H47ZM47 194H45V195H46L45 197H47ZM51 194H50V195H51ZM76 194H77V193H76ZM92 194H93V192H92ZM97 194H98V193H97ZM118 194H117V195H118ZM126 194H125V196L128 198V196H127ZM131 194H132V193H131ZM131 194H130V197H131ZM144 194H145V193H144ZM239 194H240V193H239ZM33 195H34V194H33ZM33 195H32V196H33ZM38 195H39V194H37V196H38ZM114 195H115V194H114ZM123 195H124V193H123ZM132 195H133V194H132ZM245 195H244L243 197H245ZM251 195H252V194H251ZM256 195H257V194H256ZM256 195H255V196H256ZM27 196L25 197V199H27ZM86 196H88V195H86ZM96 196H97V195H96ZM104 196H105V195H104ZM115 196H116V195H115ZM153 196H154V195H153ZM240 196H241V195H240ZM240 196H239V197H240ZM41 197H42V196H41ZM57 197H58V195L56 196V198H57ZM112 197H113V195H112ZM112 197H111V198H112ZM123 197H124V196H123ZM126 197H124L123 200H124ZM135 197H137V199H135ZM150 197H151V196H150ZM150 197H148V198H150ZM154 197H155V196H154ZM243 197H242V198H243ZM246 197H245V199H246ZM249 197H250V196H249ZM21 198H22V197H21ZM30 198H33V197H30ZM76 198H77V197H76ZM76 198H74V199H76ZM111 198H110V199H111ZM127 198H126V199H127ZM152 198H153V197H152ZM251 198H252V197H250V199H251ZM255 198H256V197H255ZM257 198H258V197H257ZM47 199H48V198H47ZM53 199H55V198L53 197ZM71 199L73 200V198H71ZM90 199H91V198H89V200H90ZM96 199H97V198H96ZM103 199H105V198H103ZM114 199L116 200V198H114ZM114 199H113V200H114ZM117 199L120 200L121 198H118V197H117ZM126 199H125V200H126ZM128 199H129V198H128ZM138 199H139V197H138L137 195L134 196V200L138 201ZM146 199H147V198H146ZM155 199H157V198H155ZM239 199H240V198H239ZM245 199H241V200H243L242 203L245 202L244 204H246V202H247V203H248V206H249V204H254V203H251V200H250V203H249V202H248L247 200H245ZM252 199H253V198H252ZM35 200H36V199H35ZM57 200H58V199H57ZM92 200L94 201V199H92ZM111 200H112V199H111ZM115 200H114V201H115ZM119 200L116 201V202H119ZM144 200H145V199H144ZM144 200H143V201H144ZM241 200H239V202H241ZM263 200H264V199H263ZM263 200H262V202L260 201L259 206H261V205H260L261 203L263 204ZM33 201H34V200L31 199L30 202L32 203ZM41 201H42V200H41ZM49 201H50V200H49ZM51 201H52V199H51ZM51 201H50V202H51ZM75 201H76V200H75ZM78 201L80 202V200H78ZM78 201H77V202H78ZM102 201H103V200H102ZM107 201H108V200H107ZM121 201H122V200H121ZM121 201H120V202H121ZM132 201H133V200H132ZM148 201H149V200H148ZM253 201H255V200L253 199ZM256 201H257V200H256ZM25 202H26V201H25ZM54 202H55V201H54ZM98 202H100V200H99ZM103 202H104V201H103ZM120 202H119V203H120ZM144 202H145V201H144ZM152 202H153V199H152ZM257 202H258V201H257ZM257 202H256V203H257ZM31 203H29L28 205H31ZM34 203L36 204V202H34ZM46 203H47V201H46ZM51 203H52V202H51ZM60 203L62 204L63 202L60 201ZM89 203H90V201H89ZM94 203H95V202H94ZM100 203H102V202H100ZM119 203H118V205H119ZM133 203H134V202H133ZM133 203H132V206H133ZM154 203H156V202H154ZM154 203H153L152 206L156 208V206H154ZM26 204H27V203H26ZM42 204H43V203H42ZM52 204H53V203H52ZM55 204H57V203L55 202ZM72 204H74L73 201H72ZM121 204H122V203H121ZM244 204H242V205H244ZM37 205H38V204H37ZM44 205H45V204H44ZM74 205H75V204H74ZM90 205H91V203H90ZM136 205H139V204H138V203L136 204V202H135V208H134V206H133V208H134L135 210L138 209V207H136ZM140 205H141V204H140ZM142 205H144V203H143ZM242 205H241V203H240V207H241ZM255 205H256V204H255ZM38 206H39V205H38ZM53 206H54V205H53ZM57 206H58V205H57ZM60 206H61V205H60ZM101 206H103V205H101ZM109 206H110V205H109ZM116 206H117V205H116ZM122 206H123V204H122ZM122 206H119V207H121L120 209L118 208V209H119V210H118L119 212H121V211L124 209V207H122ZM149 206H151V205H149ZM236 206H237V205H236ZM246 206H247V205H246ZM251 206H252V205H250L249 208H247V209L245 208V209H246L247 211H251V209H250ZM259 206H258V207H259ZM262 206H263V205H262ZM26 207H28V206H26ZM42 207H43V206H42ZM54 207H55V206H54ZM126 207H127V206H126ZM126 207H125V208H126ZM167 207H168V209H170V210L172 211V209H171L169 206H167ZM167 207H166V208H167ZM243 207H244V206H243ZM254 207H255V206H254ZM256 207H257V206H256ZM258 207H257V209H258ZM37 208H38V207H37ZM47 208H48V207H47ZM93 208H95V207H93ZM93 208H92V209H93ZM98 208H99V206H98ZM98 208H96V209H98ZM127 208H128V207H127ZM127 208H126V210H124V211H126L127 213L125 214V213L123 212L124 215H127L128 212H129V210H128ZM149 208H150V207H147V209H149ZM151 208H152V207H151ZM158 208H159V207H158ZM158 208L155 209V210H156L155 212H157L158 210H160V209H158ZM236 208H237V207H236ZM262 208H263V207H261V208H259V209L262 210ZM43 209H44V208H43ZM90 209H91V208H90ZM92 209H91V210H92ZM110 209H111V208H110ZM112 209H113V208H112ZM142 209L144 210V208H142ZM145 209H146V208H145ZM153 209H154V208H153ZM239 209H240V208H239ZM245 209H243V210L241 209L242 214H241V213H240V214L242 215V217H243V216L246 217L245 214H243V213H244L243 211H245ZM248 209H250V210H248ZM30 210H31V208H30ZM93 210H94V209H93ZM93 210H92V212H93ZM143 210H142V212H143ZM164 210H166V209H164ZM164 210H163V211H164ZM10 211H11V210H10ZM12 211L14 212V210H12ZM38 211H39V210H38ZM136 211H139V210H136ZM147 211H148V210H145V214H146ZM166 211H169V210H166ZM171 211H170L169 213L167 212L168 214L165 212V214L169 215L170 213H172ZM236 211H237V212L234 211L235 214L233 215V217L231 216V217L233 218L232 220H234V219H236V218L238 217V218H237L236 220H234V221H236V222H238V223L241 222V224L243 223V221H246V222H244V223H246V225H245L244 223H243V225H244L245 227H247V229L244 230L245 227H243V225H242V227H243V228H242V227H241V224L239 223L238 228H239V226H240L239 229H241V230L243 229V230H242L243 232H244V231H245V232L248 231V230H249V227H250V230H252V227H251V226H253V223H252L253 220L251 221V223H248V222H249V220H251V218L254 217L255 214L252 215L251 218H249V219H246L247 217H246V218H243V221H242V219H240L241 217L239 218V215H240L239 212H240V210H236ZM238 211H239V212H238ZM252 211H253V209H252ZM252 211H251V212H252ZM257 211H258V210H257ZM16 212H17V211H16ZM24 212H25V211H24ZM26 212H27V211H26ZM30 212H31V211H30ZM45 212H46V211H45ZM151 212H152V209H150V213H151ZM253 212L256 213V211H253ZM9 213H10V212H9ZM31 213H32V212H31ZM111 213H112V212H111ZM139 213H140V211H139ZM150 213L147 212L148 217H150ZM158 213H159V212H157V214H158ZM248 213H250V212H248ZM248 213L246 212V214H248ZM259 213H260V210H259ZM7 214H8V213H7ZM7 214H6V216H7ZM23 214H24V213H23ZM23 214H22V216H21L22 219H23ZM27 214H28V213H27ZM34 214H35V212H34ZM69 214H70V213H69ZM69 214H68V215H69ZM72 214H73V213H72ZM93 214H94V212H93ZM142 214H143V213H142ZM157 214H156V215H157ZM162 214H163V212H162ZM236 214H238L237 217L235 216ZM251 214H252V213H251ZM260 214H263V213H260ZM260 214H259V215H260ZM4 215H5V214H4ZM9 215H10V214H9ZM9 215H8V216H9ZM153 215L155 216L154 211H153ZM241 215H240V216H241ZM248 215H249V214H248ZM248 215H247V216H248ZM256 215H257V213H256ZM256 215H255V216H256ZM259 215H258L257 217H255V218L258 219V218H259ZM6 216H4V218H5V219H4V220H5L4 222H7V228H8V223H9V221H8L9 219H8V218H9V217L7 218ZM13 216H14V215H13ZM13 216H12V217H13ZM16 216H18V214H17ZM56 216H57V215H56ZM71 216H72V215H71ZM128 216H130V217L132 218V214L129 213ZM128 216H127V217H128ZM146 216H147V215H146ZM159 216H160V214H159ZM164 216H165V215H164ZM170 216H171V214H170ZM170 216H167V217L171 219ZM59 217H61V215H60ZM59 217H58V219H59V221H60V220L62 219V217H61V218H59ZM66 217H67V214H66ZM139 217H141V216H139ZM144 217H145V216H144V214H143V219H144ZM161 217H162V216H161ZM173 217L176 218V216H173ZM234 217H235V218H234ZM249 217H250V216H249ZM1 218H3V216H2ZM6 218H7V220H6ZM14 218H15V217H14ZM24 218H25V217H24ZM72 218H73V216H72ZM75 218H76V216L74 215V219H75ZM137 218H138V217H137ZM137 218H136V219H137ZM154 218H156V220H155ZM165 218H166V217H165ZM165 218H164V219H165ZM174 218H173V220H175L176 222L180 220L178 217H177V219H174ZM180 218H181V217H180ZM224 218H225V217H221V219L225 220L226 218H225V219H224ZM260 218H262V217L260 216ZM16 219H17V218H16ZM58 219H57V220H58ZM67 219H68V217H67ZM125 219H127L126 216H125ZM145 219H146V218H145ZM145 219H144L143 221H145ZM149 219H151V218H149ZM221 219H220V220H221ZM244 219H245V220H244ZM256 219H255V220H256ZM23 220H25V219H23ZM129 220H130V219H129ZM132 220L134 221V218H133ZM137 220H138V219H137ZM137 220H135V221H137ZM151 220H152V219H151ZM153 220L159 222V221L157 220V217H153ZM168 220H169V219H168ZM168 220H167V221H168ZM258 220H259V219H258ZM260 220H262V219H260ZM0 221H1V220H0ZM20 221H21V220H20ZM63 221H64V220H63ZM68 221H69V220H68ZM135 221H134V222H135ZM140 221L143 223V221L139 219V222H140ZM148 221H149V220H148ZM148 221H146V222H147V225L149 224L148 226H149V228H150L151 225H150V223H149ZM154 221H152V225L154 224V226H155V223H157V222H154ZM163 221L166 222L165 220H163ZM180 221L182 222V219H181ZM247 221H248V222H247ZM2 222H3V220H2ZM55 222H57V221L55 220L53 223H55ZM130 222H131V220H130ZM141 222L138 223V225L140 224L139 226H141ZM170 222H171V221H170ZM223 222H224V221H223ZM232 222H233V221H232ZM257 222H258V221H257ZM13 223H14V222H13ZM26 223H27V222H26ZM26 223H25V224H26ZM161 223H162V221H161ZM167 223H169V221H168ZM177 223H178V222H177ZM177 223H176V224H177ZM247 223H248V224H252V225L249 226ZM255 223H256V222H255ZM9 224L11 225V223H9ZM19 224H20V222H19ZM62 224H63V223H62ZM73 224H75L74 221H73ZM134 224H135V223H134ZM134 224H133V226H134ZM143 224H144V230H143V233H145L144 231H145V228H146L147 225H145V222H144ZM174 224H175V222H174ZM235 224L237 225V223H235ZM235 224H234V225H235ZM259 224H261V222H259ZM12 225H13V224H12ZM138 225H137V223H136L135 226L137 227ZM221 225H222V224H221ZM1 226L3 227V224H2V225L0 224V228H2ZM42 226H43V225H42ZM54 226H56V225H54ZM135 226H134V228H135ZM139 226H138V227H139ZM172 226H174V225H172ZM178 226H180V225L177 224V227H178ZM261 226H262V225H261ZM141 227H142V226H141ZM152 227H153V226H152ZM152 227H151V228H152ZM159 227H161L160 224H159V226H157V227H155V228H156V229H159ZM9 228H10V227H9ZM25 228H26V225H25ZM50 228H52V227H50ZM151 228H150V230H151ZM155 228H153L154 230H153V232H152L151 234H153V233L155 234V232H154V231H155ZM178 228H179V227H178ZM232 228H233V227H232ZM254 228H256V227H253V229H254ZM257 228L259 229V227H257ZM12 229H14V228L12 227ZM12 229H11V231H12ZM17 229H19V228H17ZM147 229H148V228H146V230H147ZM234 229H235V228H234ZM236 229H237V227H236ZM239 229H238V230H239ZM1 230H3V229H1ZM1 230H0V231H1ZM134 230L136 231L137 229L135 228ZM139 230H140V227L138 228V230L136 231V233H140V234H141L142 232H139ZM179 230H182V228H179ZM224 230H225V229H224ZM224 230H223V231H224ZM250 230H249V231H250ZM7 231H8V230H7ZM9 231H10V230H9ZM9 231H8V232H9ZM18 231H19V230H18ZM18 231H17V233H16V231H15V235H17L18 233L21 234L20 231H19V232H18ZM21 231H23V230H21ZM135 231H134V232H135ZM151 231H152V230H151ZM157 231H158V230H157ZM183 231H185V230H183ZM242 231H239V233H240V232L242 233ZM249 231H248V232H249ZM258 231H259V230H257V232H258ZM260 231H261V230H260ZM13 232H14V231H13ZM146 232H147V231H146ZM148 232H150V231H148ZM148 232H147V233H148ZM230 232H233V230H231ZM245 232H244V233H245ZM248 232H246V233L248 234V235H247V236H248L247 239H246L245 235L242 234V235L245 237V239L243 238V240H245V241L247 240V242H250V240L253 241V239L250 238V237H253V236H252V235H249L251 231H250L249 233H248ZM263 232H264V231H262V234H264ZM1 233H2V232H1ZM3 233H4V232H3ZM48 233H49V232H48ZM143 233H142V234H143ZM147 233H146V236H147V237H145V235L143 234L144 237H145V239L149 238V236H150V235L148 236ZM185 233H186V232H185ZM241 233H240V234H241ZM252 233H254V232H252ZM5 234H6V233H4L3 236H4ZM71 234H72V233H70V235H71ZM142 234H141V235H142ZM154 234H153V236H154ZM186 234H188V233H186ZM234 234H237L236 231H235ZM262 234H261V235H262ZM0 235H1V234H0ZM48 235H49V234H48ZM48 235H47V236H48ZM62 235H63V234H62ZM65 235H66V234H65ZM157 235H158V234H157ZM188 235H189V234H188ZM188 235H187V236H188ZM226 235L228 236L227 233H226ZM237 235H238V234H237ZM242 235H241V236H242ZM257 235H258V234H257ZM7 236H8V235H7ZM13 236H14V234H13ZM230 236H231V234H230ZM241 236H239V237H241ZM243 236H242V237H243ZM255 236H256V235H255ZM262 236H263V235H262ZM262 236H261V238H262ZM1 237H2V236H1ZM17 237H19V236L17 235ZM61 237H62V236H61ZM134 237H138V236H134ZM142 237H143V236H142ZM142 237H139V241L141 240ZM144 237H143V238H144ZM232 237H233V233H232ZM232 237H231V238H232ZM259 237H260V235H259ZM4 238H5V237H4ZM12 238H13V237H12ZM15 238H16V237H15ZM20 238H21V237H20ZM47 238H48V237H47ZM63 238H64V237H63ZM63 238H62V239H63ZM143 238H142V240H143ZM150 238H152V236H150ZM150 238L147 239V240H150ZM154 238H155V237H154ZM154 238H153V239H154ZM190 238H191V237H190ZM227 238H228V237H227ZM231 238H230V240H231ZM234 238L237 239V236H236V237H233V239H232L233 241H234ZM62 239H61V240H62ZM160 239H161V237H160ZM184 239H186V238H184ZM248 239H250V240L248 241ZM13 240H14V239H13ZM18 240H19V239H18ZM47 240L49 241V239H47ZM51 240H52V238H51ZM55 240H56V238H55ZM137 240H138V239H137ZM142 240H141V241H142ZM147 240H144V241H145L144 244L147 243ZM156 240H157V239L155 238V241H156ZM171 240H172V239H171ZM238 240H239V239H238ZM243 240L241 241V238H240V241H239V243H240L239 245L241 246V249H242V244L248 246L247 249L245 248L246 250H248V248L251 249V247H253V246L250 245V243L243 242ZM257 240H258V239H257ZM11 241H12V240H11ZM14 241H15V240H14ZM16 241H17V240H16ZM153 241H154V240H153ZM153 241H151V242H153ZM187 241H188V238H187V240H184L185 244H186ZM233 241H232V242H233ZM252 241H251V242H252ZM255 241H256V238H255ZM260 241H261V239H260ZM260 241H259L258 243H262V242H260ZM263 241H264V240H263ZM63 242H65V241H63ZM142 242H143V241H142ZM148 242H149V241H148ZM157 242H159V241H157ZM157 242H156V244H157ZM170 242H171V241H170ZM172 242H173V241H172ZM236 242H237V241H236ZM154 243H155V242H154ZM160 243H161V242H160ZM160 243H158V245H159ZM245 243H246V244H245ZM253 243H254V242H253ZM3 244H4V243H3ZM13 244H14V243H13ZM15 244H17V243H15ZM63 244H64V243H63ZM156 244H155V245H156ZM230 244H231V243H230ZM236 244H238V243H236ZM236 244H235V245H236ZM256 244H257V243H256ZM148 245H149V244L147 243L146 246H148ZM151 245H152V244H151ZM161 245H162V244H161ZM186 245H188V244H186ZM228 245H229V244H228ZM231 245H232V244H231ZM249 245H250L251 247H249ZM258 245H259V244H258ZM258 245H257V246H258ZM262 245H264V243H263ZM8 246H9V245H8ZM153 247H155V246H153ZM161 247H162V246H161ZM187 247H188V246H187ZM237 247H238V246H237ZM244 247H245V246H244ZM259 247H261V245H260ZM263 247H264V246H263ZM159 248H160V247H159ZM254 248H255V246H254ZM157 249H158V247H157ZM245 249L243 248V251H241V255H242V254L245 255L243 252H246V254H248L247 251H246ZM250 249H249V252H251ZM263 249H264V248H263ZM153 250H154V249H153ZM226 250H227V249H226ZM244 250H245V251H244ZM252 250H253V248H252ZM258 250H259V249H258ZM156 251H157V250H156ZM227 251H228V250H227ZM230 251H231V250H230ZM230 251H229V252H230ZM234 251H235V250H234ZM162 252H163V251H162V249H161V253H162ZM232 252H233V251H232ZM237 252H238V251H237ZM239 252H240V251H239ZM239 252H238V253H239ZM163 253H164V252H163ZM234 253H235V252H234ZM254 253H255V251H254ZM258 253H259V252H258ZM156 254H157V253H156ZM228 254H229V253H228ZM236 254H237V253H236ZM250 254H251V253H249L247 257H249ZM149 255H150V254H149ZM151 255L154 256L152 253H151ZM157 255H158V254H157ZM161 255H162V254H161ZM232 255H233V254H232ZM232 255H231V256H232ZM256 255H257V254H256ZM256 255H253V256L255 257ZM260 255H261V254H260ZM155 256H156V255H155ZM155 256H154V258H155V260H156V257H158V256H156V257H155ZM165 256H166V255H165ZM210 256H211V255H210ZM262 256H263V255H262ZM262 256H261V257H262ZM149 257H150V256H149ZM166 257H167V256H166ZM239 257H241V256H239ZM254 257H253V258H254ZM256 257H257V256H256ZM256 257H255V258H256ZM261 257H260V258H261ZM154 258L152 257V259H154ZM214 258H216L215 255H214ZM217 258H218V257H217ZM234 258H236L235 255H234ZM242 258H243V257H242ZM242 258H241V259H242ZM241 259L239 260V262L241 261ZM245 259H247V258L244 257V260H245ZM0 260H1V259H0ZM157 260H158V258H157ZM157 260H156V261H157ZM210 260H211V259H210ZM210 260H209V261H210ZM220 260H221V259H220ZM222 260H223V259H222ZM233 260H234V259H233ZM244 260L242 259V262H243V263H245L248 259L245 260V261H244ZM256 260L259 261L260 259H256ZM85 261H86V260H85ZM88 261H89V260H88ZM88 261H87V262H88ZM158 261H159V260H158ZM161 261H162V259H161ZM206 261L208 262V259H206ZM236 261H238V257H237ZM3 262H4V261H3ZM89 262H90V261H89ZM239 262H238V263H239ZM247 262H249V260H248ZM247 262H246V263H247ZM256 262H257V261H256ZM263 262H264V260H263ZM5 263H6V262H5ZM90 263H91V262H90ZM93 263H95V262H93ZM93 263H92V264H93ZM209 263H210V262H209ZM209 263H208V264H209ZM220 263H221V261H220ZM246 263H245V264H246ZM261 263H262V262H261ZM6 264H7V263H6ZM206 264H207V263H206ZM222 264H223V263H222ZM239 264H241V262H240ZM250 264H253V262L250 263ZM259 264H260V262H259Z\"/></svg>","mask_w":264,"mask_h":264}]
</instances>
